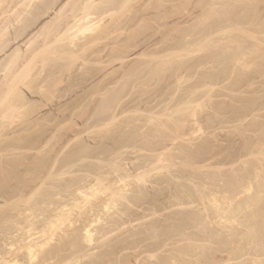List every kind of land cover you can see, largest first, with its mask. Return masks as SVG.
Wrapping results in <instances>:
<instances>
[{
    "label": "rangeland",
    "instance_id": "rangeland-1",
    "mask_svg": "<svg viewBox=\"0 0 264 264\" xmlns=\"http://www.w3.org/2000/svg\"><path fill=\"white\" fill-rule=\"evenodd\" d=\"M119 0H117V2H118ZM125 0H123V2H124ZM128 1V0H127ZM131 1H134L135 2V4L138 2V4L137 5H134V4H132L133 2H131ZM131 1H129V2H131L130 4H131V6L132 5H134V6H137V8H138V6H140L141 7V5H142V7L143 8H147L149 5H150V3H149V1H148V6L146 7L145 5L147 4L144 0V3H145V5H144V3H139L141 0H131ZM156 1V0H155ZM155 1H151L150 0V2L151 3H154ZM159 1H161V0H159ZM172 1V0H171ZM169 2L170 4L169 5H171L170 7H172V6H174L172 9L173 10H171V8H170V10H171V12H172V14L170 13V15H172L171 16V20L172 21H170V26H172L173 28H176V26H179L180 24V29L182 30H180V29H177L179 32H177V31H175L174 29H172L171 28V34H173V36L171 35V37L173 38V40H175V39H179L180 38V35L184 32V30L188 27L189 29H192V30H190V33L188 32V35H192V33H191V31L193 32L194 30H193V28L194 29H196V30H200V29H205V27L206 28H208L209 27V25H210V27L208 28V30H210V28H218V27H220L221 26V28H222V30L220 29V28H218V30H219V32L216 30V29H212L213 31H215V33H217L216 34V38H217V35H218V37L219 36H223L224 35V37H226L227 35H228V37H229V40H228V44H229V42H232L233 44H235V42L234 41H236V40H238L237 41V43L235 44V46L236 45H238V44H240V45H238L239 46V50L241 51V49L243 50V48L246 46L247 47V45L250 43L251 45V48H252V43H256V44H254L255 45V47L254 48H249L248 49V47H247V51H246V48H244V52H248V53H250V54H252V55H250V54H248L247 56H245V54H244V52L243 51H241L242 52V54H244L243 55V57H245V59L247 60V59H249V60H253L252 62H250L249 60H244L243 62H244V64H246V62H247V65L245 66L244 65V69L245 70H243V64L242 63H240L239 64V62H237L236 60H237V58L238 57H236V56H239L238 55V52L239 53H241L240 51H237L238 50V48H236L237 50H234L233 49V51H235V52H233L232 51V53L235 55V65H234V63H232L233 62V57L234 56H232V55H230L229 53H231V50H232V47H231V50H226V47L227 46H234L233 44L231 45V43L229 44V45H226L227 43V41H226V38H222V37H219L220 39L222 38V41L225 39V42H224V47H223V42H220L221 44H222V46H221V44H220V52H222V53H224L225 52V57L223 56V55H220V54H222V53H220L219 51H217V54L219 53V57L218 58H220V57H222V59L224 58H227V60H229V61H231V62H229V61H227V62H225L224 61V59L223 60H221L222 62L224 61L226 64L228 63V64H230L229 66H230V68L231 69H229V70H226L224 67L225 66H220L219 64H218V62L216 63V65H215V63H212L213 61L215 62V60L216 61H219V62H221L218 58H214V60L211 58V57H209V58H211V60L208 58V56L209 55H215V54H210L211 53V51H213V50H215V49H217L218 50V46H219V41H221V40H219V38L217 39V40H219L218 42H216V43H218V45L213 41V43H212V40H215V41H217L216 40V38L214 39L213 38V34H211L213 31H211L210 32V34L211 35H213V36H209L210 34H208L207 32H205V30H203L204 31V34H203V36H205V37H208L207 39L208 40H204V38H202L204 41H205V43H204V46H203V48H202V50L200 51V50H197L198 51V53H200V54H202V58L205 60V58H204V56L206 57V54H207V52L209 53V49H210V53L207 55V57H206V62L204 63L203 62V60H201L200 59V61L198 62V59L199 58H197L196 60H195V57L197 56V55H199L198 53H197V51H196V49L198 48H196V49H194L195 48V43L197 42V40H196V38H199L200 39V37L202 36V35H200L199 33V37H196L197 35L196 34H193V37H195L194 39L196 40H194L195 41V43L193 44V46L191 45V44H189L190 43V41H188V39L190 40H193L192 38V36H189V38H187L186 40L189 42L188 43V45H191L190 47H189V49H190V52H191V54L190 53H188L189 51H186V52H179L180 51V49L182 48V47H179L178 48V52L179 53H181V54H178L177 53V49L175 50V46H177L178 47V44L177 45H175L176 43H178L179 42V44H180V42L182 41V42H187V41H185V39H184V41L183 40H178V41H171V42H175L174 43V48H173V50L174 51H176V52H173V50L172 49H170V51H171V53L173 52V58H174V60L179 56V55H182V53H183V56L184 57H181V56H179V58L180 59H182L180 62L181 63H184V62H182L183 61V58H185L186 59V61H187V63L188 64H194V65H192L193 66V69H195L196 70V74H197V72H198V69L197 68H199L200 70V72H198L199 74H195V75H193V73H191V75L189 74L190 72H194L193 70H191L190 72H188L187 74H184V75H182V76H180V74H183L184 72H186L187 71V69H191L192 67L191 66H188L187 68H186V66H185V64L186 65H188L186 62L183 64V66H182V64L181 63H177V65H179L178 67L180 68V66H181V69H183V68H185V70L183 69L182 71H183V73H182V71H181V69H178V67H177V65H175L174 66V64H175V62L177 61V59L175 60V62L174 63H172L173 65H171L173 68L175 67V69H178V70H180V71H178V70H176V71H174L175 69H173V71H172V69H171V71H169V68H170V66L167 64V65H164L166 62V60H167V63H169L168 61H169V58H170V56H171V54L169 53V52H167L166 50H163V48H165L162 44V46L160 47V43L165 39V35L163 34V30H164V28H166V24L163 22V25H165V26H163L162 27V29H161V27L160 26H162L161 24H162V21L164 20V21H166L164 18H162V14H160L161 12L163 13V15H165V12L164 11H161V10H163V7L160 9V6H156V4H159L158 3V0L155 2L156 4H151L150 6L154 9V11L156 10V9H158L157 11H155V14H154V16H156V13L158 12V14L157 15H159L160 14V18H161V22H159L158 20L159 19H157V22H159V23H161V24H159L158 23V27H156L155 29L157 30V31H155V32H157V33H155L154 31H153V28H149V26L147 25V23H143V22H146V20H145V18L142 16L141 17V20L142 19H144L145 21H143L142 20V25L144 24V25H146L147 26V28H145V26L143 25L142 26V28L141 29H143V30H145V33L143 32V30L140 32L139 31V33L142 35V37L140 36L139 37V33H138V36H136L135 37V40L137 41L138 40V42L140 43V44H143V41L145 42V41H147V40H149L150 38H154V40H158L159 41V43H157V44H159V47H158V45H157V49H156V52L157 51H159L160 50V48L164 51V53L166 52V53H169L170 54V56H169V58H164V60L162 61V59L159 61V60H157V62L159 61V65L162 63V62H165V63H163V64H161L160 66L158 65V67H161L162 65L165 67V66H167L166 68H163V69H165V75L167 74V73H169V74H167L166 76L163 74V76H164V78H163V76H161V71L160 70H162L161 68H158L157 67V64H155L156 65V69H160V70H156V72L157 71H160V73H158L157 72V74H158V77H156L154 74V76L156 77H154V78H152V76H150L151 75V73L150 72H153V73H155L156 74V72L155 71H150V70H148V69H152V68H150V66L147 64L148 62H150L151 61V59H149L148 60V62H146V60H145V65L147 64V66H145V67H147L146 69L148 70H143L144 69V65H143V63H141L140 65H141V67H142V65H143V69H141L140 68V71H144L142 74H144L143 76H145V77H143L142 76V74H141V77L139 76H135V79H134V83H136V79H138V78H140V80L141 81H139V83H138V81H137V85L136 84H133L132 86H131V83H133V79L132 78H134V77H132V76H134V75H132L131 73H130V71H132L133 70V68H135L134 70H136V68L138 69V72L137 71H134L135 73L137 72V75H139L138 73H140L139 72V66L140 65H138V62L139 61H136V63H134L135 61H133L134 59L136 60V57H137V60H139V58L138 57H140V55H141V53H144L146 50L148 51V49H149V47L148 46H145L146 45V43L147 42H149V43H151V39H150V41H147L146 43H144L143 44V46H141V45H139V46H137V48L135 47L136 45H133L134 43H135V41L133 40L132 41V39L130 38V43L134 46V47H132L131 46V44L129 43V40H127L126 39V41H128V42H126L125 41V38H126V36L127 35H129V36H133V34H131L130 35V33L129 32H131V30H132V32H133V29H134V27L130 30V29H128V28H126V26H129V25H127V24H125V25H123V26H125V27H122V28H117L116 27V29L118 30L119 29V32L121 31V30H123V28L124 29H126L127 31H128V33L129 34H127V31H125L124 30V32L126 33V35H123L124 33H123V31H122V35H123V37H125L124 39H123V41H125L124 42V44H130L129 46H127V48L129 47L130 48V46H131V48H130V50H128L127 48H122V46H121V48H122V50L124 49V50H126L127 51V54L125 53V55H128L127 57L129 58L130 56H133L131 59H128L127 60V58L125 57V55L123 54L122 56H123V58H126V60L124 59V60H122L123 61V63L125 62V69H124V71L126 72V68H131V67H133V68H131L132 70H127V74H129L128 76H127V74H125V73H123V70H121L120 69V67L119 66H122L121 65V63H122V61H120L119 60V63H120V65H119V63L118 62H116V63H118V64H111L112 62H114L113 60V58H111V59H113L112 61H111V63H110V58H109V63H110V65L112 66H110L109 65V67L112 69V70H114L117 66V69L119 68L120 70H117V69H115L116 71H120V72H122L121 74H120V72L118 73H116L115 75H116V77H117V74H119V77H118V79L116 80L114 77H115V75H114V71H112V70H110V71H112L113 72V74H110V73H112V72H108V71H106L107 70V68H108V66H107V68H106V74L103 72L102 74H103V76H104V78H106V81H107V78H108V83H107V86H108V88H109V86H111L110 88H114L115 86H117L118 85V87L120 88V89H122L123 88V90L121 91V94H120V92H119V94H118V92H117V95L119 96L120 95V98L122 99V101H121V99L119 98V100L117 99V98H112L114 95H116V93H114V95L112 94L113 92H115V88L112 90H110V88L107 90V91H109L110 90V94H112V95H110L109 93H107V97L109 98L110 96V98L111 99H114V100H116L117 99V101L115 102V101H113L112 103H110V105H115V107L113 106H111L112 107V109L113 108H116V107H118V108H116V109H120L119 111H121V113L117 110V112L118 113H116V109L115 110H112L113 112L115 111V115H117V114H119V115H121V119H120V116H116V117H118V118H116L115 117V115H114V113H112V111L110 110V105H109V112L107 111V113L109 114L110 113V111H111V113H112V115H113V117H115V119L114 118H112L111 117V114H109L110 115V117H108V118H106V119H113V121H112V123H111V120L109 121V120H106V119H103L102 117H100L101 116V112H102V110L100 109V106L98 107L97 105L98 104H95L94 106L93 105H91L90 103H93L92 101H91V99L92 98H94V101H95V98L97 97L98 98V102H99V98L102 96V94H101V87H99V85H98V82L100 81V85H101V80L103 79L102 78V74H101V77H99V78H101V79H99L98 80V77H97V75H96V77L94 78V77H92V79H94V81L92 80L91 81V79H90V82H92L91 84H89L90 86H92L93 88H91L92 89V98L90 99V102H89V105H91V107H88L89 109L91 108V111L89 112V113H87L88 114V116H87V114L84 112L85 110L83 109V107L84 106H80V105H76L77 107H75V108H78L79 109V111H77L78 109H76L75 110V108H69V109H67V113H69V112H74V110H75V112L76 113H74V115H73V117L75 116V118H70V120H64L63 122H66L67 123V125H66V123H65V125L63 124V122L62 123H60L61 125L63 124V126H62V128H59V129H56V128H58V127H61V125L59 126V124L55 127V125H53L52 123V126L50 127V125L48 124V122H49V120H47V121H43L44 123H39V124H37L35 127L37 128V129H39V132H42L43 134L45 133V135L44 136H47V139L45 138L44 139V143H42V145H40L39 147H34V149H32V145H30V144H27V145H25L24 146V143H23V145L21 146V147H23V148H19V147H17L16 145H13L12 147H10V150H7L6 152H8V151H10V152H8L9 153V156H8V153H4L3 155H2V153L0 152V154L2 155L1 157H3V156H5V158L4 159H6V155L5 154H7V157H11V159H12V161H16V163L18 164V162H19V164H18V174H20V175H25V177L27 178V181L29 182L28 184L30 185L31 184V186H29V192H24V194H20V193H18V195H16V196H14V197H11L10 199H8L7 200V198H2L1 196H0V212L2 211L1 210V208H6L7 210H8V208H10L8 211H12L14 214H16V213H20V216H18L19 218L20 217H22V213L24 212V211H26L27 209H28V207L27 206H29V204L27 205L26 203H25V201H23V198L25 197H27V198H31L32 196H33V194H34V198H32L31 199V201H35L36 199H37V197L39 196V194L40 193H38L39 191L38 190H40V192L42 191L43 192V190L44 191H46L47 192V200L45 201V203L43 202L42 204H40L42 207H40V208H43V209H45V211H43V209L41 210V211H43V212H45V215H44V213H42V214H40L41 212H39L40 210L38 209L39 208V204H37V206L38 207H36V209L37 210H39L38 211V213L37 212H35L36 211V209H34L33 210V212L35 213V216H36V218H34V213H33V215L31 214L32 213V211L29 209L28 211H30L29 213L31 214V217H29V218H27V216L25 215V214H27L28 215V213H27V211L25 212V214L23 213V216L25 215L26 216V220L27 219H29V220H27L28 221V223H29V225L27 224V222H26V220H24L23 221V218H22V222L24 223H22L23 224V226L26 224V225H28L29 227H27L26 226V228H25V226H24V228H22V226H20V225H22V224H19V223H17L15 220V224H16V229L14 230V228H12L11 227V224L10 223H12L13 222V220H12V222H8V221H11V220H6V222L4 221V223H8V225H6L5 227L3 226V224H2V220H1V226H3V228H5V229H3L2 227H0V230L1 229H3V231L1 230V232H2V234H1V232H0V237L3 239V241H2V239H0V245L1 244H3V245H1V250H2V252H0V255H1V257H0V259H5V256H6V254H4V252L7 250V252H8V254H7V256H6V258H8V259H6V261L5 260H3V261H5V263L6 264H8L9 262H11V261H9V259L10 258H12L13 256L15 257L16 255H13V254H17L18 253V255H19V257H18V255L16 256V259L15 258H12V259H14V260H12V262L11 263H9V264H15V261H17V263L16 264H20V262H25L24 264H40L42 261V263L41 264H158V263H160V264H197V263H201V264H263V258H264V256H262L263 254H264V249H263V247H264V188H262V187H264V184H263V181H264V167H263V165H264V0H219L220 1V3L218 2V0H216V3H214L215 2V0H213V4L211 3V1L210 0H186V1H184V0H181V2H184V3H182L181 4V2L179 1V0H173L172 2ZM228 1V2H227ZM244 1V2H243ZM245 1H246V3H245ZM251 1V2H250ZM116 2V1H115ZM112 3L113 5L112 6H114V5H118V4H116V3ZM121 2V1H120ZM120 2H118V3H120ZM128 2V3H129ZM174 2H176V4L174 3ZM178 2H180L179 4H178ZM205 2H207V4H208V6H207V4L205 3ZM209 2V3H208ZM217 2L219 3V4H217ZM225 2H226V4L228 5H230L229 7L225 4ZM234 2H235V4H234ZM248 2V3H247ZM250 2V3H249ZM161 3H162V1H161ZM189 3V4H188ZM211 3V4H210ZM223 3V4H222ZM232 3L234 4V5H232ZM239 3V4H238ZM245 3V4H244ZM127 4V3H126ZM130 4H128L129 6H130ZM140 4V5H139ZM216 4V5H215ZM241 4H243V6L241 5ZM156 6V8H154L155 6ZM181 5V6H180ZM190 5V6H189ZM220 5H222L221 7H220ZM223 5H225V6H223ZM239 5V6H238ZM258 5H259V7H258ZM128 6V7H129ZM130 6V7H131ZM145 6V7H144ZM176 6H179L178 8L176 7ZM205 6H207V7H205ZM232 6L234 7V8H232ZM241 6V7H240ZM251 7V10L253 11V13H252V11L250 10V9H248L247 7ZM253 6V7H252ZM115 7V6H114ZM118 7H119V5H118ZM118 7L116 6V8H114L115 10H116V12H113L114 11V9H112L111 11L113 12V13H116L115 15L119 18L120 16H118V15H120V14H123V13H126V14H128V15H126V14H124V15H122V16H124V19L125 20H123V18H119V20L121 21V20H123V21H125L124 23H126V16H130L131 15V13H130V11L131 10H133V9H131L130 11H129V8H125V7H127V6H123L124 8H125V10L127 9V12H118L119 10H117L118 9ZM121 7L122 6H120L119 8L121 9ZM122 7V8H123ZM139 7V8H140ZM141 7V8H142ZM176 7V8H175ZM185 7V8H184ZM187 7V8H186ZM213 7V8H212ZM245 7V8H244ZM254 7H255V9H254ZM124 8H123V10H124ZM132 8V7H131ZM174 8H175V10H174ZM221 9V10H219V9ZM229 8V9H228ZM241 8V9H240ZM258 8V9H257ZM134 9H136V7L134 8ZM159 9H160V11H159ZM178 9H179V11H178ZM184 9H185V11H184ZM215 9H217V10H215ZM255 11H254V10ZM209 10V11H208ZM234 10V11H233ZM128 11H129V13H128ZM133 11H135V10H133ZM133 11H131L132 13H133ZM175 11H176V13H175ZM179 13H178V12ZM111 12V13H112ZM160 12V13H159ZM202 12H204V13H206L205 15H203V16H201L202 14H204V13H202ZM221 12H222V14H221ZM236 12V13H235ZM239 12H241V13H239ZM255 12V13H254ZM257 12V13H256ZM112 13V14H113ZM117 13H120V14H118L117 15ZM188 13V14H187ZM200 13V14H199ZM213 13H215V14H213ZM230 13V14H229ZM239 13V14H238ZM8 14V13H7ZM174 14V15H173ZM181 14V15H180ZM182 14H183V16H182ZM211 14V15H210ZM235 14V15H234ZM253 14V15H252ZM213 15H215V16H213ZM219 15H220V19L218 18L219 17ZM223 15H225L224 16V18L225 19H223L222 18V16ZM240 15V16H239ZM261 15V16H260ZM121 16V17H122ZM145 16V15H144ZM231 16H233V17H235V18H237V19H230V17ZM146 17H147V15H146ZM157 18H159L158 16H156ZM164 17V16H163ZM166 17V16H165ZM184 17V18H183ZM202 17V18H201ZM215 17V18H214ZM233 17H231V18H233ZM248 19H247V18ZM249 17H251L250 19H249ZM253 17V18H252ZM259 17V18H258ZM198 18V19H197ZM201 18V19H200ZM243 18H244V20H243ZM257 18V19H256ZM262 19V21H261V19ZM107 19H109V21H110V18H107ZM146 19H148V18H146ZM163 19V20H162ZM175 19V20H174ZM182 19H183V21H182ZM225 20L224 22H223V24H221V23H219V22H221V20ZM227 19V20H226ZM229 19V20H228ZM246 19V20H245ZM253 19H254V21H253ZM141 20H140V22H141ZM184 20H185V22H184ZM195 20V21H194ZM215 22H214V21ZM233 20V21H232ZM235 20H238L237 22H235ZM249 20V22H251V21H253V22H251V23H249V22H246V21H248ZM148 21V20H147ZM182 22V23H179V22ZM213 21V22H212ZM227 21H230L229 23H231L230 25H229V23H227ZM240 21H242L241 23H240ZM244 21V22H243ZM255 21H256V23H255ZM139 22V24H141ZM179 24H177V23ZM184 22V23H183ZM194 22L195 23H198L197 25H198V27L197 28H195L197 25H195L194 27H193V25H194ZM206 22H208V24H206ZM228 24V25H225L226 23ZM259 22V23H258ZM113 22H111L110 24H112ZM123 23V24H124ZM166 23H167V21H166ZM173 23L176 25V26H174L173 25ZM190 23V24H189ZM200 23V24H199ZM204 23V24H203ZM225 23V24H224ZM234 23V24H233ZM240 23V24H239ZM247 23H248V25H247ZM139 24H136V25H139ZM212 24V25H211ZM221 24V25H220ZM250 24V25H249ZM257 25L258 27H255V26H253V27H251L252 25ZM182 25H183V27H184V25H187V26H185L184 27V29L183 28H181L182 27ZM205 25H208V26H205ZM216 25H218V26H216ZM231 25H233L232 26V28L230 27ZM241 25V26H240ZM263 25V26H262ZM113 26V31L114 32H117V30L114 28V26L115 25H112ZM112 26H111V28H112ZM133 26V25H132ZM156 26V25H155ZM224 26H228L229 28H230V31L228 30V27H226V29L224 30ZM240 26V27H239ZM245 26V27H244ZM262 26V27H261ZM131 26H129V28H130ZM179 27H177V28H179ZM193 27V28H192ZM199 27H201V28H199ZM260 27V28H259ZM187 28V29H188ZM245 28H247V30H248V28L250 29V28H252V30L250 29V30H248V31H243V30H245ZM261 28H263V29H261ZM149 29H152V30H149ZM154 29V30H155ZM186 29V30H187ZM188 29V30H189ZM241 31H240V30ZM258 29V30H257ZM261 31H260V30ZM111 30V29H110ZM116 30V31H115ZM130 30V31H129ZM159 30V31H158ZM172 30H174V31H172ZM185 30V31H186ZM187 30V31H188ZM195 30V32H193V33H196V32H200V31H196ZM207 30V31H208ZM112 31V30H111ZM186 31V32H187ZM217 31V32H216ZM225 31V32H224ZM250 31L252 32V33H250ZM257 31V32H256ZM258 31H259V33H258ZM114 32H111L112 33V35L114 34ZM134 32L135 33H137L135 30H134ZM143 32V33H142ZM149 32V33H148ZM159 32V33H158ZM176 32V33H175ZM181 32V33H180ZM209 32V31H208ZM230 32V33H229ZM253 32H254V34H253ZM89 33H91V32H88L87 34H89ZM118 33V32H117ZM116 33V34H117ZM153 33V34H152ZM156 35H155V34ZM161 33H162V35H164V36H162L161 35ZM205 33H207V35L205 34ZM214 33V34H215ZM224 33V34H223ZM226 33V34H225ZM246 33V34H245ZM257 35H256V34ZM151 34V37H149V35ZM157 34H160V35H157ZM184 34L186 35V33L184 32ZM220 34V35H219ZM232 35L231 37H233V38H230V35ZM237 34V35H236ZM238 34H240V35H238ZM244 34V35H243ZM259 34H260V37H259ZM152 35H153V37H152ZM175 35V36H174ZM195 35V36H194ZM226 35V36H225ZM255 35V36H254ZM128 36V37H129ZM147 36L149 37V39H147ZM159 36L160 37H164V39L163 40H161L160 38H159ZM177 36H179V37H177ZM183 34L181 35V37L182 38H180V39H183ZM187 36V35H186ZM202 36V37H203ZM234 36H235V40H234ZM238 36V37H237ZM245 36V37H244ZM127 37V38H128ZM156 37H158V39L156 38ZM177 37V38H176ZM188 37V36H187ZM249 37V38H248ZM252 37V38H251ZM258 37V38H257ZM133 38V37H132ZM138 38H140V39H138ZM175 38V39H174ZM185 38V37H184ZM236 38H238V39H236ZM241 38H244V39H241ZM261 40H263V41H261ZM143 39H146V40H143ZM202 39H200L199 41L201 42L202 41ZM228 39V38H227ZM247 39V40H246ZM257 39V40H256ZM258 39H259V41H258ZM154 40H152V41H154ZM211 40V41H210ZM232 40V41H231ZM241 40H242V42H241ZM114 41V40H113ZM142 43H141V42ZM197 42V43H200V42ZM245 41V42H244ZM248 43H247V42ZM257 41V42H256ZM137 42V43H138ZM207 42V43H206ZM112 42V40H111V44H109L110 45V48H112V49H117V47L119 48V46H115V48L114 47H112V46H114L115 45V43H113ZM185 43H181V46H183V44H185ZM211 44L212 43V45L214 44H216L217 46H216V48L214 47V49L213 50H211L212 48H213V46L212 47H210V48H208L210 45L209 44ZM247 43V44H246ZM260 45H259V44ZM136 44V43H135ZM164 44V43H163ZM257 44H258V46H257ZM108 45V46H109ZM112 45V46H111ZM138 45V44H137ZM147 45H149L148 43H147ZM225 45H226V47H225ZM243 47H242V46ZM124 47H126L125 45H123ZM140 46H141V48H140ZM144 46H145V49H142V48H144ZM154 46H156V45H154ZM173 46V45H172ZM180 46V45H179ZM197 46H198V44H197ZM230 46L228 47V48H230ZM237 46V47H238ZM249 46V45H248ZM257 46V47H256ZM262 46V47H261ZM138 47H139V49H138ZM185 47H186V45H185ZM185 47L183 46V48L185 49ZM205 47V48H204ZM221 47H223L224 48V51L222 50L223 48H221ZM262 48V50H261V48ZM109 48V47H108ZM108 48H107V50H108ZM132 48H134V51H135V49H137L134 53H132L133 51H132ZM170 48H172V47H170ZM234 48V47H233ZM255 48H258L257 50L255 49ZM112 49H110L111 51H112ZM188 48H186V50H189ZM206 49V50H205ZM55 50V49H54ZM53 50V51H54ZM117 50H119V49H117ZM124 50H123V52H124ZM138 50H139V52L142 50V52H140L139 54H138ZM145 50V51H144ZM194 50V51H193ZM208 50V51H207ZM222 50V51H221ZM226 50V51H225ZM250 50V51H249ZM256 50V51H255ZM12 51V50H11ZM10 50L8 51H6V52H8V53H10L11 52ZM115 51V50H114ZM114 51H112V52H114ZM129 51H131V53L133 54H129L128 52ZM168 51H169V49H168ZM181 51H183V49L181 50ZM185 51V50H184ZM203 51V52H202ZM204 51L206 52V54L204 53ZM230 51V52H229ZM237 51V52H236ZM260 51V52H259ZM119 52V51H118ZM122 52V53H123ZM155 52V53H156ZM216 51H213L212 53H215ZM261 53L262 52V54H259V53ZM158 53V52H157ZM157 53H156V55H157ZM162 54L163 52L160 50L159 51V53L158 54ZM166 53H165V55H166ZM174 53H175V55H174ZM184 53H185V55L187 54V56L185 57V55H184ZM231 53V54H232ZM258 55H257V54ZM44 54H47V53H44ZM115 54H118L117 53V51H116V53ZM114 54V55H115ZM136 54H138V56H136ZM189 54V55H188ZM203 54H204V56H203ZM230 55V57L231 58H229L228 59V57H226V56H228V55ZM1 55H3V54H1ZM0 55V56H1ZM48 55V54H47ZM47 55H45V56H47ZM113 54L111 55V56H114ZM130 55V56H129ZM134 55L136 56L135 58H134ZM155 55V56H156ZM163 55V54H162ZM178 55V56H177ZM191 55V56H190ZM253 55H254V57H253ZM256 55V56H255ZM155 56H154V59H157V57L158 56H160V55H158L156 58H155ZM174 56H176V58L174 57ZM188 56H190V58L188 57ZM192 56H193V58H192ZM195 56V57H194ZM218 56V55H217ZM216 55L214 56V57H217ZM252 56V57H251ZM262 56V57H261ZM41 57L43 58V55H41ZM161 57V56H160ZM162 57H164V56H162ZM166 57V56H165ZM171 57V58H172ZM187 57H188V59L189 60H187ZM250 57V58H249ZM256 57V58H255ZM41 58V59H42ZM45 58V57H44ZM115 58V57H114ZM116 58H117V56H116ZM115 58V59H116ZM134 58V59H133ZM170 58V59H171ZM172 58V59H173ZM201 58V57H200ZM207 58L210 60V64H212L211 66H213V67H215V68H212V67H210L209 66V63L207 62ZM252 58V59H251ZM144 59V58H143ZM147 59V58H146ZM159 59V58H158ZM184 59V60H185ZM192 59V60H191ZM195 60V62L194 63H191V61H194ZM218 59V60H217ZM221 59V58H220ZM254 59H257V60H254ZM80 61H81V59H79ZM98 60V59H97ZM131 60V61H130ZM174 60H170V62L171 61H174ZM179 60V59H178ZM260 60V61H259ZM79 61V62H80ZM103 61V60H102ZM102 61H97L98 63H101ZM107 61H108V59H107ZM117 61H118V59H117ZM130 61V62H129ZM140 61H141V57H140ZM189 61V62H188ZM198 62V64L200 63V65H202V64H204V69L203 70H205L206 69V71L208 70V67H210L209 69L211 70L210 72L211 73H213V74H211L210 72V74H208V72L207 73H203V74H201L200 75V73H202V72H204V71H202L201 72V68H200V65H196L195 63H197ZM257 61V62H256ZM104 62H106V60L104 61ZM103 62V64H106V63H104ZM142 62V61H141ZM143 62H144V60H143ZM153 62V60L150 62V63H152ZM154 62V63H155ZM161 62V63H160ZM178 62V61H177ZM203 62V63H202ZM221 62V63H222ZM250 64H249V63ZM262 62V63H261ZM97 63V64H98ZM108 63V62H107ZM108 63V64H109ZM133 63L134 64H136V65H138V66H134L133 65ZM140 63V62H139ZM154 63H152L153 65H154ZM202 63V64H201ZM225 63H222V64H224V65H226ZM236 63H238V65L236 64ZM252 63H257L256 64V66H255V64H252ZM96 64V65H97ZM102 64V65H103ZM107 64V65H108ZM169 64H171V63H169ZM206 64H208V65H206ZM217 64L219 65V67H217ZM228 64H227V66H228ZM231 64H233V65H231ZM242 64V65H241ZM260 64H262V65H260ZM98 65H100V64H98ZM97 65V66H98ZM124 65H123V67H124ZM128 65V66H127ZM152 65V66H153ZM215 65V66H214ZM250 65H252L251 66V68H249L250 67ZM260 65V66H259ZM106 66V65H105ZM115 68H114V67ZM149 66V67H148ZM168 66H169V68H168ZM206 66H208V67H206ZM239 66V67H238ZM261 66H263L262 68H261ZM177 67V68H176ZM183 67V68H182ZM191 67V68H190ZM195 67H197V68H195ZM206 67V68H205ZM223 67V68H222ZM240 67H242L241 69L243 70V72H242V70L240 69ZM248 67V69H246ZM255 68V69H253V68ZM66 69H67V67H65ZM76 68V67H75ZM75 68H73V69H75ZM122 68V67H121ZM154 66H153V70H154ZM217 68V69H216ZM227 69L229 68V67H226ZM235 68V69H234ZM215 69V71H213ZM221 69V70H220ZM239 71H237V70ZM251 69L253 70V71H251ZM167 70H168V72H167ZM216 70H218V72H216ZM240 70H241V72H240ZM247 70V71H246ZM256 70V71H255ZM261 70V71H260ZM67 71V70H66ZM147 71V72H146ZM177 71H178V74L179 75H176V73H177ZM189 71V70H188ZM205 71V72H206ZM213 71V72H212ZM224 71V72H223ZM225 71H227V73L225 72ZM232 71V72H231ZM247 73H246V72ZM249 71V72H248ZM250 71L252 72V73H250ZM59 72H64V71H59ZM172 72H176V73H172ZM236 72V73H235ZM262 72V73H261ZM110 75H109V74ZM149 75H148V74ZM229 73H231L232 74V76H231V74H229ZM240 75H239V74ZM241 73H242V75H241ZM57 74V73H56ZM65 74H66V72H65ZM99 74V75H100ZM108 74V75H107ZM123 74H125L126 76V78H127V80L125 81V85H126V82H128L127 84V87L125 88V90H124V85H120L122 82H124V80L126 79L125 77H124V75ZM134 74V73H133ZM188 74L190 75V76H188ZM208 75L207 77H206V81H204V78L203 77H205V76H203V75ZM234 74V75H233ZM252 74V76H250ZM106 75V76H105ZM114 77H113V76ZM123 75V76H122ZM132 75V76H131ZM136 75V74H135ZM148 75V76H147ZM174 75V76H173ZM187 75V77H185ZM192 75L194 76V78L196 77V79H197V77H200L201 76V78L200 79H198L197 80V83H198V85H199V82L203 79V81H201L203 84V86H201V88L203 87V89H199V90H196L197 92H193L194 91V89H196L197 87V85L195 86L196 88H194L193 87V84L194 83H196V80L192 77ZM220 75V76H219ZM110 76V77H109ZM111 76H112V79L113 80H111L110 78H111ZM120 76H122V77H124V78H122L123 79V81L121 80V78H120ZM173 76V77H172ZM178 76V77H177ZM180 76V77H179ZM184 76V77H183ZM203 76V77H202ZM210 76V79H208V77ZM229 76V77H228ZM238 79V81H236L237 79L235 78V77ZM163 79H162V78ZM167 77V78H166ZM191 77V79H194V82L191 80V79H188V78H190ZM212 77H213V79H212ZM215 77L217 78V79H215ZM224 77V78H223ZM120 78V79H119ZM128 78H130L129 80L131 81L130 83H129V80H128ZM148 78V79H147ZM149 78H151L150 80H149ZM180 80H182V81H180ZM222 78H223V81H222ZM232 78V79H231ZM241 78H243V80L241 79ZM95 79H97V81L95 80ZM147 79V80H146ZM161 79V80H160ZM168 79V80H167ZM172 79V80H171ZM178 79V80H177ZM183 79H187V80H183ZM214 79L215 80H217V82L216 81H214ZM236 79V80H235ZM111 82H110V81ZM166 80V81H165ZM175 80V81H174ZM200 80V81H199ZM209 80H213V81H209ZM239 80H240V82H239ZM253 80V81H252ZM53 81V80H52ZM69 81H72V80H69ZM117 81V82H116ZM118 81L120 82L119 84H118ZM122 81V82H121ZM145 81L147 82L146 83V88H145ZM162 81V82H161ZM186 81V82H185ZM199 81V82H198ZM250 81V82H249ZM93 82H95V84L93 83ZM117 83V85H115L116 83ZM143 82V83H142ZM151 82H152V84H151ZM156 82H158V83H156ZM178 82H180L181 84L183 83H186V84H180V83H178ZM188 82V83H187ZM191 82V83H190ZM201 82H200V84H201ZM212 82V83H211ZM214 82H216V83H214ZM222 82V83H221ZM226 82V83H225ZM236 82H238V83H236ZM66 82H63V85L65 84ZM73 83H74V80H73ZM80 86V88H79V86L77 85V84ZM89 83V82H88ZM111 83V84H110ZM160 83V84H159ZM163 83V84H162ZM236 85H235V84ZM252 83V84H251ZM35 84V83H34ZM37 84V83H36ZM96 85L97 84V86H95L94 87V85ZM114 86H113V85ZM122 84H124V83H122ZM159 86H157V85ZM178 84H179V87L180 88H182L183 90H180L179 91V89H178ZM192 85V88H193V91H192V93H191V91L190 90H192V89H190V90H187L186 88H191V85ZM208 84V85H207ZM210 84V85H209ZM217 86H215V85ZM234 84V85H233ZM249 86H248V85ZM33 83L31 84V87H25L24 86V88L26 89H28L29 88V93H28V91L26 90L25 91V93H26V96L29 94V96H27V98H29V97H31V98H29V100L31 101V103H33V104H35L36 105V108H34V107H32L31 109V111H33V112H29L31 115H30V118H29V113L26 115V116H28V117H26V119H32L33 120V117L36 115V117L37 118H41V117H45V116H48L47 114L50 112V115L51 116H53V114L54 115H59L60 113L62 114V110H60V109H64L65 107H63V106H66V103L69 101V100H67L66 101V99H67V97H61L60 99L59 98H57V99H54V101L55 100H57V103L56 102H53L52 100H51V102L52 103H54L55 105H52V103L50 102V101H48V97H46L45 95L47 94L48 95V93L47 92H45L46 90H42V88H44V87H42L41 88V90H40V87H39V92L38 91H36L37 89H38V85H42V83L40 84V83H38L37 84V89H36V87L34 88V90H33ZM62 85V84H61ZM121 87H120V86ZM150 85V86H149ZM154 85V86H153ZM167 85V86H166ZM176 85H177V87H176ZM190 87H189V86ZM251 85V86H250ZM27 86V85H26ZM34 86H36V85H34ZM43 86V85H42ZM77 86V87H76ZM81 86L83 87V85L81 84V83H78V81L76 82V80H75V84H74V87H76V89L78 88V89H80V91H82L81 89H83V88H81ZM90 86H88V87H90ZM123 86V87H122ZM139 86V87H138ZM184 86H185V88H184ZM230 86V87H229ZM237 86V87H236ZM118 87H117V89H118ZM134 87H136V88H134ZM163 87V88H162ZM206 87V88H205ZM209 87V88H208ZM211 87H212V89H211ZM215 87V88H214ZM219 87V88H218ZM232 87V88H231ZM32 88V90L34 91H31L30 89ZM46 88V87H45ZM44 88V89H45ZM98 88H100V90L98 89ZM131 88V89H130ZM145 88V89H144ZM156 88H158V89H156ZM199 88V87H198ZM197 88V89H198ZM214 88V89H213ZM260 88V89H259ZM77 89V91H79ZM116 89V90H117ZM120 89H118L117 91H119ZM133 89V90H132ZM149 89V90H148ZM162 89V90H161ZM164 89V90H163ZM176 89H177V91L178 92H175L176 91ZM187 90L186 91V94H185V92H184V90ZM230 89V90H229ZM232 89V90H231ZM246 89H248V90H246ZM97 90H99V91H97ZM138 90H139V92H138ZM148 90V91H147ZM151 90H153L152 92H151ZM155 90V91H154ZM161 90V91H160ZM201 90V91H200ZM205 90V91H204ZM210 90H211V93H210V95H208L207 93H209L210 92ZM214 90V91H213ZM218 90V91H217ZM257 90V91H256ZM261 90H262V92H261ZM31 91V92H30ZM43 93H42V92ZM80 91H79V93H80ZM128 91V92H127ZM131 91V92H130ZM159 91V92H158ZM166 91V92H165ZM169 91V92H168ZM181 91H183V92H181ZM189 91V92H188ZM206 91H207V93H206ZM213 91V92H212ZM250 91V92H249ZM96 92H98V93H96ZM99 92H100V94H99ZM172 94H171V93ZM174 92V93H173ZM181 92V93H180ZM201 92H202V94H201ZM203 92H204V94H203ZM258 92H259V94H258ZM33 95H32V94ZM42 93V94H41ZM45 93V94H44ZM142 93V94H141ZM161 93H162V95H161ZM168 93V94H167ZM170 93V94H169ZM175 93H177V94H175ZM180 93V94H179ZM40 94V95H39ZM96 94V96H94V95ZM182 94L184 95V96H186V97H184V96H182ZM199 94V95H198ZM203 95V96H201V95ZM214 94V95H213ZM38 95V96H37ZM166 95V96H165ZM169 97H168V96ZM170 95H172V98H171V96ZM173 95H175L174 97L175 98H173ZM192 96V97H190V96ZM262 95V96H261ZM94 96V97H93ZM100 96V97H99ZM128 96V97H127ZM131 96H132V98H131ZM133 96H135V97H133ZM163 96V97H162ZM182 96V97H181ZM188 96V97H187ZM202 97L201 98V100H200V97ZM244 96H245V98H244ZM35 98V100L36 101H34V98ZM37 97V98H36ZM42 97V98H41ZM115 97V96H114ZM127 97V98H126ZM164 99H162V98ZM166 97V98H165ZM186 98L185 99V101L184 100H182L183 101V103H181V104H179V101L181 102V98L182 99H184V98ZM39 98V100L37 101V99ZM41 98V99H40ZM44 98V99H43ZM97 98H96V101H97ZM108 99V102H109V100H111V99ZM137 98V99H136ZM243 98V99H242ZM64 99H65V101H64ZM136 99V100H135ZM166 99V100H165ZM167 99L168 100H170V101H167ZM173 99V100H172ZM175 99V100H174ZM180 99V100H179ZM194 99V100H193ZM44 100V102H42ZM58 100H59V102H58ZM60 100H62V101H64V102H62V101H60ZM142 100V101H141ZM165 101L164 103L163 102H161V101ZM46 101V102H45ZM47 101L48 102H50V103H48L49 105L51 104L52 106H53V108H52V106L50 105H47ZM118 101H120L119 103H118ZM140 101V102H139ZM203 101V102H202ZM255 101H256V103H255ZM41 102V103H40ZM62 102V103H61ZM97 102V103H98ZM186 102V103H185ZM197 102V103H196ZM199 102H201V105L200 106H198L200 103ZM251 102V103H250ZM44 103H46V105L47 106H49V109L51 108V110L47 113V106H45V104ZM94 103H96V102H94ZM115 103V104H114ZM117 103V104H116ZM167 103H169L168 105H167ZM175 103H176V105H175ZM178 103V104H177ZM250 103V104H249ZM41 104V105H40ZM64 104V105H63ZM119 104V105H118ZM122 104V105H121ZM136 104V105H135ZM215 104V105H214ZM217 104V105H216ZM228 104V105H227ZM251 104H253V106H250ZM34 105V106H35ZM38 105H40V107H38V112H36L37 110V106ZM61 107H60V106ZM173 105H175L176 106V108L178 109V107H177V105H181V107H179V109L181 110V112L180 111H176V109H175V106H173ZM204 105V106H203ZM231 105V106H230ZM246 105V106H245ZM56 106H58V107H56ZM92 106H93V108H92ZM159 106V107H158ZM161 106V107H160ZM162 106H163V108H162ZM169 106V108H167ZM191 106V107H190ZM197 106H198V108H197ZM43 107H45V109L43 108ZM63 107V108H62ZM79 107H82V109L84 110H82L81 109V111H80V108ZM96 107V108H95ZM165 107H166V109H165ZM214 107V108H213ZM241 107V108H240ZM254 107V108H253ZM33 108H34V110H36V111H34L33 110ZM42 108H43V110H42ZM56 109L57 110V108H59L58 109V113L59 114H56L57 113V111L55 112V110H53V109ZM95 108V109H94ZM139 108V109H138ZM151 108V109H150ZM156 108V109H155ZM158 108V109H157ZM182 108V109H181ZM237 109L236 111L234 110V109ZM243 108V109H242ZM40 109L43 111V113H45V115L40 111ZM48 109V110H49ZM71 109V110H70ZM89 109H88V111H89ZM138 109V110H137ZM163 109V112L161 111ZM167 109H168V111H167ZM171 109V110H170ZM172 109H174V111L172 110ZM239 109H240V111H239ZM93 110V111H92ZM95 110H96V112H95ZM137 110V111H136ZM153 111V115H152V111ZM156 110V111H155ZM159 110V111H158ZM164 110H166V111H164ZM172 111V112H170V111ZM183 110V111H182ZM247 110V111H246ZM86 111H87V109H86ZM98 111V112H97ZM122 111H124V112H122ZM135 111V112H134ZM142 111V112H141ZM144 111V112H143ZM148 113H147V112ZM161 111V112H160ZM188 111V112H187ZM218 111V112H217ZM235 111V112H234ZM39 112H41L42 114H40ZM84 112V113H83ZM100 112V113H99ZM126 112V113H125ZM139 112V113H138ZM149 112H150V117H152V118H150L149 117ZM160 112V113H159ZM167 113V114H165V113ZM175 112H177V113H175ZM180 112V114H178ZM233 112V113H232ZM19 114V112H16V114ZM21 113V112H20ZM39 113V114H38ZM95 113H97V114H95ZM124 115H123V114ZM137 113V114H136ZM156 113H158V114H156ZM163 113H164V115L165 116H167V117H163ZM75 114H77V115H75ZM82 114H83V116H82ZM84 114H86V117L84 116ZM92 114V115H91ZM94 114V115H93ZM103 114V113H102ZM104 114H105V112H104ZM139 114V115H138ZM155 114V115H154ZM161 114V115H160ZM172 116L173 114L175 115H173L172 117L170 116V115ZM176 114H178V115H176ZM197 114V115H196ZM10 115H12V114H10ZM34 115V116H33ZM39 115L41 116V117H39ZM89 115H90V117H89ZM108 115V116H109ZM148 115V116H147ZM159 115V116H158ZM4 116H6L7 117V119H8V116L7 115H4ZM3 116V117H4ZM77 116H78V118H77ZM82 116V118H79V117H81ZM92 116V117H91ZM95 118H94V117ZM134 116H136V117H134ZM138 116H139V118H138ZM142 116V118H140ZM163 117V119H162V117ZM169 116V117H168ZM179 116V117H178ZM235 116H237V117H235ZM241 116V117H240ZM5 117V118H6ZM11 117V116H10ZM32 117V118H31ZM36 117H34V119L36 118ZM83 117H85L86 119L85 120H87V121H85V122H89L91 119V121H93V122H89V124H87L86 123V125H85V122L84 123H82L84 120H82V119H84ZM91 118L90 120L88 119V118ZM100 117V118H99ZM129 117V118H128ZM153 117H155L154 119H153ZM158 117V118H157ZM199 117V118H198ZM12 118H14L13 116L10 118V119H5V121L7 122H9V121H14V120H19V118L21 119L22 117H19L18 119H12ZM17 118V117H16ZM23 118H25V117H23ZM36 118V119H37ZM51 118V117H50ZM125 118V119H124ZM131 118V119H130ZM146 118V119H145ZM148 118H149V120H148ZM160 118V119H159ZM180 120H178V119ZM0 119H2V118H0ZM12 119V120H11ZM75 119H77V120H75ZM80 119V120H79ZM98 119H101V120H99V121H96V120H98ZM140 119V120H139ZM153 119V120H152ZM163 121H162V120ZM166 119V120H165ZM171 119V120H170ZM173 119V120H172ZM3 120V121H2ZM1 121L2 122H4V119H2ZM72 120V121H71ZM73 120H75V121H73ZM89 120V121H88ZM120 120H121V122H120ZM131 120V121H130ZM139 120V121H138ZM148 120V121H147ZM150 120H152V123L151 122H149ZM160 120V121H159ZM168 120V121H167ZM205 120V121H204ZM0 121V123L2 124V122ZM16 121V122H17ZM19 121H21V120H19ZM68 121H70L69 123H71V122H75L74 124L73 123H71V124H68ZM79 122V124H78V122ZM110 122V123H108V122ZM125 121V122H124ZM129 121V122H128ZM135 123H134V122ZM136 121H138V123L136 122ZM142 121V122H141ZM175 121V122H174ZM5 122V123H6ZM15 121L14 122H12L13 124V126L12 125H10L9 123H8V126H11L12 127V129H13V131H14V129L15 128H17V126L15 127L14 126V123H16ZM107 122V124H105ZM115 122V123H114ZM154 122H156L157 124L156 125H154L155 123ZM165 122H167V123H165ZM173 122V124H171ZM210 122V123H209ZM11 123V122H10ZM76 123H77V125H76ZM91 123H92V125H91ZM98 123V124H97ZM121 125H120V124ZM149 123V124H148ZM258 123V124H257ZM18 126L19 125H21L20 123H16ZM44 124H46V125H44ZM84 124V125H83ZM100 124V125H99ZM101 124H103V125H101ZM130 124H132V125H129ZM136 126H135V125ZM142 124V125H141ZM148 124V125H147ZM159 124H162L161 125V127H160V125ZM166 124V125H165ZM171 124V125H170ZM198 124V125H197ZM201 124V125H200ZM204 124V125H203ZM3 125V124H2ZM5 125H7V123L5 124ZM73 125H75V126H72ZM80 127H79V126ZM90 125V126H89ZM93 125H95V126H93ZM119 125V126H118ZM126 125H128V126H126ZM137 125H138V127L140 128V130H139V132H138V128H137ZM197 125V126H196ZM261 125H263V126H261ZM7 126V127H8ZM39 126V127H38ZM42 126H43V128L45 129H43L42 128ZM55 128H54V127ZM65 126V127H64ZM70 126V127H69ZM76 126H78V128L76 127ZM99 126V127H98ZM116 126V127H115ZM134 126V127H133ZM152 127V129H149V128H151ZM156 126V127H155ZM169 126V127H168ZM170 126L172 127V128H170ZM7 127H5V129L7 128ZM11 127H9L10 129H11ZM13 127H15V128H13ZM35 127H33V128H35ZM50 127V128H49ZM69 127V128H68ZM72 127V128H71ZM94 127V128H93ZM97 127V128H96ZM129 127V128H128ZM131 127V128H130ZM136 127V128H135ZM149 127V128H148ZM154 127L156 128V129H154ZM159 127V128H158ZM199 127V128H198ZM263 127V128H262ZM19 128V127H18ZM67 128V129H66ZM72 130H71V129ZM123 128V129H122ZM124 128H125V130H124ZM127 128V129H126ZM173 128H176V130L175 129H173ZM8 129V128H7ZM9 129V130H10ZM12 129L10 130V131H12ZM74 129V130H73ZM82 129V130H81ZM90 131H89V130ZM113 129V130H112ZM118 129V130H117ZM130 129V130H129ZM136 129H137V131H136ZM161 129V130H160ZM17 130V129H16ZM44 130V131H43ZM57 130V131H56ZM62 132H61V131ZM70 130V131H69ZM80 130V131H79ZM86 130V131H85ZM88 130V131H87ZM127 130L129 131V133H127V135H128V137H127V135L125 134L126 132H127ZM132 130V131H131ZM143 130H144V132H143ZM147 130V131H146ZM160 130V131H159ZM169 130V131H168ZM50 131V132H49ZM53 131V133H55L56 134V132H57V134H56V136H59V137H57V139L54 137L53 138V133H51ZM64 131V132H63ZM74 131V132H73ZM82 131V132H81ZM113 131V132H112ZM115 131H117V132H115ZM124 131V132H123ZM135 131V132H134ZM142 131V132H141ZM149 131V132H148ZM151 131V132H150ZM68 133V134H64V133ZM71 132V133H70ZM93 132V133H92ZM112 132V133H111ZM124 134H123V133ZM154 132H155V134H154ZM161 132H163V134L161 133ZM49 133V134H48ZM70 133V134H69ZM83 133V134H82ZM90 133V134H89ZM119 133H121V134H119ZM134 133H136V134H134ZM146 133H148V134H146ZM169 133V135H167ZM194 133V134H193ZM53 134V135H52ZM63 134V135H62ZM75 134H79V136L81 137H79L78 138V136L77 135H75ZM81 134V135H80ZM92 134V135H91ZM110 134H111V136H110ZM115 134V135H114ZM125 135L126 137H127V140H128V138H129V140L127 141L126 140V138H125V136H124V138H123V135ZM137 134H139V138L137 137ZM141 134V135H140ZM144 136H143V135ZM146 134V135H145ZM151 134V135H150ZM152 134H153V137H152ZM159 134V135H158ZM263 134V135H262ZM64 135H65V137H66V139L64 138ZM119 135V136H118ZM131 137H130V136ZM132 135H134V136H132ZM148 135H150V136H148ZM156 135H157V137H156ZM162 135V136H161ZM168 137H167V136ZM96 136H98V137H96ZM104 136V138H102ZM146 136V137H145ZM84 137V138H83ZM94 137H96V138H94ZM109 137V138H108ZM120 137H121V139H120ZM143 137H144V139H143ZM162 137V138H161ZM48 138H49V141H47L48 140ZM53 138V139H52ZM60 138H62V140L60 139ZM67 138L69 139V143H68V140H67ZM71 138H74V139H71ZM130 138H132V139H130ZM137 138V139H136ZM142 138V139H141ZM147 138H149V139H147ZM156 138H158V139H156ZM63 139H65V140H63ZM100 139V140H99ZM102 139H104V140H102ZM118 139H120V140H118ZM123 139V141H121ZM148 140V142H147V140ZM53 140V141H52ZM72 140V141H71ZM81 140V141H80ZM83 140V141H82ZM107 140V141H106ZM126 140V141H125ZM142 140V141H141ZM150 140V141H149ZM160 140H163V141H160ZM166 140V141H165ZM46 141V142H45ZM67 141V143L68 144H63L64 142H66ZM100 141H104L103 143L102 142H100ZM109 141V142H108ZM117 141H119V143H117ZM136 141V142H135ZM137 141H138V143H137ZM140 141V142H139ZM143 141L144 142H146V143H144V144H146L145 146H144V144H143ZM158 141V142H157ZM21 142V141H20ZM20 142H18V143H16V144H22V143H20ZM49 144H48V143ZM61 142H62V144H61ZM101 143V146H98V144L100 145V143ZM121 142H123L124 144H125V146H123L124 144H122ZM128 142V143H127ZM151 142H153L152 144L154 145H152L151 144ZM251 142V143H250ZM263 142V143H262ZM46 143V144H45ZM59 143V144H58ZM82 143H84L85 145H83ZM86 143H89V145L88 144H86ZM113 143H117L116 145H115V147H113ZM108 144V145H107ZM122 144V146H120ZM127 144V145H126ZM134 144V145H133ZM137 144V145H136ZM148 144V145H147ZM250 144V145H249ZM28 145H30V147H28ZM45 145V146H44ZM48 145H49V147H48ZM103 145V146H102ZM106 145V147H104ZM110 145V146H109ZM129 145V146H128ZM132 145V146H131ZM141 147H140V146ZM262 145V146H261ZM68 146V147H67ZM83 146H85V147H83ZM90 146V147H89ZM120 146V147H119ZM147 146V148H145ZM151 146V147H150ZM14 147V148H13ZM17 148V150H16V148ZM28 147V149H26ZM44 147V148H43ZM72 147V148H71ZM80 147V148H79ZM89 147V148H88ZM92 147V148H91ZM99 147H101L100 149H101V151H98V148ZM109 147V148H108ZM112 147V149H110ZM121 147H123V148H121ZM135 147V148H134ZM137 147V148H136ZM155 147V148H154ZM19 148V149H18ZM78 148V149H77ZM106 148V150H104ZM118 150V152L119 153H117V151L115 150ZM120 148L122 149L121 150V152H120ZM23 149V150H22ZM41 149V150H40ZM49 149V150H48ZM80 149V150H79ZM85 149V152L83 151V150ZM88 149V150H87ZM91 149V150H90ZM97 149V150H96ZM99 149V150H100ZM123 149H124V151H123ZM199 149V150H198ZM76 150H78V151H76ZM93 150V151H92ZM103 150L106 152H103ZM109 150H111V151H109ZM113 150H115V152L113 151ZM154 150V151H153ZM188 153H186L185 151ZM192 150V151H191ZM202 150V151H201ZM12 151V152H11ZM27 152V153H23V152ZM29 151V152H28ZM74 151H75V153H74ZM79 151H83L82 153H83V155H82V153L81 152H79ZM97 151V152H96ZM113 151V152H112ZM152 151V152H151ZM156 151V152H155ZM182 151H184L183 153H182ZM199 151V152H198ZM257 152V154H256V152ZM14 152V153H13ZM42 152H44V153H42ZM59 152V153H58ZM68 152V153H67ZM72 152V154H70ZM88 152V153H87ZM95 152V153H94ZM99 152V153H98ZM103 152V153H102ZM108 152V153H107ZM164 152V153H163ZM192 152V153H191ZM203 152H205V153H203ZM251 152V153H250ZM40 153V154H39ZM48 153V154H47ZM61 153V154H60ZM64 155H63V154ZM81 153V154H80ZM86 153V154H85ZM90 153V154H89ZM105 153V155H103ZM117 153V154H116ZM122 153H125V157H124V155H122L121 156V154ZM180 153V155H178ZM185 153H186V156H183V155H185ZM189 153H191L190 155H189ZM195 153H197V154H195ZM202 153V154H201ZM15 154V155H14ZM18 154V155H17ZM21 154L23 155V156H21ZM59 154V156H57ZM69 154V155H68ZM73 154H75V155H73ZM80 154V155H79ZM107 154V155H106ZM113 154V156L112 157H110V155H112ZM115 154V155H114ZM119 154V161H117V159H118V155ZM145 154H147L148 155V157L145 155ZM151 154V155H150ZM174 155V157H172V155ZM177 154V155H176ZM199 154V155H198ZM259 154V155H258ZM13 155V156H12ZM40 155H44V160L42 159V161H40V163H38V164H40L41 165V168L42 167H44L45 166V168H43V172H42V177L39 179V180H37V181H35V182H33V177L35 178V177H38L39 175H37V174H41L40 172H37L38 170L37 169H39L38 167H36L37 165H36V163H37V158L39 157ZM54 155V156H53ZM61 155V156H60ZM68 155V156H67ZM74 157H73V156ZM76 155H77V157H76ZM86 155V156H85ZM88 155V156H87ZM94 155V156H93ZM99 155V157H97V156ZM102 155V156H101ZM170 155V156H169ZM197 155V156H196ZM201 155V156H200ZM205 155V156H204ZM261 155V156H260ZM57 156V157H56ZM66 156V157H65ZM69 156H71V157H69ZM82 156V159H83V163L81 162V160L82 159H80L79 157H81ZM83 156H84V158H83ZM107 156H109V158H111V159H109V160H111V161H108L107 159ZM115 156H117V159H115ZM121 156V157H120ZM144 156V157H143ZM149 156H150V158H152V159H150L149 158ZM163 156V157H162ZM176 156V157H175ZM180 158H179V157ZM187 156H189V157H187ZM29 157V158H28ZM41 157V156H40ZM51 157V158H50ZM58 157H60V158H58ZM89 158V161H87V159L86 158ZM90 157H92L91 159H90ZM93 157H95V158H93ZM103 157V158H102ZM107 159H106V158ZM113 157H114V159H113ZM124 159H123V158ZM141 157V158H140ZM155 157V158H154ZM170 157V158H169ZM181 157L182 158H184V159H181ZM186 157V158H185ZM192 159H191V158ZM198 157V158H197ZM259 157V158H258ZM27 160H26V159ZM35 158H36V160H35ZM66 158H67V160H66ZM76 158H78V160L76 159ZM102 158V159H101ZM149 158V159H148ZM162 158V159H161ZM166 158H167V160H166ZM171 158L173 159V160H171ZM189 158V159H188ZM197 158V159H196ZM1 159H3V158H1ZM1 159H0V161H1ZM3 159V160H4ZM14 159V160H13ZM17 159V160H16ZM20 161H19V160ZM69 159H71V160H69ZM75 159V160H74ZM79 159H80V161H79ZM121 159L124 161H121ZM136 159H138V160H136ZM199 159V160H198ZM201 159V160H200ZM261 159H263L262 161H261ZM52 160V161H51ZM55 160H57V161H55ZM91 160H93V161H95V162H93V161H91ZM96 160H98L101 164H99V166H98V161H96ZM102 160H104V162L102 161ZM158 160H159V162H158ZM165 160V161H164ZM187 160H189V161H187ZM194 160V161H193ZM31 161V162H30ZM46 163V165H44L45 163ZM50 162V163H48V162ZM73 161V162H72ZM78 161V162H77ZM85 161V162H84ZM90 161H91V164H92V162L95 164H97V166L98 167H96V165H94V164H92L93 166H91V164H90ZM105 161H108V164H110V165H112L111 167H110V165H107L106 164V162ZM175 161V162H174ZM177 161V162H176ZM248 161V162H247ZM26 164V166L27 167H25L24 165V163ZM33 162V163H32ZM36 162V163H35ZM74 162H75V164H74ZM80 165V164H82V165H77V163ZM79 162H81V163H79ZM86 162H89V163H86ZM117 164H116V163ZM121 162H123V163H121ZM141 162V163H140ZM153 162H155V163H153ZM171 162V163H170ZM193 164H192V163ZM252 162V163H251ZM1 163H3V162H1ZM27 163H28V165H27ZM30 163V164H29ZM42 163H43V165H42ZM50 164V165H48V164ZM73 163V164H72ZM85 163V164H84ZM104 163V165L102 166V164ZM112 163V164H111ZM139 163V164H138ZM22 164H23V166L25 167H23L22 166ZM35 164V165H34ZM58 164V165H57ZM63 164V165H62ZM87 164L88 165H90V166H87ZM116 164V165H115ZM52 165H54V167L52 166ZM79 166V167H77V166ZM84 165V167L83 168H85L84 170H82V166ZM115 165V166H114ZM150 165V166H149ZM153 165V166H152ZM206 165V166H205ZM247 165V166H246ZM20 166H22V167H20ZM30 166V167H29ZM61 166H63V167H61ZM69 166H71V167H69ZM119 166V167H118ZM129 166V167H128ZM142 166V167H141ZM150 168H149V167ZM170 168H169V167ZM190 166H192V167H190ZM203 166V167H202ZM262 166V167H261ZM12 167V166H11ZM29 167V168H28ZM36 167V168H35ZM73 167H77L78 169V171L76 170V169H74ZM88 167L90 168V170H91V173H90V171H88L89 169H88ZM91 167H92V169H91ZM104 167H106V168H104ZM140 167V168H139ZM156 167V168H155ZM255 167V168H254ZM48 168V169H47ZM61 168H63V169H61ZM64 168H65V170H64ZM98 168V170H96ZM104 168V169H103ZM144 168V169H143ZM146 168V169H145ZM153 168H155L154 170H152ZM5 169V168H4ZM13 168H11V170L10 171H15V173H16V171H17V169H15V170H12ZM23 169V170H22ZM28 169H29V171H28ZM30 169H31V171H30ZM53 169V170H52ZM93 169L94 170H96L97 172H99L100 170L99 169H101V173H97L96 171L94 172L93 171ZM107 169V170H106ZM112 169H114V170H112ZM145 170V171H143V170ZM148 169H150V170H148ZM236 169V170H235ZM6 171H2L1 170V168H0V177L2 176V174L4 175V173H9L8 171H7V169H5ZM22 170V171H21ZM37 170V171H36ZM44 170H47V171H45L44 172ZM64 171V173H63V171ZM80 170H82V171H80ZM85 170H87V173H86V175L87 174H90V175H85L84 173V171ZM109 170V171H108ZM125 170H126V172H125ZM134 170V171H133ZM147 170L148 171H150L151 173H150V175H148L147 173ZM178 172L179 171V175H181L182 173L181 172H183L184 174H182L181 175V177L178 175V173L176 172V171ZM260 170V171H259ZM262 170V171H261ZM2 171V172H1ZM19 171L21 172V173H19ZM24 171V172H23ZM56 171V172H55ZM67 171H69V172H67ZM73 171H74V173H73ZM118 171V172H117ZM122 171V172H121ZM128 171V172H127ZM172 171H174V172H172ZM185 171V172H184ZM190 171H192V174H191V172ZM195 171V172H194ZM236 171H237V173H236ZM251 171V172H250ZM31 172H32V174H31ZM36 172V173H35ZM48 172H50V173H48L49 174V176H48V174L47 173ZM60 172V173H59ZM66 172V173H65ZM77 172V173H76ZM84 172V173H83ZM89 172V173H88ZM92 172H93V174H92ZM142 172V173H141ZM188 174H187V173ZM198 172V173H197ZM203 172V173H202ZM208 172V173H207ZM215 174H213V173ZM240 172H241V174H240ZM256 172L257 173H259V174H256ZM14 173V172H13ZM14 173V174H15ZM16 173V174H17ZM35 173V174H34ZM44 173H46V174H44ZM71 173H73V174H71ZM125 173H126V175H125ZM140 173V177H141V174H144V173H146L147 174V176L146 175H143V177L144 178H142L143 179V181H142V184L143 185H145V188L147 189V187L148 186H150V189H149V191H148V189L146 190L145 188H144V190L143 191H141L142 189H143V187L141 188V187H136V186H141L142 184H140V183H137L138 182V180H136L137 178L139 179L140 177H138L137 176V178L135 177L136 176V174H139ZM176 173V174H175ZM190 173V174H189ZM206 173V174H205ZM211 173V174H210ZM217 173V174H216ZM12 174V176L11 175H9V177H8V179H9V182H7L5 185L7 186H9L10 187V189H14L15 187H16V181L18 180V178H17V175L15 174ZM53 174V175H52ZM80 174H82V176H80ZM85 175V177H84V175ZM108 174V175H107ZM117 174V175H116ZM134 174V175H133ZM175 174V175H174ZM209 174V175H208ZM213 174V175H212ZM219 174V175H218ZM231 174H233V175H231ZM238 176H236V175ZM19 175V176H20ZM92 175H96L97 177H98V179H97V177L96 176H92ZM105 177H104V176ZM125 177H127V176H129V175H132V176H134V177H132V176H129V178L130 179H128V178H126V179H128V180H130V181H124V180H126V179H123V177L124 176ZM178 175V177L180 178V180H179V178L178 177H176ZM187 175H190V176H187ZM202 175V176H201ZM207 175V176H206ZM229 175V176H228ZM242 175V176H241ZM250 175H252L253 176V178H252V176L251 177H249ZM257 175H258V177H257ZM263 175V176H262ZM11 176V177H10ZM53 176H55V180H54V178H53ZM89 176V177H88ZM100 176V177H99ZM122 176V177H121ZM150 178H149V177ZM175 176V177H174ZM182 176H184V178L182 177ZM208 176H209V179L210 180H208L207 178H208ZM211 176V177H210ZM213 176H215V177H213ZM234 176V177H233ZM260 176V177H259ZM51 177V178H50ZM74 177H75V180H74ZM78 177V178H77ZM93 177V178H92ZM101 177H104V178H101ZM132 177V178H131ZM146 177V178H145ZM153 177V178H152ZM159 177V178H158ZM161 177V178H160ZM165 177H167L166 179H167V181H166V179H165ZM188 177V178H187ZM196 177V178H195ZM197 177H199V178H197ZM203 177V178H202ZM205 177V178H204ZM228 177V178H227ZM258 179H257V178ZM10 178H11V180H10ZM46 178V179H45ZM56 178H57V180H56ZM67 178H68V180H73L72 182L74 183V185H73V183L71 182V181H68L67 180ZM82 178H84V180H86L87 181V183H86V181L84 182V180L82 179ZM90 178V179H89ZM106 178V179H105ZM120 180H123L124 181V184L125 183H127V185H128V187H127V185H126V187L125 188H127V189H130V191L132 190L133 191V189H134V191L132 192H130L131 194H133V196H135V195H137L138 193H137V191L135 190V189H138V188H140L139 189V193L140 194H138L137 196H136V198H138L140 201H142V203H137V202H139L138 201V199H134L135 197H133L131 194H126V196L128 195V196H132V199L130 198L129 199V201H133V200H136V203H135V201H133L134 203H127V204H124V203H126V202H128V201H126L127 200V197L125 198L126 200L124 201H122V196L121 195H117L119 198L121 197V199H119L118 200V198H116L115 197V195H116V193L115 192H119V191H122V193L123 194H125L126 192H123V189H124V187H122V188H117L118 186H119V184H121L120 182H122L121 180H120V182H118V179ZM134 178V179H133ZM149 179V180H146V179ZM163 178V179H162ZM182 178V179H181ZM190 178V179H189ZM193 178V179H192ZM218 178V179H217ZM249 178V179H248ZM17 179V180H16ZM48 179V180H47ZM77 179V180H76ZM79 179H81V180H79ZM103 179V180H102ZM141 179V178H140ZM140 179H139V181H140ZM144 179H145V182H144ZM189 179V180H188ZM194 179H196L195 181H194ZM200 179H201V181H203L204 180V182H202L201 183V181H200ZM214 179V180H213ZM222 179V180H221ZM230 179V180H229ZM15 181V182H13V186H11L12 185V182H10V181ZM44 180H46V181H44ZM79 180V181H78ZM92 180V181H91ZM99 180V181H98ZM101 180V181H100ZM112 180H114V181H112ZM179 180V181H178ZM207 180V181H206ZM217 180V181H216ZM219 180V181H218ZM229 180V181H228ZM250 180V181H249ZM253 180V181H252ZM19 181V180H18ZM30 181H32V182H30ZM42 181L44 182V183H42ZM56 183H55V182ZM60 181H62V182H60ZM78 181V182H77ZM96 181V182H95ZM98 181V182H97ZM104 181V182H103ZM116 181V182H115ZM152 181V182H151ZM159 181V182H158ZM165 182V184H163V182ZM172 181V182H171ZM176 181V182H175ZM187 181V182H186ZM190 181H191V183H190ZM240 181H242V182H240ZM252 181V182H251ZM52 182H53V184H52ZM72 184H71V183ZM76 182V183H75ZM81 182V183H80ZM84 182V183H83ZM106 182V183H105ZM141 182V181H140ZM148 182V183H147ZM150 182V183H149ZM167 182V183H166ZM171 182V183H170ZM182 182V183H181ZM192 182L194 183V184H192ZM197 182V183H196ZM212 184V186H210L211 184ZM214 182V183H213ZM218 182V183H217ZM230 182V183H229ZM232 182V183H231ZM240 182V183H239ZM248 182V183H247ZM11 185H10V184ZM41 183V184H40ZM58 183V184H57ZM92 183H95V184H92ZM104 183V184H103ZM114 183V184H113ZM119 183V184H118ZM123 183V182H122ZM156 183V184H155ZM169 183V184H168ZM184 183V184H183ZM186 183V184H185ZM198 183H200L199 184V186L201 185V187H198ZM203 183H206V184H210V185H206V184H203ZM215 183H217L218 185L216 186L215 185ZM250 183V184H249ZM254 185H253V184ZM259 183V184H258ZM19 184H20V182H19ZM38 184V185H37ZM40 184V185H39ZM48 184V185H47ZM56 184V185H55ZM65 184H66V186H65ZM67 184L69 185H72V186H67ZM88 184V185H87ZM92 184V185H91ZM112 186H111V185ZM115 184H117V185H115ZM124 184H121L120 186H122V185H124ZM131 184V185H130ZM149 184V185H148ZM179 184V185H178ZM231 184V185H230ZM242 186H241V185ZM244 184V185H243ZM247 184H249V185H247ZM251 184H252V186H254V187H252L251 188ZM260 184H261V186H260ZM21 185V184H20ZM33 185H35L34 186V188H33ZM42 185V186H41ZM46 187H45V186ZM106 185V186H105ZM110 185V186H109ZM165 185V186H164ZM176 185H178L179 187H176ZM181 185V186H180ZM183 185V186H182ZM187 185V186H186ZM189 185V186H188ZM195 185L197 186V189H196V187H195ZM205 185L207 186V188H208V190H206V187H205ZM220 185V186H219ZM228 185H230V186H228ZM233 185V186H232ZM40 187V189H38L39 187ZM55 186V187H54ZM57 186V187H56ZM64 186V187H63ZM83 186V187H82ZM93 187V188H90V187ZM109 186V187H108ZM154 186V187H153ZM167 186V187H166ZM171 186V187H170ZM175 186V187H174ZM203 186V187H202ZM214 186V187H213ZM219 186V187H218ZM227 187V188H225V187ZM240 186H241V188H240ZM245 186H247L250 190H248V188L246 189V188H244ZM12 187V188H11ZM14 187V188H13ZM35 187H38L37 188V194L35 193ZM42 187V188H41ZM66 187H68V188H66ZM89 187V188H88ZM136 187V188H135ZM162 187V188H161ZM181 187V188H180ZM190 187V188H189ZM211 187H213V188H211ZM216 187V188H215ZM232 189V191H231V189ZM237 187H238V189H237ZM44 188H46V189H44ZM53 188H55V189H53ZM63 188V189H62ZM75 188V189H74ZM116 188V189H115ZM132 188V189H131ZM171 188V189H170ZM174 188V189H173ZM178 188H180V189H178ZM182 188H184V189H182ZM191 188L193 189V190H191ZM205 188V189H204ZM219 188V189H218ZM256 188V189H255ZM41 189H43V190H41ZM51 189V190H50ZM73 189V190H72ZM118 189V190H117ZM120 189H122V190H120ZM162 189V190H161ZM165 189H166V192H165ZM169 189V190H168ZM177 189V190H176ZM182 189V192L184 193V194H187L188 192V196H190V197H188L187 198V196L186 195H184V197L186 196V198H184L183 197V201L181 202V199H182V196H183V193L182 194H180V193H177V192H181L180 190ZM188 189V190H187ZM194 189H195V191H198V190H200V191H198L199 193H203L202 195H203V197H207V195L209 194V192H210V194L209 195H213V197L212 196H208V197H212V198H215L214 196L216 195V198L215 199H218V200H221V204H220V201L218 202L220 205H221V207H219L220 205L217 203V201H216V203L219 205L218 206V209L219 210H217V214H216V210L215 209H217V204H215V202L214 201H212V202H214V204L216 205V206H213V204L211 205V201H209L208 202V200L209 199H212V198H206V200L205 199H203V200H205V201H202V200H199V199H202L203 197H201L202 195L201 194H197V192L195 193V191H194ZM211 189V190H210ZM216 189H218L217 191H216ZM243 191H242V190ZM261 189V190H260ZM32 190V191H31ZM67 190V191H66ZM81 190V191H80ZM115 190V195H112L113 194V191ZM125 190V189H124ZM154 190H155V192H154ZM223 190H227V191H223ZM236 190V191H235ZM253 190V191H252ZM263 190V191H262ZM79 191V192H78ZM151 191V192H150ZM154 193H156V194H154V195H158L157 197H160V199L158 198L157 199V197L156 196H154L153 195V192ZM158 191V192H157ZM164 191V192H163ZM171 191V192H170ZM185 191L187 192V193H185ZM194 191V192H193ZM202 191V192H201ZM205 191H208V192H206V194L204 193ZM212 191V192H211ZM219 191V192H218ZM242 191V192H241ZM249 191V192H248ZM260 191V192H259ZM32 192H33V194H32ZM49 192V193H48ZM74 192V193H73ZM81 192V193H80ZM85 192V193H84ZM117 192V193H118ZM147 192H149L148 194L150 195V198H148V194H147ZM162 192V193H161ZM175 192V193H174ZM214 192V193H213ZM228 192V193H227ZM246 192V193H245ZM52 193H53V195H52ZM127 193H129V191L127 192ZM137 193V194H136ZM146 195H145V194ZM194 193H195V195H194ZM213 193V194H212ZM231 193H233V195L231 194ZM253 193H254V196H253ZM262 193V194H261ZM30 194H31V196H30ZM37 196H36V195ZM144 196H143V195ZM177 194H179V195H177ZM190 194V195H189ZM215 194V195H214ZM220 194V195H219ZM224 194V195H223ZM229 195V196H227V195ZM241 194V195H240ZM250 194V195H249ZM258 194V195H257ZM261 194V195H260ZM23 195V196H22ZM48 195H50V196H48ZM140 195L143 197V199H141L142 197H140ZM155 197V199L152 197ZM165 195L166 196H168L167 198L165 197ZM172 195H174V196H172ZM180 196L179 198L177 197V196ZM193 195V196H192ZM240 195V196H239ZM260 195V196H259ZM29 196V197H28ZM52 196V197H51ZM73 196V197H72ZM125 196V195H124ZM130 196V197H131ZM177 198H176V197ZM195 196H197V197H195ZM217 196H220V197H218L217 198ZM235 196V197H234ZM252 196V197H251ZM257 196V197H256ZM16 197V198H15ZM22 198V200H21V198ZM62 197H63V199H62ZM76 197V198H75ZM140 197V198H139ZM144 197H146V198H144ZM153 198V200H155V201H150L152 198ZM170 197V198H169ZM172 197H175L174 199H171ZM201 197V198H200ZM247 197V198H246ZM250 197V198H249ZM36 198V199H35ZM75 198V199H74ZM118 200H116V199ZM163 198V199H162ZM164 198H165V200H164ZM194 198H196V200H194V202L192 201ZM223 198V199H222ZM233 198V199H232ZM12 199H13V201H12ZM104 199H106V202H105V208H104ZM150 199V200H149ZM157 199V200H156ZM177 201H176V200ZM179 199V200H178ZM191 199V200H190ZM235 199V200H234ZM249 200L250 201V203L252 204L253 202H255V203H253V205H249L250 206V208H248V204L247 203H249L248 201H245V200ZM258 199V201H256ZM259 199H260V201H259ZM263 199V200H262ZM19 200V201H18ZM64 200V201H63ZM104 200V201H103ZM107 200L110 202V200H111V202L109 203V202H107ZM143 200H145V201H143ZM159 200V201H158ZM161 200V201H160ZM186 200H188V202H190V203H188V204H190V205H187V204H185L187 201ZM224 200V201H223ZM229 201V203H228V201ZM233 200V201H232ZM12 203H15V204H12ZM21 201H22V203H21ZM48 201V202H47ZM131 201V202H132ZM148 201H150L151 203H148ZM158 201V202H157ZM170 201H172V202H170ZM174 201V202H173ZM232 201V202H231ZM242 202V204H241V202ZM252 201V202H251ZM10 202V203H9ZM22 205V204H26L25 205V207L27 208V209H25V208H23V209H20V208H17V207H19V205H17V204H19V203ZM47 202V203H46ZM64 205V206H66V207H64V209H62L61 207H63V205L61 204V203ZM64 202V203H63ZM124 202V203H123ZM152 202H153V204H152ZM163 204V203H165V204H161V203ZM176 202H179V203H176ZM183 203L182 205H180L181 203ZM199 202H201V203H199ZM204 202V203H203ZM209 203L210 205H205L206 203ZM225 202H226V206H224V204H225ZM234 202V203H233ZM237 202V203H236ZM239 202V203H238ZM59 203H60V205H59ZM107 203L109 204V206L111 207V208H108V206H106L107 205ZM148 203V204H147ZM155 203V204H154ZM156 203H157V205H156ZM170 203L171 204V206H170V204H169V206H168V204ZM175 203V204H174ZM207 203V204H208ZM223 203V204H222ZM236 203V204H235ZM259 203V204H258ZM48 206H47V205ZM99 204V205H98ZM101 204V205H100ZM137 204V205H136ZM141 204H142V206H141ZM149 204H151V205H149ZM158 204H160V205H158ZM174 204V205H173ZM179 204V205H178ZM185 204V205H184ZM200 204V205H199ZM203 206H202V205ZM244 204V205H243ZM127 205V206H126ZM131 205V206H130ZM233 205V206H232ZM234 205H238V207H240V205H241V207H240V209L242 210V212H241V210L240 209H238V207L237 206H235L238 210H237V214H236V208L234 207ZM257 205V206H256ZM263 205V206H262ZM17 206V207H16ZM103 206V207H102ZM125 206H126V208H125ZM139 206V207H138ZM143 208H141V207ZM145 206V207H144ZM149 206V207H148ZM156 206V207H155ZM159 206H161V207H159ZM162 206H163V208H162ZM204 206H206V207H204ZM209 206H211V208L209 207ZM222 206H223V208H222ZM227 206H229V208H230V210H229V208L227 207ZM230 206H232L233 208H231ZM243 206V207H242ZM246 206V207H245ZM255 206L257 207V208H255ZM15 209H14V208ZM24 207V206H23ZM95 207V208H94ZM99 207V208H98ZM171 207V208H170ZM197 207V208H196ZM213 207H215V209H214V212L212 211L213 209ZM4 208V209H5ZM140 209V211H138L139 209ZM156 208V209H155ZM160 208V209H159ZM206 208H208V210L206 209ZM210 208V209H209ZM227 208V209H226ZM234 208H235V211L234 212H232L233 210H234ZM247 210H246V209ZM3 209V211H7V210H4ZM25 209V210H24ZM98 209H99V211L101 210L102 212H100L99 213V211H98ZM126 209V210H125ZM150 209V210H149ZM151 209L153 210V212H154V214H152L153 212L151 211ZM155 209V210H154ZM212 209V210H211ZM220 209H222V210H220ZM227 211H226V210ZM246 211H245V210ZM22 210H24L23 212H21ZM48 212H47V211ZM65 210V211H64ZM105 210V211H104ZM106 210H108V211H106ZM136 210V211H135ZM197 210V211H196ZM223 210H224V212L225 213H222L223 212ZM229 210V211H228ZM232 210V211H231ZM253 210V211H252ZM7 211V212H8ZM16 211V212H15ZM18 211V212H17ZM124 211V212H123ZM156 211V212H155ZM204 213H203V212ZM206 211H208V212H206ZM218 211H222L221 213L219 212L218 213ZM240 211V212H239ZM258 211V212H257ZM135 212V213H134ZM138 212H139V214H141V215H139L138 214ZM194 212H197V213H199V214H203V217L207 214H209L207 217L205 216L204 217V219H200L199 220V218H200V215H199V218L197 217L198 215H197V213H196V217H194V215H193V213ZM211 212V213H210ZM256 212V213H255ZM9 213H11V212H9ZM109 213V214H108ZM162 213V214H161ZM228 213V214H227ZM230 213L232 214H236V217H232V218H230L232 215H230ZM59 214V215H58ZM123 214V215H122ZM136 216H135V215ZM138 214V215H137ZM189 214V215H188ZM202 214H201V218H202ZM213 216H212V215ZM221 214V215H220ZM235 214L233 215V216H235ZM244 216H243V215ZM251 214V215H250ZM38 215H40V216H38ZM61 215V216H60ZM132 215V216H131ZM225 215V216H224ZM230 215V217H228ZM238 215H240V217L242 216L243 217V220H242V223H241V220L240 219H242V217L241 218H239V216ZM247 215V216H246ZM100 216V217H99ZM104 216V217H103ZM110 216V217H109ZM139 216V217H138ZM150 216V217H149ZM185 216V217H184ZM218 216V217H217ZM254 218H253V217ZM17 217V218H18ZM32 217L34 218V219H37L38 221H41L39 224L37 223V221L35 220V223H36V225L35 226H37V227H32V226H30L31 225V223L29 222L30 221V218L32 219ZM38 217H40L39 219H38ZM108 217H109V219H108ZM120 219H119V218ZM142 217V218H141ZM194 217V219L196 220L197 219V221H195L194 219H192ZM216 217V218H215ZM238 217V218H237ZM99 218V219H98ZM117 218V219H116ZM122 218V219H121ZM144 218V219H143ZM177 218V219H176ZM188 218V219H187ZM213 218V219H212ZM217 218H219V219H221V221L218 219L217 220ZM226 219V220H224V219ZM236 218V219H235ZM251 219V220H249V219ZM46 219V220H45ZM103 221H102V220ZM152 219V220H151ZM176 219V220H175ZM182 219H183V221H182ZM192 219V220H191ZM207 219V220H206ZM215 219V220H214ZM237 219H239V220H237ZM244 219H246L245 220V222H244ZM4 220V219H3ZM44 220V221H43ZM130 220V221H129ZM154 220H158V221H156L157 222V224L159 225H156L155 224V227L153 226L154 225V222H151V221H154ZM180 220H181V222H180ZM188 221V223H190V224H185L184 222H187ZM191 220V221H190ZM204 220H206L207 222H205ZM217 220V221H216ZM222 220H224V221H222ZM229 220V221H228ZM231 220V221H230ZM236 220V221H235ZM248 220V221H247ZM85 221V222H84ZM96 223H94V222ZM99 221H101L100 223H99ZM122 223H121V222ZM190 221V222H189ZM199 221V222H198ZM200 221H202V223L200 222ZM203 221L205 222V223H207V224H205V223H203ZM215 221V222H214ZM222 222V224L220 223V222ZM247 221V222H246ZM98 222V223H97ZM104 222V223H103ZM149 222H151L153 225H150L151 223H149ZM155 222V223H156ZM192 222H193V226L192 227H190L191 225H192ZM224 222L226 223V224H224ZM233 222V223H232ZM234 222H236V223H234ZM241 224H244V225H240V223ZM258 223V225H257V223ZM261 222V223H260ZM13 223V225H15ZM114 223V224H113ZM167 223V224H166ZM174 223H176V224H174ZM182 223H183V225H182ZM196 223H197V225H198V227H197V225H196ZM213 223V224H212ZM220 223V224H219ZM239 223V224H238ZM246 223H247V225H249V226H251V227H248L247 225H246ZM253 223H255V224H253ZM9 224H10V227L11 228H9V230L10 229H12V230H7L6 228H8L9 227ZM18 224V225H17ZM38 224V225H37ZM43 224H44V226H43ZM148 224V225H147ZM179 224H181L180 225V228H179ZM253 224V225H252ZM33 225V224H32ZM40 225V226H39ZM82 225H84V226H82ZM172 227H171V226ZM188 225V226H187ZM200 225V226H199ZM202 225V226H201ZM206 225V227H204ZM225 227H224V226ZM238 225H240V226H238ZM263 225V226H262ZM18 226H20V227H18ZM112 226V227H111ZM117 226H119V227H117ZM154 227L155 228V230H152V232L154 233V236H153V233L151 232V229H154V228H151V227ZM166 226V227H165ZM182 226V227H181ZM207 226H208V228H207ZM227 226V227H226ZM30 227H32V229L31 230H29L30 229ZM42 227H44L45 228V233L43 232V230L44 229H42ZM97 227V228H96ZM125 227V228H124ZM176 227H178L177 229H176ZM200 227H202V228H200ZM253 227H255V229L256 230H258V231H256ZM19 228V229H18ZM150 228V229H149ZM159 228V229H158ZM198 228V229H197ZM205 228V229H204ZM236 228H238L237 230H236ZM250 228V229H249ZM35 229V230H34ZM86 229H90V231L89 232H91L92 233V238H91V241H89L88 239H87V237H89V236H87V235H89V234H91V233H89V234H87L86 233ZM92 229V230H91ZM175 229V230H174ZM178 229H179V231L182 233V234H180V232L178 231ZM182 229V230H181ZM200 229V230H199ZM203 229V230H202ZM209 230V231H207V230ZM252 229L254 230V231H252ZM5 230V231H4ZM24 230V231H23ZM26 230H29V231H26ZM33 230V231H32ZM40 230H42V231H40ZM74 230V231H73ZM88 230H87V232H88ZM94 230V231H93ZM144 230H146L145 232H144ZM158 230V231H157ZM167 230V231H166ZM169 230L170 231H172V232H169ZM177 230V231H176ZM242 230V231H241ZM245 230V231H244ZM263 230V231H262ZM32 231V232H31ZM37 231V232H36ZM47 231V232H46ZM104 231V232H103ZM152 233V235H151V233ZM155 231V232H154ZM156 231H157V233L158 234H156ZM175 231V232H174ZM193 231V232H192ZM200 231V232H199ZM29 232V233H28ZM31 232V233H30ZM99 232V233H98ZM109 232V233H108ZM127 232V233H126ZM129 232V233H128ZM139 232H141L140 234H139ZM198 232V233H197ZM253 232V233H252ZM256 232H258V234L256 233ZM263 232V233H262ZM4 233H7V234H4ZM10 233V234H9ZM84 233V234H83ZM98 233V234H97ZM132 233V234H131ZM135 233H136V235H135ZM138 233V234H137ZM160 233V234H159ZM197 233V234H196ZM201 233V234H200ZM205 233H207V234H205ZM215 233V234H214ZM242 233V234H241ZM250 233V234H249ZM259 233H262L260 236H259ZM15 234V235H14ZM19 234V235H18ZM25 234V235H24ZM35 236H34V235ZM134 234V235H133ZM167 235V237H166V235ZM180 234V235H179ZM200 234V235H199ZM245 234V235H244ZM28 235V236H27ZM37 235V236H36ZM41 235V236H40ZM77 235V237H74V236H76ZM81 237H80V236ZM110 235V236H109ZM132 235V236H131ZM149 235H151V236H149ZM182 235V236H181ZM188 235V236H187ZM211 235V237H209ZM249 235H251V237L248 236ZM252 235L255 237H253L252 238ZM259 236L258 238H257V236ZM4 236H5V238H4ZM7 236V237H6ZM33 236V237H32ZM68 236H70V237H68ZM83 236H85V238L83 237ZM87 236V237H86ZM106 236H108V237H106ZM136 236H137V238H136ZM139 236V237H138ZM153 236V237H152ZM157 236V237H156ZM162 236V237H161ZM190 236V237H189ZM10 239H9V238ZM13 237H15V238H13ZM24 237V238H23ZM27 237V238H26ZM102 237H104V238H102ZM122 237V238H121ZM132 237V238H131ZM141 237H143V238H141ZM153 239H152V238ZM206 237V238H205ZM209 237V238H208ZM215 237V238H214ZM217 237H219V238H217ZM244 237V238H243ZM7 238H8V240L10 241V242H8L7 241ZM76 238H78L79 240H81V245L79 244V242L77 243V241H78V239H77V241H75V243L72 241L71 242V240H73V239H75L76 240ZM139 238H141V240L139 239ZM156 238V239H155ZM158 238V239H157ZM159 238H160V240H159ZM172 238V239H171ZM195 238V239H194ZM200 238H201V240H200ZM211 238V239H210ZM214 238V239H213ZM260 238H261V240H260ZM14 239H17V240H14ZM20 239H21V241H20ZM23 239V240H22ZM33 239V240H32ZM40 239V240H39ZM83 239V240H82ZM97 239V240H96ZM165 239V240H164ZM208 239V240H207ZM240 239V240H239ZM245 239H248V241H246ZM5 240V241H4ZM28 242H27V241ZM30 240V241H29ZM96 240V241H95ZM140 240V241H139ZM142 240L144 241V242H142ZM147 240H149V241H147ZM156 241V246H154L153 244H155V241ZM175 240V241H174ZM184 240V241H183ZM189 240V241H188ZM196 240V241H195ZM254 241V242H252V241ZM257 240V241H256ZM259 240V241H258ZM1 241H2V243H1ZM14 241H15V243H14ZM41 241V242H40ZM44 241V242H43ZM152 241H154L153 242V244H151V242ZM159 241V242H158ZM204 241V242H203ZM250 241V242H249ZM261 241V242H260ZM3 242H5V244L3 243ZM21 242V243H20ZM29 243L30 244V242H31V244H33V246H34V248H33V251H34V254H36L35 256H38L37 257V259L35 258V256H31L30 257V255H31V252H30V254H29V248H26L27 246H25V245H28L27 243ZM33 242V243H32ZM39 242V243H38ZM49 242V243H48ZM63 242V243H62ZM146 242V243H145ZM158 242V243H157ZM162 242H164V243H162ZM168 242V243H167ZM201 242V243H200ZM237 242H238V244H237ZM256 242V243H255ZM17 243V244H16ZM35 243H36V245H35ZM42 243H44L45 245L43 246V247H41V246H39V245H41ZM67 243V244H66ZM124 243V244H123ZM159 243L161 244H164V245H159ZM192 243V244H191ZM209 243V244H208ZM246 243H248V244H246ZM253 243V244H252ZM9 244V245H8ZM11 244H13V245H11ZM18 247H16L15 245ZM21 244V245H20ZM37 244H38V246H37ZM48 244V245H47ZM79 244V245H78ZM99 244V245H98ZM107 244V245H106ZM110 244V245H109ZM148 244L150 245L149 247H148ZM157 244L159 245V246H157ZM199 244H200V246L203 248V246H204V251H205V253H204V251H203V254L205 255V258H204V256H203V254L201 253L202 252V250H200V249H202L200 246H199ZM204 244V245H203ZM250 244H251V246H250ZM258 244V245H257ZM261 244V245H260ZM43 245V244H42ZM73 245H75V246H73ZM89 245V246H88ZM188 245V246H187ZM191 245H193V246H191ZM205 245H207V247L205 246ZM210 245V246H209ZM249 245V246H248ZM253 245H255V247L256 248H254V249H252L253 248ZM4 248H3V247ZM7 246H10V247H7ZM11 246H13V247H11ZM23 246V247H22ZM24 246H25V248H24ZM35 246H37V247H35ZM70 246H71V248L73 247V249H71L70 248ZM137 246V247H136ZM147 246V247H146ZM151 246H153L152 248H150ZM165 246V247H164ZM238 246V247H237ZM6 247V248H5ZM20 247V248H19ZM40 247V248H39ZM117 247V248H116ZM145 247V248H144ZM156 247V248H155ZM192 247V248H191ZM211 247H212V249H211ZM250 247H252V248H250ZM261 248V250H260V248ZM17 249V250H15V249ZM21 248H22V252H21ZM40 250H38V249ZM154 248V249H153ZM190 248V249H189ZM194 248V249H193ZM200 248V249H199ZM246 248V249H245ZM5 251H4V250ZM9 249H12L11 251L9 250ZM84 249H85V251H84ZM149 249V250H148ZM191 249H193V250H195V251H192ZM199 249V250H198ZM262 249H263V251H262ZM0 250V251H1ZM24 250V251H23ZM40 252H38V251ZM44 250V251H43ZM75 250V251H74ZM154 250V251H153ZM157 250V251H156ZM188 250V251H187ZM190 250V251H189ZM212 250V251H211ZM254 250V251H253ZM259 250H260V252L262 251L263 252V254H262V252L260 253L259 252ZM69 251V252H68ZM109 251V252H108ZM193 252V253H190V252ZM197 251H199L198 253H197ZM201 251V252H200ZM217 251V252H216ZM240 251V252H239ZM253 251V252H252ZM256 251V252H255ZM12 254H11V253ZM27 254H26V253ZM36 252H38V253H36ZM51 252V253H50ZM251 252V253H250ZM9 253H10V255H9ZM88 253V254H87ZM185 253V254H184ZM187 253H189V254H187ZM195 253V254H194ZM196 253L197 254H200L201 256H203V257H201V258H203L204 260H200L199 262H196V261H198L197 259H201L200 258V255H197V256H199V258H197V256L195 257V255H196ZM244 253V254H243ZM257 254V256L255 255V254ZM260 254V256H259V254ZM25 254V255H24ZM37 254H39V255H37ZM101 254V255H100ZM248 254V255H247ZM262 254V255H261ZM9 255V256H8ZM24 255V256H23ZM89 255V256H88ZM93 255V256H92ZM150 255V256H149ZM151 255H154V256H151ZM191 255V256H190ZM247 255V256H246ZM78 256H80V257H78ZM91 256V257H90ZM172 256V257H171ZM181 256V257H180ZM35 259H34V258ZM62 257V258H61ZM117 258V259H116ZM119 258V259H118ZM33 259V260H32ZM50 260V262H49V260ZM52 259V260H51ZM156 259H157V261H156ZM11 260V259H10ZM31 262H30V261ZM39 260H40V262H39ZM46 260V261H45ZM149 260V261H148ZM172 260V261H171ZM241 260V261H240ZM243 260V261H242ZM251 260V261H250ZM1 261V260H0ZM67 261H69V262H67ZM117 261V262H116ZM160 261V262H159ZM203 261V262H202ZM204 261H206V262H204ZM47 262V263H46ZM171 262V263H170ZM195 262V263H194ZM254 262V263H253ZM5 263H2V261L0 262V264H5ZM199 263V264H200ZM23 264V263H22Z\"/></svg>",
    "mask_w": 264,
    "mask_h": 264
},
{
    "label": "bare ground",
    "instance_id": "bare-ground-1",
    "mask_svg": "<svg viewBox=\"0 0 264 264\" xmlns=\"http://www.w3.org/2000/svg\"><path fill=\"white\" fill-rule=\"evenodd\" d=\"M117 2V0H0V55L1 54H3V55H1L0 56V118H2V119H4V122H2L3 120L2 119H0V121L2 122V124L0 123V152L2 153V155L4 154V153H8V152H10V151H8V152H6L7 150H10V147H12L13 145H16L17 147H21L22 145H23V143H24V146L25 145H27V144H30V145H32V149H34V147H39L40 145H42V143H44V139L46 138L47 139V136H44L45 135V133L43 134L42 132H39V129H37L35 126L37 125V124H39L42 120L43 121H47V120H49V122H48V124L50 125L51 123L53 124V125H55V127L59 124V126L61 125L60 123H62L64 120H70V118H75V116L73 117V115H74V113H76L75 112V110L76 109H78V108H75V107H77L76 105L78 104V105H82V106H84L83 107V109L85 110H83L82 109V107H79L80 108V111H81V109L86 113H89L90 111H91V108L89 109L88 107H91V105H95V104H98L97 106L99 107L100 106V109L102 110V112L100 113L101 114V116L100 117H102L103 119H106V118H108V117H110V115L109 114H111V117L112 118H114L115 119V117L118 115V116H120V119H121V115H119V114H117V115H115L116 113H118L117 112V110L119 111L120 109H116V108H118V107H116V108H113L112 109V107L114 106L115 107V105H110V103H112L113 101H117V99L119 100V98H120V95L118 96L117 95V92H118V94H119V92H120V94H121V91L123 90V88L122 89H120L119 87H118V85H117V81L115 82L116 84L115 85H117V86H115L113 89L115 90V92H113L112 94L114 95V93H116V95H112V94H110L111 92H110V90L112 89V88H110L111 86H109V88H110V90L109 91H107L109 88H108V86H107V83H108V78H107V81H106V78H104V76H103V72L106 74L107 72L106 71H108V72H112V71H114V75L118 72H120L121 70H123V73H125V74H127L128 72H127V70H132L131 68H133V67H131V68H126V72L124 71V69H125V62L123 63V61L122 60H126V58H127V60L128 59H131L133 56H130L132 53H134L137 49H135V51H134V48H132V53H131V51H129L128 53L130 54L129 56V58L127 57L128 55H125V53L127 54V49L128 50H130V48H131V46L132 47H134L133 45H136L135 47L137 48V46H139V45H141V46H143V44L144 43H146L147 41H150V39H151V43H149V42H147L149 45H147V43H146V45L145 46H148L149 47V49H148V51L145 49V46H144V48H142V49H145L144 51V53H141V55H140V57H141V61H140V57H138L139 58V60H137V57L136 56H138V54L140 53V52H142V50L139 52V47H138V54H136V56L134 55V58L136 57V60L134 59L133 61H135L134 63H136V61H139L138 62V65H140L141 63H143V65H144V69L142 68L143 67V65H142V67H141V65L139 66V72L140 73H138L139 75H137V72H138V69L136 68V70H134L135 68H133V70L132 71H130V73L132 74V75H134V76H132V77H134V78H132L133 79V83H131V86L133 85V84H136L137 85V81L139 80V81H141L140 80V78H138V79H136L137 81H136V83H134V79H135V76L137 77H141V74L145 71V70H147L146 68L147 67H145V66H147V64L150 66V68H152V69H148V70H152V71H155L156 72V70H160V69H156V65L155 64H157V67H158V65H159V61L162 59V61L164 60V58H169V56H170V54H171V56H170V58L173 56V52H176V51H174L173 50V48H174V43L176 42V41H178V40H183L184 41V39H185V41H187L186 39L187 38H189V36H192L193 37V34H196L197 36L196 37H199L200 35H202L203 36V34H204V31L203 30H205V32H207L208 34H210V32L211 31H213L212 29H216L215 27L214 28H210V30H208V28L210 27V25H209V27L208 28H206L205 27V29H200V30H196V29H194L193 27L195 26V25H197L198 23H195L194 22V25H193V32H195V30L196 31H200V32H196V33H193L192 31H191V33H192V35H188V32L190 33V30H192V29H189L188 27V29L185 27V26H187V25H184V27L188 30H184V32L186 33V35L188 36H186L185 34H184V32L182 33L184 36H183V39H180V38H182L181 37V35H180V38L178 39L177 37H179V36H177L176 38L177 39H175V40H173V38L171 37V35L173 36V34H171V28L172 29H176L175 31H177V32H179L181 29H180V25L179 26H176L174 23H173V25L174 26H176V28H173L172 26H170L171 24H170V21H172L170 18H171V16L172 15H170V13L172 14V12H171V10H173L172 8L174 7V6H172V7H170L171 5H169L170 3V1L171 0H161L162 1V3H161V1H159L158 0V3L159 4H156L155 2L157 1H155V0H151V1H155L154 3H151L150 2V0H144L147 4L145 5V3H144V1L143 0H141L139 3L141 4V3H144V5L147 7L148 6V4L150 3V5L152 4H156V6L158 5V6H162L163 7V10H161V11H164L165 12V15H163V13L160 11V9L162 8L161 6H160V9H159V11L161 12H159L160 14H162V18H166L165 20L167 21V23H166V21H164L163 19V21H162V24L161 23H159V22H161V18L159 17L160 16V14L159 15H157L158 14V12L156 13V16H158L159 18H157L156 16H154V14H155V11H157L158 9H156L155 11H154V9L149 5L147 8H143L142 7V5H141V7L140 6H138V8H137V6H134V5H137L138 4V2L135 4V2L134 1H131V0H125L124 2H123V0H119L118 2H120V3H116ZM129 1H131V2H133L132 4H134V5H132L131 6V2H129ZM138 1V0H137ZM148 1H149V3H148ZM173 1V0H172ZM171 1V2H172ZM175 1V0H174ZM180 2H181V0H179ZM184 1H186V0H184ZM207 1V0H206ZM211 1V0H210ZM225 1V0H224ZM233 1V0H232ZM235 1V0H234ZM237 1V0H236ZM116 3V4H118L119 5V7L120 6H127V7H125V8H129L130 6L132 7H130L129 8V11L131 10V9H133V10H135V11H133V10H131V11H133V13L130 11V13H131V15L130 16H126L127 18H126V23H124L125 21H123V20H125L124 19V14H126V13H123V12H127V9L125 10V8H124V10H123V8L121 7V9L118 7V5H114V6H112L113 4L112 3ZM129 2V3H128ZM180 2H178V4L180 3ZM218 2L220 3V1L218 0ZM217 2V4H219ZM228 2V1H227ZM238 2V1H237ZM244 2V1H243ZM251 2V1H250ZM249 2V3H250ZM127 3V4H126ZM175 4H176V2H174ZM182 3H184V2H181V4ZM206 4H207V2H205ZM209 3V2H208ZM211 3L213 4V0L211 1ZM210 3V4H211ZM214 3H216V0H215V2ZM245 3H246V1H245ZM244 3V4H245ZM248 3V2H247ZM128 4H130V6L128 5ZM139 4V5H140ZM185 4V3H184ZM189 4V3H188ZM223 4V3H222ZM225 4H226V2H225ZM234 4H235V2H234ZM233 3H232V5H234ZM239 4V3H238ZM216 5V4H215ZM227 5V4H226ZM236 5V4H235ZM242 6H243V4H241ZM116 6L118 7V9L117 10H119L118 12H122L123 14H120V13H117V15L118 14H120V15H118V16H120L119 18L121 19V18H123V20H119V18L115 15L116 13H113V12H116V10L114 9V8H116ZM129 6V7H128ZM144 6V7H145ZM155 6V5H154ZM156 6L154 7V8H156ZM157 6V7H158ZM181 6V5H180ZM190 6V5H189ZM207 6H208V4H207ZM207 6H205V7H207ZM222 5H220V7H221ZM223 6H225V5H223ZM228 7L230 6L229 4L227 5ZM239 6V5H238ZM136 7V9H134ZM140 7V8H139ZM177 8L179 7V6H176ZM175 7V8H176ZM235 7V6H234ZM233 6H232V8H234ZM241 7V6H240ZM247 7V6H246ZM253 7V6H252ZM258 7H259V5H258ZM159 8V7H158ZM170 8H171V10H170ZM175 8H174V10H175ZM185 8V7H184ZM187 8V7H186ZM213 8V7H212ZM230 8V7H229ZM228 8V9H229ZM245 8V7H244ZM248 9H250L251 10V7L249 8V7H247ZM112 9H114V11L112 12L111 10ZM219 9V8H218ZM241 9V8H240ZM254 9H255V7H254ZM253 9V10H254ZM258 9V8H257ZM215 10H217V9H215ZM219 10H221V9H219ZM256 10V9H255ZM254 10V11H255ZM129 11H128V13H129ZM178 11H179V9H178ZM177 11V12H178ZM184 11H185V9H184ZM209 11V10H208ZM234 11V10H233ZM252 11V10H251ZM113 14H112V13ZM8 13V14H7ZM175 13H176V11H175ZM179 13V12H178ZM202 13H204V12H202ZM236 13V12H235ZM239 13H241V12H239ZM238 13V14H239ZM252 13H253V11H252ZM255 13V12H254ZM257 13V12H256ZM188 14V13H187ZM200 14V13H199ZM206 13H204V14H202L201 16H203V15H205ZM213 14H215V13H213ZM221 14H222V12H221ZM230 14V13H229ZM122 15H124V16H122ZM126 15H128V14H126ZM145 15V16H144ZM146 15H147V17H146ZM174 15V14H173ZM181 15V14H180ZM211 15V14H210ZM216 15V14H215ZM215 15H213V16H215ZM235 15V14H234ZM253 15V14H252ZM122 16V17H121ZM144 17L145 18V20H146V22H143L144 24L145 23H147V25L149 26V28L151 27V28H153V31L155 32V31H157L155 28L156 27H158V23L159 24H161L162 26H160L161 27V29H162V27L163 26H165V25H163V22L166 24V28H164V32H163V34L165 35V39H164V37L162 38V37H160L159 36V38L161 39V40H163L161 43H160V47L163 45L165 48H163V50H166L167 52H169V53H166V55H165V53H164V51L160 48V50L163 52L162 54L160 53V54H158L159 53V51H157L156 52V49L159 47V44H157V43H159V39H158V37H156L158 40L156 41V40H154V38H150L149 39V37H151V34L149 35V37L147 36V39H149V40H147V41H143V44H140L139 42H138V40L136 41L135 40V37L136 36H138V33H139V31L141 30H143V29H141L142 28V26L144 25H142V20L143 21H145L144 19H142L141 20V17ZM164 16V17H163ZM166 16V17H165ZM182 16H183V14H182ZM224 16L225 15H223L222 16V18L223 19H225L224 18ZM240 16V15H239ZM261 16V15H260ZM226 17V16H225ZM231 17H233V16H231ZM230 17V19H237V18H235V17H233V18H231ZM107 18H110V21H109V19H107ZM146 18H148V19H146ZM184 18V17H183ZM202 18V17H201ZM200 18V19H201ZM215 18V17H214ZM219 19L221 18L220 17V15H219V17H218ZM227 18V17H226ZM247 18V17H246ZM251 17H249V19H250ZM253 18V17H252ZM259 18V17H258ZM157 19H159L158 21L159 22H157ZM198 19V18H197ZM221 20V22H219V23H221V24H223V22L225 21V20ZM248 19V18H247ZM257 19V18H256ZM261 19V18H260ZM140 20H141V22H140ZM148 20V21H147ZM175 20V19H174ZM227 20V19H226ZM229 20V19H228ZM243 20H244V18H243ZM246 20V19H245ZM182 21H183V19H182ZM195 21V20H194ZM214 21V20H213ZM212 21V22H213ZM223 21V22H222ZM233 21V20H232ZM238 20H235V22H237ZM253 21H254V19H253ZM253 21H251V22H253ZM261 21H262V19H261ZM111 22H113L112 24H110ZM139 22L141 23V24H139ZM184 22H185V20H184ZM183 22V23H184ZM215 22V21H214ZM230 21H227V23H229ZM239 22V21H238ZM242 21H240V23H241ZM244 22V21H243ZM246 22H249V20L248 21H246ZM251 22H249V23H251ZM124 23V24H123ZM179 23H182L181 21L179 22ZM226 23V22H225ZM224 23V24H225ZM225 24V25H228V24ZM239 23V24H240ZM255 23H256V21H255ZM259 23V22H258ZM264 23V22H263ZM125 24H127V25H129V26H131L130 28H129V26H126ZM136 24H139V25H136ZM170 24V25H169ZM190 24V23H189ZM200 24V23H199ZM204 24V23H203ZM206 24H208V22H206ZM220 24V25H221ZM231 23H229V25H230ZM234 24V23H233ZM242 24V23H241ZM112 25H115L114 26V28L116 29V27L117 28H122V27H125L126 26V28H128V29H132L134 26V29H133V32H132V30H131V32H129L130 33V35L131 34H133V36H129V35H127L126 36V38L125 37H123V35H126V33L124 32V30L125 31H127L126 29H124L123 28V30H121L120 32H119V29L117 30V32H114L113 31V26ZM123 25H125V26H123ZM133 25V26H132ZM156 25V26H155ZM212 25V24H211ZM247 25H248V23H247ZM250 25V24H249ZM252 25V24H251ZM111 26H112V28H111ZM145 26V28H147V26L146 25H144ZM205 26H208V25H205ZM216 26H218V25H216ZM232 26L233 25H231L230 27L232 28ZM241 26V25H240ZM239 26V27H240ZM253 26H255V25H252L251 27H253ZM263 26V25H262ZM261 26V27H262ZM177 27H179V28H177ZM184 27H183V25H182V27L181 28H183L184 29ZM198 27V25L195 27V28H197ZM225 28H224V30L226 29V27H228V26H224ZM245 27V26H244ZM255 27H258L257 25L255 26ZM199 28H201V27H199ZM218 28H220L221 30H222V28H221V26L220 27H218ZM218 28L216 29L218 32H219V30H218ZM254 28V27H253ZM260 28V27H259ZM112 31H111V30ZM155 29V30H154ZM177 29H180L179 31L177 30ZM251 30H252V28H250ZM249 28H248V30H250ZM261 29H263V28H261ZM115 30V31H116ZM129 30V31H130ZM134 30L137 32V33H135L134 32ZM149 30H152V29H149ZM174 30H172V31H174ZM209 32H208V31ZM228 30L230 31V28L228 27ZM240 30V29H239ZM247 30V28H245V30H243V31H248ZM254 30V29H253ZM252 30V31H253ZM258 30V29H257ZM260 30V29H259ZM264 30V29H263ZM122 31H123V33H122ZM140 31V32H141ZM159 31V30H158ZM182 31V30H181ZM216 31V32H217ZM241 31V30H240ZM261 31V30H260ZM88 32H91V33H89V34H87ZM111 32H114V34L112 35V33ZM143 32L145 33V30H143ZM142 32V33H143ZM221 32V31H220ZM219 32V33H220ZM225 32V31H224ZM257 32V31H256ZM117 33V34H116ZM128 33V31H127V34H129ZM149 33V32H148ZM155 33H157V32H155ZM154 33V34H155ZM159 33V32H158ZM176 33V32H175ZM181 33V32H180ZM200 35H199V34ZM207 33H205L206 35H207ZM215 31H213L211 34H213V35H209L210 37L211 36H213V38L215 37L216 38V34L217 33H215ZM222 33V32H221ZM230 33V32H229ZM250 33H252L251 31H250ZM258 33H259V31H258ZM264 33V32H263ZM123 34V35H122ZM153 34V33H152ZM224 34V33H223ZM226 34V33H225ZM246 34V33H245ZM253 34H254V32H253ZM256 34V33H255ZM143 35V34H142ZM142 35L139 33V37L141 36L142 37ZM156 35V34H155ZM157 35H160V34H157ZM161 35H162V33H161ZM164 35H162V36H164ZM199 35V36H198ZM220 35V34H219ZM230 35V34H229ZM237 35V34H236ZM238 35H240V34H238ZM244 35V34H243ZM257 35V34H256ZM129 36V37H128ZM175 36V35H174ZM195 36V35H194ZM200 37V39H202V38H204V40L206 41V40H208L207 38L208 37H205V36H203V37ZM208 36V35H207ZM226 36V35H225ZM232 35H230V38H233V37H231ZM255 36V35H254ZM128 37V38H127ZM133 37V38H132ZM152 37H153V35H152ZM185 37V38H184ZM219 37H224V35L223 36H219ZM218 37V35H217V38H216V40L219 38ZM238 37V36H237ZM245 37V36H244ZM259 37H260V34H259ZM125 38V41H126V39L127 40H129V43H130V38L132 39V41L134 40L135 41V43L132 45L131 43V46H130V48L128 47L127 48V46H129L128 44H124V42L125 41H123V39ZM143 38V37H142ZM195 37H193L192 39L193 40H189L188 39V41H190V43L187 41L186 43L185 42H180V44H179V42L178 43H176L175 45H177L178 44V47L177 46H175L176 48H175V50L177 49V53L178 54H181V53H179V52H186V51H189L188 53H190L191 54V52H190V49H189V47L192 45L193 46V44L195 43V41L197 40V42L200 40L199 38H196V40L194 39ZM214 38V39H215ZM222 38L220 39L219 38V40H221V41H219V40H217V41H215V40H212V43H213V41L216 43V42H218L219 43V46L217 47L218 48V50L217 49H215V50H213L214 49V47L216 48V46L218 45V43H216L215 45L213 44L212 45V43L211 44H209L210 46L208 47V48H210V47H212L213 46V48L211 49V50H213V51H216L215 53H212L213 51H211V53H210V49H209V53L210 54H215L217 57H214L215 55H209L208 56V58L209 57H211L213 60H214V58H218L220 55H223L224 57H225V52L224 53H222V52H220V42H225V39L222 41ZM224 38H226V45H229L230 43H231V45L233 44L232 42H229V44H228V40H229V37H228V35L226 36V37H224ZM228 38V39H227ZM249 38V37H248ZM252 38V37H251ZM258 38V37H257ZM138 39H140V38H138ZM236 39H238V38H236ZM241 39H244V38H241ZM260 39V38H259ZM259 39H258V41H259ZM111 40H112V42L113 43H115V45L114 46H112V47H114L115 48V46L117 45V46H119V48L117 47V49H119V50H117L116 48L115 49H112V48H110V45L109 44H111ZM114 40V41H113ZM143 40H146V39H143ZM152 40H154V41H152ZM175 41L174 43L173 42H171V41ZM195 40V41H194ZM203 39H202V41L200 42V43H195L194 45H195V48L194 49H196L197 47V49H196V51L197 50H202V48H203V46H204V43H205V41H204ZM234 40H235V36H234ZM245 40V39H244ZM247 40V39H246ZM257 40V39H256ZM261 40V39H260ZM194 41V42H193ZM211 41V40H210ZM232 41V40H231ZM237 41L238 40H236V41H234L235 42V44L237 43ZM261 41H263V40H261ZM126 42H128V41H126ZM125 42V43H126ZM138 42V43H137ZM141 42V41H140ZM157 42V43H156ZM193 42V43H192ZM224 42L222 43L223 44V47H224ZM241 42H242V40H241ZM245 42V41H244ZM247 42V41H246ZM257 42V41H256ZM264 42V41H263ZM112 43V44H113ZM142 43V42H141ZM164 43V44H163ZM181 43H185V44H183V46L185 47V45H186V47H185V49L183 48V46H181ZM188 43L189 44H191V45H188ZM207 43V42H206ZM248 43V42H247ZM246 43V44H247ZM138 44V45H137ZM162 44V45H161ZM197 44H198V46H197ZM222 44H221V46H222ZM235 44H233L234 46H230V48H228L229 46H227L226 47V45H225V47H226V50L228 51V50H231V47H232V50H231V53H232V51H233V49L234 50H237L236 48H238V50L237 51H240L239 49V46L238 45H240V44H238V45H236L235 46ZM253 45H252V48H254L255 47V45L254 44H256V43H252ZM259 44V43H258ZM258 44H257V46H258ZM109 45V46H108ZM123 45H125L126 47H124ZM154 45H156V46H154ZM157 45H158V47H157ZM173 45V46H172ZM180 45V46H179ZM189 47H188V46ZM249 45V46H248ZM247 45V47H248V49L249 48H251V44L249 43ZM260 45V44H259ZM121 46H122V48H127L126 50H124V52H123V50H122V48H121ZM141 46H140V48H141ZM191 46V47H192ZM238 46V47H237ZM242 46V45H241ZM256 46V47H257ZM109 47V48H108ZM170 47H172V48H170ZM179 47H182L181 49H180V51L178 52V48ZM194 47V46H193ZM223 47H221V48H223ZM234 47V48H233ZM243 47V46H242ZM247 47L245 46L244 48H246V51H247ZM262 47V46H261ZM260 47V48H261ZM107 48H108V50H107ZM186 48H188L189 50H186ZM205 48V47H204ZM244 48H243V50H244ZM251 48V49H252ZM55 49V50H54ZM110 49H112V51H114V52H112ZM168 49H169V51H168ZM170 49H172L173 50V52L171 53V51H170ZM183 49V51H181ZM256 50L258 49V48H255ZM11 51L10 53H8V52H6V51ZM54 50V51H53ZM158 50V49H157ZM185 50V51H184ZM206 50V49H205ZM223 51H224V48L222 49ZM221 50V51H222ZM225 50V51H226ZM242 49H241V51H243ZM253 50V49H252ZM255 50V51H256ZM261 50H262V48H261ZM264 50V49H263ZM116 51H117V53L118 54H115L116 53ZM119 51V52H118ZM194 51V50H193ZM208 51V50H207ZM217 51H219L220 53H222V54H220L219 55V53L217 54ZM236 51V52H237ZM240 51V52H241ZM245 51V50H244ZM243 51V52H244ZM250 51V50H249ZM254 51V50H253ZM123 52V53H122ZM157 53V55H156V53ZM203 52V51H202ZM230 52V51H229ZM233 52H235V51H233ZM260 52V51H259ZM258 52V53H259ZM264 52V51H263ZM44 53H47V54H44ZM197 53H198V51H197ZM204 53L206 54V52L204 51ZM208 52H207V54H206V57H207V55L209 54ZM229 53L230 55H232V56H234L232 59H233V62L232 63H234V65H235V62L237 61V62H239V64L240 63H242L243 64V70H245L244 69V65L246 66L247 65V62H246V64H244V60H246L245 59V57H243V55L246 53V52H244V54H242V52L241 53H239L238 52V55L239 56H236V57H238L237 58V60L235 61V55L232 53ZM248 53V52H247ZM245 54V56H247L248 54H250V53H248V54ZM114 55V56H111V55ZM125 55V57L126 58H123V56L122 55ZM169 56H168V55ZM199 55H197L196 57H195V60L197 59V58H199L198 59V62L200 61V59L201 60H203V62L205 63L206 61V57L204 56V54H203V56H204V58H205V60L202 58V54H200V53H198ZM257 54V53H256ZM259 54H262V52L261 53H259ZM41 55H43V58L41 57ZM45 55H47V56H45ZM133 55V54H132ZM156 55V56H155ZM158 55H160V56H158ZM174 55H175V53H174ZM184 55H185V53H184ZM189 55V54H188ZM228 55V54H227ZM230 55H228V56H226V57H228V59L229 58H231L230 57ZM250 55H252V54H250ZM258 55V54H257ZM116 56H117V58H116ZM154 56H155V58L157 57V59H154ZM162 56H164V57H162ZM166 56V57H165ZM178 56V55H177ZM179 56H181V57H184L183 56V53H182V55H179ZM179 56L176 58V56H174L176 59H177V61L175 62V60H174V58L172 59H170L169 58V63H171V64H169V63H167V60L165 61V62H160L161 64H163V63H165L164 65H169L170 66V68H169V66H168V68H169V71H171V69L173 68L171 65H173L172 63H174L175 62V64H174V66L175 65H177V63L179 64V63H181L180 61L182 60V59H180L179 58ZM187 56V54L185 55V57ZM191 56V55H190ZM190 56H188L189 58H190ZM249 56V55H248ZM247 56V57H248ZM256 56V55H255ZM264 56V55H263ZM45 57V58H44ZM111 57V58H113V59H111L110 60V63H111V61L113 60L114 62H112L111 64H115L116 62H118L119 63V60L120 61H122V63H121V65L123 64H125L124 65V67H123V65L122 66H119L120 67V69L118 68L117 69V67L115 68L114 66V68L115 69H117V70H120V71H116L115 69L114 70H112L110 67H109V65H110V63H109V58ZM116 59H115V58ZM188 57H187V60H189L188 59ZM201 57V58H200ZM252 57V56H251ZM253 57H254V55H253ZM262 57V56H261ZM42 58V59H41ZM144 58V59H143ZM147 58V59H146ZM159 58V59H158ZM192 58H193V56H192ZM207 58V62L209 61L210 62V60H211V58H209L208 59ZM221 58V59H220ZM220 58H218L220 61L221 60H223L222 59V57H220ZM250 58V57H249ZM256 58V57H255ZM79 59H81V61L79 60ZM98 59V60H97ZM107 59H108V61H107ZM117 59H118V61H117ZM149 59H151V61L153 60V62L152 63H154L155 61L157 62V60H159L157 63L155 62L154 63V65L152 64V63H150L151 61L149 60ZM179 59V60H178ZM185 58H183V61L182 62H186L187 63V61H186V59L184 60ZM217 59V60H218ZM252 59V58H251ZM103 60V61H102ZM106 60V62H104ZM143 60H144V62H143ZM145 60H146V62H148V60L150 61V62H148L146 65L144 64L145 63ZM170 60H174V61H171L170 62ZM192 60V59H191ZM194 60V59H193ZM195 60L194 61H191V63H194L195 62ZM212 60V61H213ZM226 60V61H225ZM247 60H249V59H247ZM246 60V61H247ZM254 60H257V59H254ZM80 61V62H79ZM99 61H102L101 63H98ZM131 61V60H130ZM129 61V62H130ZM211 61V62H212ZM224 61L225 62H227V61H229V60H227V58H225L224 59ZM222 62V63H225V62ZM232 61V60H231ZM231 61H229V62H231ZM235 61V62H234ZM250 62H252L251 60H249ZM260 61V60H259ZM103 62L104 63H106V64H103ZM109 64H108V63ZM189 62V61H188ZM197 62V61H196ZM198 62L197 63H195L196 65L198 64ZM202 62V63H203ZM208 62V63H209ZM210 62V63H211ZM218 62V64L220 65V66H225L224 68L226 69V70H229V69H231L230 68V64H228V66H227V64L226 65H224V64H222L221 62H219V61H216L215 60V62L213 61L212 63H215V65H216V63ZM257 62V61H256ZM100 64V65H98V64ZM118 63H116V64H118ZM133 63V65L135 66L136 64H134ZM184 63H181L182 64V66H183V64ZM201 63V64H202ZM209 63V66L210 67H212V68H215V67H213V66H211L212 64H210ZM249 63V62H248ZM262 63V62H261ZM98 66H97V65ZM103 64V65H102ZM108 64V65H107ZM113 64V65H114ZM160 64V65H161ZM188 64V63H187ZM217 64V67H219V65ZM237 65H238V63H236ZM241 64V65H242ZM250 64V63H249ZM252 64H255V63H252ZM257 64V63H256ZM256 64H255V66H256ZM106 65V66H105ZM119 65H120V63H119ZM138 65H136V66H138ZM155 67L154 68V70H153V66ZM159 65V66H160ZM180 65V64H179ZM179 65H177V67L179 66ZM192 65H194V64H192ZM191 64H188V65H186L185 64V66H186V68L188 67V66H191L190 68L191 69H187V71L186 72H184L183 73V69L185 70V68H183V69H181V66H180V68L178 67V69H181V71H182V73L183 74H180V76H182V75H184V74H187L188 72H190L191 70H195V69H193V66H192ZM198 65H200V63L198 64ZM197 65V66H198ZM206 65H208V64H206ZM214 65V66H215ZM231 65H233V64H231ZM260 65H262V64H260ZM259 65V66H260ZM107 66H108V68H107ZM111 66V65H110ZM128 66V65H127ZM135 66V67H136ZM148 66V67H149ZM204 64H202V65H200V68L202 69L201 70V72L202 71H204V72H202V73H200V75L201 74H203V73H207L208 72V74H210L211 72V70L209 69L210 67H208V66H206V67H208V70L206 71V69L205 70H203L204 68ZM248 66V65H247ZM251 66L252 65H250V67L249 68H251ZM65 67H67V69L65 68ZM76 67V68H75ZM112 67V66H111ZM122 67V68H121ZM166 68L167 66H161V67H158V68H161L162 70H160L161 71V73H160V71H157L158 73H160L161 74V76H163V74L165 75V69H163V68ZM176 67V68H177ZM199 67V66H198ZM205 67V68H206ZM226 67H229L228 69L226 68ZM239 67V66H238ZM263 66H261V68H262ZM73 68H75V69H73ZM106 68H107V70H106ZM140 68L141 69H143L144 71L142 72V71H140ZM189 68V67H188ZM195 68H197V67H195ZM223 68V67H222ZM242 67H240V69H241ZM253 68V67H252ZM112 70V71H110V70ZM156 69V70H155ZM173 69H175V67L173 68ZM173 69H172V71H173ZM178 69H175L174 71H176V70H178ZM198 69V72H200L199 70V68H197ZM217 69V68H216ZM235 69V68H234ZM246 69H248V67L246 68ZM253 69H255V68H253ZM67 70V71H66ZM106 70V71H105ZM147 70V71H148ZM189 70V71H188ZM221 70V69H220ZM237 70V69H236ZM242 70V69H241ZM241 70H240V72H241ZM243 70H242V72H243ZM59 71H64L63 73L62 72H59ZM134 71H137L136 73L134 72ZM146 71V72H147ZM178 71H180V70H178ZM178 71H177V73L176 72H172L173 74L174 73H176V75H179L178 74ZM180 71V72H181ZM206 71V72H205ZM213 71H215V69L213 70ZM212 71V72H213ZM238 71V70H237ZM247 71V70H246ZM245 71V72H246ZM251 71H253L252 69H251ZM250 71V73H252ZM256 71V70H255ZM261 71V70H260ZM65 72H66V74H65ZM157 72H156V74L155 73H153V72H150L151 73V75L150 76H152V78H154L156 75V77H158V74H157ZM167 72H168V70H167ZM196 70L194 71V72H190L189 74L191 75V73H193V75H195L196 73ZM197 72V74H199ZM210 72V73H209ZM216 72H218V70H216ZM224 72V71H223ZM226 73H227V71H225ZM232 72V71H231ZM239 72V71H238ZM249 72V71H248ZM57 73V74H56ZM102 74V82H101V85H100V81L98 82V85H99V87H101V90H100V88H98L100 91H101V94H102V96L99 98L100 100H99V102H98V98H97V101H96V98H95V101H94V98H92V89L91 88H93L92 86H90L89 84H91L92 82H90V79H91V81L93 80L94 81V79H92V77H96V75H97V77H98V80L99 79H101V78H99V77H101V74ZM122 72H120V74H121ZM129 73V74H130ZM134 73V74H133ZM149 73V74H150ZM163 73V74H162ZM214 73V72H213ZM213 73H211V74H213ZM236 73V72H235ZM247 73V72H246ZM262 73V72H261ZM100 74V75H99ZM109 74V73H108ZM107 74V75H108ZM110 74H113V72L112 73H110ZM109 74V75H110ZM125 74H123L124 75V77L126 76ZM129 74H127V76L129 75ZM136 74V75H135ZM148 74V73H147ZM148 74V75H149ZM155 76H154V75ZM167 74H169V73H167ZM166 74V75H167ZM188 74V76H190ZM196 74V75H197ZM229 74H231V73H229ZM239 74V73H238ZM122 75V76H123ZM144 74H142V76H143ZM147 75V76H148ZM165 75V76H166ZM175 75V74H174ZM173 75V76H174ZM192 75V77L194 78V76ZM195 75V76H196ZM234 75V74H233ZM240 75V74H239ZM241 75H242V73H241ZM106 76V75H105ZM113 76V75H112ZM112 76H111V80H113L114 78L117 80L118 79V77H119V74H117V77H116V75H115V77L112 79ZM122 76H120V78L122 77ZM126 76V77H127ZM130 76V75H129ZM172 76V77H173ZM179 76V77H180ZM203 76H205V77H203ZM202 77L204 78V81H206V77L208 76V75H203ZM220 76V75H219ZM231 76H232V74H231ZM250 76H252V74L250 75ZM264 76V75H263ZM94 77V78H95ZM110 77V76H109ZM124 77H122V78H124ZM125 77V78H126ZM143 77H145V76H143ZM155 77V78H156ZM178 77V76H177ZM184 77V76H183ZM185 77H187V75L185 76ZM229 77V76H228ZM235 77V76H234ZM237 77V76H236ZM235 77V78H236ZM253 77V76H252ZM119 78V79H120ZM121 78V80L123 81V79ZM124 78V79H125ZM146 78V77H145ZM154 78V79H155ZM162 78V77H161ZM163 78H164V76H163ZM162 78V79H163ZM167 78V77H166ZM201 78V76L200 77H197V79H196V77L194 78L195 80H196V83H194L193 84V87L194 88H196V89H194V91H193V88H192V85H191V88H186L187 90H190V89H192V90H190L191 91V93H192V91L193 92H197L196 90H199V89H203V87L201 88V86H203L202 84L204 83H202L201 81H203V79L200 81L201 82V84H200V82H199V85H198V83H197V80L198 79H200ZM224 78V77H223ZM223 78H222V81H223ZM130 78H128V80H129ZM148 79V78H147ZM146 79V80H147ZM151 78H149V80H150ZM179 79V78H178ZM177 79V80H178ZM188 79H191V77L190 78H188ZM194 79H191L193 82H194ZM208 79H210V76L208 77ZM212 79H213V77H212ZM215 79H217L216 77H215ZM214 79V81H216L217 82V80H215ZM232 79V78H231ZM237 79V78H236ZM235 79V80H236ZM242 80H243V78H241ZM53 80V81H52ZM69 80H72V81H69ZM73 80H74V83H73ZM75 80H76V82L78 81V83H81L82 85H83V87L81 86V88H83V89H81L82 91H80V89H78L79 91H80V93H79V91H77V89H76V87H74V84H75ZM96 81H97V79H95ZM127 80V78L124 80V82H122V83H124V84H120V85H124V90H125V88L127 87V83L128 82H126V85H125V81ZM131 80V79H130ZM129 80V83L131 82ZM161 80V79H160ZM168 80V79H167ZM172 80V79H171ZM180 80V79H179ZM183 80H187V79H183ZM110 81V80H109ZM139 81H138V83H139ZM166 81V80H165ZM175 81V80H174ZM180 81H182V80H180ZM209 81H213V80H209ZM236 81H238V79L236 80ZM244 81V80H243ZM253 81V80H252ZM63 82H66L64 85H63ZM89 82V83H88ZM111 82V81H110ZM162 82V81H161ZM186 82V81H185ZM216 82H214V83H216ZM239 82H240V80H239ZM250 82V81H249ZM33 83V90H34V88L36 87V89H37V84L38 83H42V85H38V89L36 90V91H38L39 90V87H40V90H41V88L42 87H46L45 89L44 88H42V90L44 91V90H46L45 92H47L48 93V95L46 94L45 96L46 97H48V101H50L51 102V100L53 101V102H56L57 103V100H55L54 101V99H57V98H63V97H67V99H66V101L67 100H69L67 103H66V106H63V107H65L64 109H60V110H62L63 112H62V114L60 113H58V109L59 108H57V110L54 108L53 110H55V112L57 111V113L56 114H59V115H54L53 114V116H51L50 115V110H51V108L49 109V106L51 105H49L48 103H50V102H48L47 101V105H49V106H47L46 105V103H44L45 104V106H47L46 108V110H47V115L48 116H45V117H41L40 115H39V117H41V118H37L36 117V115L34 116V117H36L35 119H34V117H33V120L32 119H26V117H28V116H26L32 109V107H34V108H36V103L35 104H33V103H31V99L29 100V98H31V97H29V98H27V96H29V94L26 96V93H25V91L27 90H29V88L27 89H25L24 88V86L25 87H31V84ZM35 83V84H34ZM37 83V84H36ZM94 84H95V82H93ZM120 82L118 81V84H119ZM143 83V82H142ZM146 81H145V88H146ZM156 83H158V82H156ZM178 83H180V82H178ZM188 83V82H187ZM191 83V82H190ZM212 83V82H211ZM222 83V82H221ZM226 83V82H225ZM236 83H238V82H236ZM62 84V85H61ZM77 84V83H76ZM93 84V85H94ZM111 84V83H110ZM151 84H152V82H151ZM160 84V83H159ZM163 84V83H162ZM181 84V83H180ZM183 84V83H182ZM181 84V85H182ZM184 84H186V83H184ZM183 84V85H184ZM235 84V83H234ZM233 84V85H234ZM252 84V83H251ZM27 85V86H26ZM34 85H36V86H34ZM78 85V84H77ZM113 85V84H112ZM119 85V86H120ZM157 85V84H156ZM182 85V86H183ZM197 85V86H196ZM208 85V84H207ZM210 85V84H209ZM215 85V84H214ZM217 85V84H216ZM215 85V86H216ZM236 85V84H235ZM248 85V84H247ZM79 86V85H78ZM88 86H90V87H88ZM95 86H97V84L96 85H94V87ZM114 86V85H113ZM134 86V85H133ZM150 86V85H149ZM154 86V85H153ZM158 86V85H157ZM167 86V85H166ZM189 86V85H188ZM196 86V87H195ZM249 86V85H248ZM251 86V85H250ZM117 87H118V89H120L119 91H117L118 89H117ZM121 87V86H120ZM123 87V86H122ZM139 87V86H138ZM159 87V86H158ZM176 87H177V85H176ZM190 87V86H189ZM217 87V86H216ZM230 87V86H229ZM237 87V86H236ZM32 88L30 89L31 91H33L32 90ZM79 88H80V86H79ZM108 88V89H107ZM134 88H136V87H134ZM144 88V89H145ZM163 88V87H162ZM184 88H185V86H184ZM206 88V87H205ZM209 88V87H208ZM215 88V87H214ZM213 88V89H214ZM219 88V87H218ZM232 88V87H231ZM112 89V90H113ZM117 89V90H116ZM131 89V88H130ZM156 89H158V88H156ZM178 89H179V91L180 90H183L182 88H180L179 87V84H178ZM184 90V92H185V94H186V91L187 90ZM211 89H212V87H211ZM260 89V88H259ZM99 90H97V91H99ZM113 90V91H114ZM133 90V89H132ZM149 90V89H148ZM147 90V91H148ZM162 90V89H161ZM160 90V91H161ZM164 90V89H163ZM230 90V89H229ZM232 90V89H231ZM246 90H248V89H246ZM30 91V92H31ZM153 90H151V92H152ZM155 91V90H154ZM201 91V90H200ZM205 91V90H204ZM214 91V90H213ZM212 91V92H213ZM218 91V90H217ZM257 91V90H256ZM34 92V91H33ZM39 92V91H38ZM42 92V91H41ZM110 92V93H109ZM128 92V91H127ZM131 92V91H130ZM138 92H139V90H138ZM159 92V91H158ZM166 92V91H165ZM169 92V91H168ZM175 92H178L177 91V89H176V91ZM181 92H183V91H181ZM180 92V93H181ZM183 92V93H184ZM189 92V91H188ZM199 92V91H198ZM197 92V93H198ZM250 92V91H249ZM261 92H262V90H261ZM28 93H29V91H28ZM43 93V92H42ZM41 93V94H42ZM96 93H98V92H96ZM107 93H109L110 95H112L113 97L112 98H117L116 100H114V99H111L110 97V99L111 100H109V102H108V95H107ZM140 93V92H139ZM171 93V92H170ZM169 93V94H170ZM174 93V92H173ZM179 93V94H180ZM206 93H207V91H206ZM210 93H211V90H210V92L209 93H207L208 95H210ZM32 94V93H31ZM45 94V93H44ZM99 94H100V92H99ZM142 94V93H141ZM168 94V93H167ZM172 94V93H171ZM175 94H177V93H175ZM201 94H202V92H201ZM200 94V95H201ZM203 94H204V92H203ZM258 94H259V92H258ZM33 95V94H32ZM40 95V94H39ZM94 95V94H93ZM122 95V94H121ZM161 95H162V93H161ZM199 95V94H198ZM214 95V94H213ZM38 96V95H37ZM94 96H96V94L94 95ZM93 96V97H94ZM166 96V95H165ZM168 96V95H167ZM171 96V98H172V95H170ZM175 95H173V98H175L174 97ZM182 96H184L183 94H182ZM181 96V97H182ZM190 96V95H189ZM193 96V95H192ZM192 96H190V97H192ZM201 96H203V95H201ZM262 96V95H261ZM119 97V98H118ZM128 97V96H127ZM126 97V98H127ZM133 97H135V96H133ZM163 97V96H162ZM161 97V98H162ZM169 97V96H168ZM184 97H186V96H184ZM183 97V98H184ZM188 97V96H187ZM200 97V96H199ZM34 98V97H33ZM37 98V97H36ZM42 98V97H41ZM40 98V99H41ZM61 98V99H62ZM92 98V99H91ZM122 98V97H121ZM120 98V99H121ZM131 98H132V96H131ZM166 98V97H165ZM201 98L202 97H200V100H201ZM244 98H245V96H244ZM44 99V98H43ZM90 99H91V101L93 102V103H90L91 105H89V102H90ZM137 99V98H136ZM135 99V100H136ZM163 99V98H162ZM185 99L186 98H184V99H182L181 98V102L179 101V104H181V103H183V101L182 100H184L185 101ZM243 99V98H242ZM39 100V98L37 99V101ZM113 100V101H112ZM164 100V99H163ZM166 100V99H165ZM171 100V99H170ZM170 100H168L167 99V101H170ZM173 100V99H172ZM175 100V99H174ZM180 100V99H179ZM187 100V99H186ZM194 100V99H193ZM34 101H36L35 100V98H34ZM40 101V100H39ZM60 101H62V100H60ZM64 101H65V99H64ZM64 101H62V102H64ZM121 101H122V99H121ZM142 101V100H141ZM161 101V100H160ZM42 102H44V100L42 101ZM46 102V101H45ZM58 102H59V100H58ZM61 102V103H62ZM94 102H96V103H94ZM98 102V103H97ZM120 101H118V103H119ZM140 102V101H139ZM161 102H163V101H161ZM165 102V101H164ZM163 102V103H164ZM203 102V101H202ZM41 103V102H40ZM52 103V102H51ZM186 103V102H185ZM197 103V102H196ZM200 104L198 105V106H200L201 105V102H199ZM251 103V102H250ZM249 103V104H250ZM255 103H256V101H255ZM115 104V103H114ZM117 104V103H116ZM169 103H167V105H168ZM178 104V103H177ZM35 105V106H34ZM41 105V104H40ZM40 105H38L37 106V111L36 110H34V108H33V110L34 111H36V112H38V107H40ZM52 105H55L54 103H52ZM51 105V106H52ZM64 105V104H63ZM109 105H110V107H109ZM119 105V104H118ZM122 105V104H121ZM136 105V104H135ZM170 105V104H169ZM175 105H176V103H175ZM175 105H173V106H175ZM182 105V104H181ZM181 105L179 106V105H177V107H178V109L176 108V106H175V109H176V111L178 110V111H180L181 112V110L179 109V107H181ZM215 105V104H214ZM217 105V104H216ZM228 105V104H227ZM60 106V105H59ZM93 106H92V108H93ZM96 106V105H95ZM112 106V107H111ZM198 106H197V108H198ZM204 106V105H203ZM231 106V105H230ZM246 106V105H245ZM250 106H253V104H251ZM56 107H58V106H56ZM61 107V106H60ZM62 107V108H63ZM75 108V110H74V112H69V113H67L66 111H67V109H69V108ZM110 108V110L112 109V110H115L116 109V113H115V111L113 112L112 110V113H114V115H115V117H113V115H112V113H111V111H110V113L108 114L107 113V111L109 112V108ZM159 107V106H158ZM161 107V106H160ZM191 107V106H190ZM44 109H45V107H43ZM43 108H42V110H43ZM52 108H53V106H52ZM96 108V107H95ZM94 108V109H95ZM162 108H163V106H162ZM167 108H169V106L167 107ZM214 108V107H213ZM241 108V107H240ZM254 108V107H253ZM49 109V110H48ZM86 109H87V111H86ZM88 109H89V111H88ZM139 109V108H138ZM137 109V110H138ZM151 109V108H150ZM156 109V108H155ZM158 109V108H157ZM165 109H166V107H165ZM182 109V108H181ZM238 109V108H237ZM236 108L234 109L235 111L237 110ZM243 109V108H242ZM41 109H40V111L43 113V111H42ZM71 110V109H70ZM136 110V111H137ZM171 110V109H170ZM169 110V111H170ZM173 111H174V109H172ZM77 111H79V109L77 110ZM93 111V110H92ZM152 111V110H151ZM156 111V110H155ZM159 111V110H158ZM162 112H163V109L161 110ZM160 111V112H161ZM164 111H166V110H164ZM167 111H168V109H167ZM166 111V112H167ZM177 111V112H178ZM183 111V110H182ZM234 111V112H235ZM239 111H240V109H239ZM247 111V110H246ZM16 112H19V114L17 113L16 114ZM21 112V113H20ZM31 112H33V111H31ZM30 112V113H31ZM41 112H39L40 114H42ZM83 112V113H84ZM95 112H96V110H95ZM98 112V111H97ZM104 112H105V114H104ZM120 113H121V111H119ZM122 112H124V111H122ZM135 112V111H134ZM142 112V111H141ZM144 112V111H143ZM147 112V111H146ZM159 112V113H160ZM170 112H172V111H170ZM177 112H175V113H177ZM180 112L178 113V114H180ZM188 112V111H187ZM218 112V111H217ZM241 112V111H240ZM28 114L29 115V118H30V115L31 114ZM34 113V112H33ZM38 113V114H39ZM46 113V112H45ZM45 113H43L44 115H45ZM86 113V114H87ZM103 113V114H102ZM126 113V112H125ZM139 113V112H138ZM148 113V112H147ZM165 113V112H164ZM164 113H163V117L165 116L164 115ZM233 113V112H232ZM10 114H12V115H10ZM86 114H84V116L86 117ZM90 114V113H89ZM95 114H97V113H95ZM123 114V113H122ZM137 114V113H136ZM156 114H158V113H156ZM165 114H167V113H165ZM178 114H176V115H178ZM4 115H7L8 116V119H10L12 116L15 118V119H18L19 117H22L21 119L19 118V120H21V121H17V120H14L16 123H20L21 125H17L16 123H14V126L16 127L17 126V128H15V127H13V128H15L14 129V131H13V129H12V127L11 126H8V123L10 124V125H12L13 123L12 122H14L12 119H14V118H12L11 120L12 121H5V119H7V117L6 116H4ZM75 115H77V114H75ZM92 115V114H91ZM94 115V114H93ZM109 115V116H108ZM124 115V114H123ZM139 115V114H138ZM152 115H153V111H152ZM155 115V114H154ZM161 115V114H160ZM170 115V114H169ZM174 115V114H173ZM172 115V116H173ZM197 115V114H196ZM4 116V117H3ZM11 116V117H10ZM32 116V115H31ZM82 116H83V114H82ZM82 116L81 117H79V118H82ZM87 116H88V114H87ZM148 116V115H147ZM159 116V115H158ZM171 116V115H170ZM171 116V117H172ZM175 116V115H174ZM6 117V118H5ZM17 117V118H16ZM23 117H25V118H23ZM51 117V118H50ZM85 117H83L84 119H82V120H84L82 123H84L85 121H87V120H85L86 118ZM89 117H90V115H89ZM92 117V116H91ZM94 117V116H93ZM99 117V118H100ZM134 117H136V116H134ZM149 117H150V112H149ZM162 117V116H161ZM163 117H162V119H163ZM165 117H167V116H165ZM164 117V118H165ZM169 117V116H168ZM179 117V116H178ZM235 117H237V116H235ZM241 117V116H240ZM32 118V117H31ZM77 118H78V116H77ZM88 118V117H87ZM95 118V117H94ZM116 118H118V117H116ZM129 118V117H128ZM138 118H139V116H138ZM140 118H142V116L140 117ZM150 118H152V117H150ZM155 117H153V119H154ZM158 118V117H157ZM173 118V117H172ZM199 118V117H198ZM7 119V120H8ZM89 120L91 119V118H88ZM125 119V118H124ZM131 119V118H130ZM146 119V118H145ZM152 119V120H153ZM160 119V118H159ZM161 119V120H162ZM178 119V118H177ZM75 120H77V119H75ZM75 120H73V121H75ZM80 120V119H79ZM88 120V121H89ZM92 120V119H91ZM90 120V121H91ZM99 120H101V119H98V120H96V121H99ZM106 120H111V123H112V121H113V119H106ZM140 120V119H139ZM138 120V121H139ZM148 120H149V118H148ZM147 120V121H148ZM152 120H150L149 122H151L152 123ZM166 120V119H165ZM171 120V119H170ZM173 120V119H172ZM179 120V119H178ZM41 122V123H44V122ZM72 121V120H71ZM89 121V122H90ZM131 121V120H130ZM138 121H136L137 123H138ZM160 121V120H159ZM163 121V120H162ZM168 121V120H167ZM180 121V120H179ZM205 121V120H204ZM7 123V125H5L6 123ZM11 122V123H10ZM70 121H68V124H71V123H73V122H71V123H69ZM76 122V121H75ZM74 122V123H75ZM78 122V121H77ZM89 122L87 123V122H85V125H86V123L87 124H89ZM91 122H93V121H91ZM108 122V121H107ZM107 122L105 123V124H107ZM120 122H121V120H120ZM125 122V121H124ZM129 122V121H128ZM134 122V121H133ZM142 122V121H141ZM175 122V121H174ZM65 123L66 122H63V124L65 125ZM73 123V124H74ZM108 123H110V122H108ZM115 123V122H114ZM135 123V122H134ZM155 124L154 125H156L157 123L156 122H154ZM165 123H167V122H165ZM210 123V122H209ZM52 124L50 125V127L52 126ZM63 124L61 125V127H58V128H56V129H59V128H62V126H63ZM78 124H79V122H78ZM98 124V123H97ZM120 124V123H119ZM149 124V123H148ZM147 124V125H148ZM171 124H173V122L171 123ZM170 124V125H171ZM258 124V123H257ZM44 125H46V124H44ZM66 125H67V123H66ZM65 125V126H66ZM76 125H77V123H76ZM84 125V124H83ZM91 125H92V123H91ZM100 125V124H99ZM101 125H103V124H101ZM121 125V124H120ZM129 125V124H128ZM128 125H126V126H128ZM130 125H132V124H130ZM129 125V126H130ZM135 125V124H134ZM142 125V124H141ZM160 125V127H161V125L162 124H159ZM166 125V124H165ZM198 125V124H197ZM196 125V126H197ZM201 125V124H200ZM204 125V124H203ZM8 126V127H7ZM13 126V125H12ZM64 126V127H65ZM72 126V125H71ZM73 126H75V125H73ZM72 126V127H73ZM79 126V125H78ZM78 126H76L77 128H78ZM90 126V125H89ZM93 126H95V125H93ZM119 126V125H118ZM136 126V125H135ZM261 126H263V125H261ZM5 127H7L6 129H5ZM9 127H11V129H12V131H10L11 129L9 128ZM19 127V128H18ZM33 127H35V128H33ZM39 127V126H38ZM49 127V128H50ZM54 127V126H53ZM54 127V128H55ZM70 127V126H69ZM68 127V128H69ZM71 127V128H72ZM80 127V126H79ZM99 127V126H98ZM116 127V126H115ZM134 127V126H133ZM151 127V126H150ZM156 127V126H155ZM154 127V129H156ZM169 127V126H168ZM42 128H43V126H42ZM70 128V129H71ZM94 128V127H93ZM97 128V127H96ZM129 128V127H128ZM131 128V127H130ZM136 128V127H135ZM137 128H138V132H139V130H140V128L138 127V125H137ZM149 128V127H148ZM159 128V127H158ZM170 128H172L171 126H170ZM199 128V127H198ZM263 128V127H262ZM10 129V130H9ZM17 129V130H16ZM44 129V128H43ZM67 129V128H66ZM123 129V128H122ZM127 129V128H126ZM149 129H152V127L151 128H149ZM173 129H175L176 130V128H173ZM45 130V129H44ZM43 130V131H44ZM72 130V129H71ZM74 130V129H73ZM82 130V129H81ZM89 130V129H88ZM87 130V131H88ZM113 130V129H112ZM118 130V129H117ZM124 130H125V128H124ZM130 130V129H129ZM153 130V129H152ZM161 130V129H160ZM159 130V131H160ZM264 130V129H263ZM57 131V130H56ZM61 131V130H60ZM70 131V130H69ZM80 131V130H79ZM86 131V130H85ZM90 131V130H89ZM132 131V130H131ZM136 131H137V129H136ZM147 131V130H146ZM169 131V130H168ZM50 132V131H49ZM62 132V131H61ZM64 132V131H63ZM74 132V131H73ZM82 132V131H81ZM113 132V131H112ZM111 132V133H112ZM115 132H117V131H115ZM124 132V131H123ZM122 132V133H123ZM135 132V131H134ZM142 132V131H141ZM143 132H144V130H143ZM149 132V131H148ZM151 132V131H150ZM51 133H53V131L51 132ZM71 133V132H70ZM69 133V134H70ZM93 133V132H92ZM127 133H129V131L127 130V132L125 133L126 135H127ZM140 133V132H139ZM162 134H163V132H161ZM49 134V133H48ZM54 134V135H53ZM52 135H53V138L55 137L56 139H57V137H59V136H56V134H57V132H56V134L55 133H53ZM59 134V133H58ZM57 134V135H58ZM64 134H68V133H64ZM83 134V133H82ZM90 134V133H89ZM119 134H121V133H119ZM124 134V133H123ZM122 134V135H123ZM134 134H136V133H134ZM146 134H148V133H146ZM145 134V135H146ZM154 134H155V132H154ZM194 134V133H193ZM60 135V134H59ZM63 135V134H62ZM75 135H77L78 136V138L80 137L79 136V134H75ZM81 135V134H80ZM92 135V134H91ZM115 135V134H114ZM141 135V134H140ZM143 135V134H142ZM151 135V134H150ZM150 135H148V136H150ZM159 135V134H158ZM167 135H169V133L167 134ZM166 135V136H167ZM263 135V134H262ZM110 136H111V134H110ZM119 136V135H118ZM124 136L125 135H123V138H124ZM130 136V135H129ZM132 136H134V135H132ZM144 136V135H143ZM162 136V135H161ZM264 136V135H263ZM96 137H98V136H96ZM96 137H94V138H96ZM127 137H128V135H127ZM127 137L125 136V138H126V140H127ZM131 137V136H130ZM137 137L139 138L140 136H139V134H137ZM146 137V136H145ZM151 137V136H150ZM152 137H153V134H152ZM156 137H157V135H156ZM168 137V136H167ZM52 138V139H53ZM64 138L66 139V137H65V135H64ZM81 138V137H80ZM84 138V137H83ZM102 138H104V136L102 137ZM109 138V137H108ZM162 138V137H161ZM61 140H62V138H60ZM65 139H63V140H65ZM70 139V138H69ZM69 139L67 138V140H68V143H69ZM71 139H74V138H71ZM120 139H121V137H120ZM120 139H118V140H120ZM130 139H132V138H130ZM137 139V138H136ZM142 139V138H141ZM143 139H144V137H143ZM147 139H149V138H147ZM146 139V140H147ZM156 139H158V138H156ZM100 140V139H99ZM102 140H104V139H102ZM125 140V141H126ZM128 140H129V138H128ZM127 140V141H128ZM21 141V142H20ZM47 141H49V138H48V140ZM53 141V140H52ZM72 141V140H71ZM81 141V140H80ZM83 141V140H82ZM107 141V140H106ZM121 141H123V139L121 140ZM142 141V140H141ZM150 141V140H149ZM160 141H163V140H160ZM166 141V140H165ZM18 142H20V143H22V144H16V143H18ZM46 142V141H45ZM100 142H102V141H100ZM99 142V143H100ZM104 142V141H103ZM102 142V143H103ZM109 142V141H108ZM136 142V141H135ZM140 142V141H139ZM147 142H148V140H147ZM158 142V141H157ZM48 143V142H47ZM68 144L67 143V141L66 142H64L63 144ZM105 143V142H104ZM117 143H119V141H117ZM116 143V144H117ZM122 144H124L123 142H121ZM128 143V142H127ZM137 143H138V141H137ZM144 143H146V142H144L143 141V144ZM153 142H151V144H152ZM251 143V142H250ZM263 143V142H262ZM46 144V143H45ZM49 144V143H48ZM59 144V143H58ZM61 144H62V142H61ZM65 144V145H66ZM83 145H85L84 143H82ZM86 144H88L89 145V143H86ZM106 144V143H105ZM114 145H113V147H115V143H113ZM122 144L120 145V146H122ZM154 144V143H153ZM152 144V145H153ZM30 145H28V147H30ZM108 145V144H107ZM127 145V144H126ZM134 145V144H133ZM137 145V144H136ZM146 144H144V146H145ZM148 145V144H147ZM250 145V144H249ZM23 146V147H24ZM45 146V145H44ZM98 146H101V143H100V145L98 144ZM103 146V145H102ZM110 146V145H109ZM119 146V147H120ZM123 146H125V144L123 145ZM129 146V145H128ZM132 146V145H131ZM140 146V145H139ZM154 146V145H153ZM262 146V145H261ZM23 147H21V148H23ZM28 147L26 148V149H28ZM41 147V146H40ZM48 147H49V145H48ZM68 147V146H67ZM83 147H85V146H83ZM90 147V146H89ZM88 147V148H89ZM104 147H106V145L104 146ZM141 147V146H140ZM151 147V146H150ZM14 148V147H13ZM16 148V147H15ZM18 148V149H19ZM25 148V147H24ZM44 148V147H43ZM72 148V147H71ZM80 148V147H79ZM86 148V147H85ZM92 148V147H91ZM101 147H99L98 148V151H101V149H100ZM109 148V147H108ZM121 148H123V147H121ZM120 148V152H121V149ZM135 148V147H134ZM137 148V147H136ZM145 148H147V146L145 147ZM155 148V147H154ZM78 149V148H77ZM100 149V150H99ZM110 149H112V147L110 148ZM115 149V148H114ZM16 150H17V148H16ZM23 150V149H22ZM41 150V149H40ZM49 150V149H48ZM80 150V149H79ZM83 150V149H82ZM88 150V149H87ZM91 150V149H90ZM97 150V149H96ZM104 150H106V148L104 149ZM103 150V152H105ZM116 150V149H115ZM115 150H113L114 152H115ZM119 150V149H118ZM118 150H116L117 151V153H119L118 152ZM199 150V149H198ZM76 151H78V150H76ZM84 152H85V149L83 150ZM82 151V152H83ZM93 151V150H92ZM109 151H111V150H109ZM112 151V152H113ZM123 151H124V149H123ZM154 151V150H153ZM185 151V150H184ZM184 151H182V153L184 152ZM192 151V150H191ZM202 151V150H201ZM4 152V153H3ZM12 152V151H11ZM29 152V151H28ZM79 152H81V151H79ZM81 152V153H82ZM97 152V151H96ZM102 152V153H103ZM152 152V151H151ZM156 152V151H155ZM186 152V151H185ZM199 152V151H198ZM256 152V151H255ZM264 152V151H263ZM14 153V152H13ZM23 153H27V152H23ZM42 153H44V152H42ZM59 153V152H58ZM68 153V152H67ZM74 153H75V151H74ZM80 153V154H81ZM88 153V152H87ZM95 153V152H94ZM99 153V152H98ZM106 153V152H105ZM105 153L103 154V155H105ZM108 153V152H107ZM116 153V154H117ZM164 153V152H163ZM187 153V152H186ZM186 153H185V155H183V156H186ZM192 153V152H191ZM191 153H189V155L191 154ZM203 153H205V152H203ZM251 153V152H250ZM40 154V153H39ZM48 154V153H47ZM61 154V153H60ZM63 154V153H62ZM70 154H72V152L70 153ZM79 154V155H80ZM86 154V153H85ZM90 154V153H89ZM184 154V153H183ZM188 154V153H187ZM195 154H197V153H195ZM202 154V153H201ZM256 154H257V152H256ZM1 154H0V159L1 158H5V156H3V157H1L2 156ZM6 155V159H1V161H0V168H1V170L4 172V171H6L5 169H7V171L9 172V173H4V175L2 174V176L0 177V196L2 197V198H7V200L8 199H10L11 197H14V196H16V195H18V193H20V194H24V192L26 193V192H29V186H31V184L29 185L28 183V181H27V178L25 177V175H20V174H18L17 172H18V164H19V162H18V164L16 163V161H12V159H11V157H7V154H5ZM15 155V154H14ZM18 155V154H17ZM64 155V154H63ZM69 155V154H68ZM67 155V156H68ZM73 155H75V154H73ZM72 155V156H73ZM82 155H83V153H82ZM107 155V154H106ZM115 155V154H114ZM122 155H124V157H125V153H122L121 154V156ZM147 157H148V155L147 154H145ZM151 155V154H150ZM172 155V154H171ZM175 155V154H174ZM174 155H172V157H174ZM177 155V154H176ZM178 155H180V153L178 154ZM199 155V154H198ZM259 155V154H258ZM8 156H9V153H8ZM13 156V155H12ZM21 156H23L22 154H21ZM39 156V155H38ZM41 156V157H40ZM38 158H37V163H36V167H38L39 169H37L36 171L37 172H40L41 174H37V175H39L38 177H33V182H35V181H37V180H39L43 175H42V170H43V168H45V166L44 167H42L41 168V165L40 164H38V163H40V161H42V159L44 158V155L42 156V155H40ZM54 156V155H53ZM57 156H59V154L57 155ZM56 156V157H57ZM61 156V155H60ZM86 156V155H85ZM88 156V155H87ZM94 156V155H93ZM97 156V155H96ZM102 156V155H101ZM113 156V154L112 155H110V157H112ZM117 156H118V159H117ZM117 156H115V159H117V161H119L120 159H119V154L117 155ZM120 156V157H121ZM170 156V155H169ZM197 156V155H196ZM201 156V155H200ZM205 156V155H204ZM261 156V155H260ZM66 157V156H65ZM69 157H71V156H69ZM74 157V156H73ZM76 157H77V155H76ZM97 157H99V155L97 156ZM144 157V156H143ZM163 157V156H162ZM176 157V156H175ZM179 157V156H178ZM187 157H189V156H187ZM29 158V157H28ZM51 158V157H50ZM58 158H60V157H58ZM80 159H82V156L81 157H79ZM83 158H84V156H83ZM92 157H90V159H91ZM93 158H95V157H93ZM103 158V157H102ZM101 158V159H102ZM106 158V157H105ZM108 158V159H107ZM107 160L108 161H111V160H109V159H111V158H109V156H107ZM123 158V157H122ZM141 158V157H140ZM149 158H150V156H149ZM148 158V159H149ZM153 158V157H152ZM152 158H150V159H152ZM155 158V157H154ZM170 158V157H169ZM180 158V157H179ZM186 158V157H185ZM191 158V157H190ZM198 158V157H197ZM196 158V159H197ZM259 158V157H258ZM26 159V158H25ZM77 160H78V158H76ZM80 159H79V161H80ZM87 159V161H89V158L87 157L86 158ZM113 159H114V157H113ZM124 159V158H123ZM162 159V158H161ZM181 159H184V158H182L181 157ZM189 159V158H188ZM192 159V158H191ZM14 160V159H13ZM17 160V159H16ZM19 160V159H18ZM27 160V159H26ZM35 160H36V158H35ZM44 160V159H43ZM66 160H67V158H66ZM69 160H71V159H69ZM75 160V159H74ZM136 160H138V159H136ZM166 160H167V158H166ZM171 160H173L172 158H171ZM199 160V159H198ZM201 160V159H200ZM263 159H261V161H262ZM20 161V160H19ZM52 161V160H51ZM50 161V162H51ZM55 161H57V160H55ZM83 161V159L81 160V162ZM91 161H93V160H91ZM91 161H90V164H91ZM96 161H98V160H96ZM103 162H104V160H102ZM108 161H105L106 162V164L107 165H110V164H108ZM121 161H123L122 159H121ZM165 161V160H164ZM187 161H189V160H187ZM194 161V160H193ZM1 162H3V163H1ZM31 162V161H30ZM44 162V161H43ZM48 162V161H47ZM50 162H48V163H50ZM73 162V161H72ZM78 162V161H77ZM76 162V163H77ZM81 162H79V163H81ZM85 162V161H84ZM93 162H95V161H93ZM92 162V164H94ZM101 162V161H100ZM99 161L97 162L98 163V166H99V164H101ZM112 162V161H111ZM124 162V161H123ZM123 162H121V163H123ZM158 162H159V160H158ZM175 162V161H174ZM177 162V161H176ZM248 162V161H247ZM24 163V162H23ZM33 163V162H32ZM45 163V162H44ZM47 163V164H48ZM83 163V162H82ZM86 163H89V162H86ZM113 163V162H112ZM111 163V164H112ZM116 163V162H115ZM141 163V162H140ZM153 163H155V162H153ZM171 163V162H170ZM192 163V162H191ZM252 163V162H251ZM25 164V163H24ZM30 164V163H29ZM73 164V163H72ZM74 164H75V162H74ZM85 164V163H84ZM91 164V166H93ZM105 164V165H106ZM117 164V163H116ZM115 164V165H116ZM139 164V163H138ZM193 164V163H192ZM27 165H28V163H27ZM35 165V164H34ZM42 165H43V163H42ZM44 165H46V163L44 164ZM48 165H50V164H48ZM58 165V164H57ZM63 165V164H62ZM77 165H79L78 163H77ZM76 165V166H77ZM80 165H82V164H80ZM79 165V166H80ZM94 165H96V167H98L97 166V164L95 163ZM104 165V163L102 164V166ZM104 165V166H105ZM106 165V166H107ZM114 165V166H115ZM12 166V167H11ZM22 166H23V164H22ZM22 166H20V167H22ZM25 167H27L26 166V164L24 165ZM23 166V167H24ZM51 166V165H50ZM53 167H54V165H52ZM79 166H77V167H79ZM87 166H90V165H88L87 164ZM112 165H110V167H111ZM150 166V165H149ZM148 166V167H149ZM153 166V165H152ZM206 166V165H205ZM247 166V165H246ZM22 167V168H23ZM24 167V168H25ZM30 167V166H29ZM28 167V168H29ZM35 167V168H36ZM61 167H63V166H61ZM69 167H71V166H69ZM75 168V167H73L74 169H78V168ZM81 167V166H80ZM84 167V165L82 166V170H84L85 168H83ZM108 167V166H107ZM119 167V166H118ZM129 167V166H128ZM142 167V166H141ZM169 167V166H168ZM190 167H192V166H190ZM203 167V166H202ZM262 167V166H261ZM263 167H264V165H263ZM5 168V169H4ZM11 168H13L12 170H15V169H17V171H16V173H15V171H13L16 175H17V178H18V180L16 181V187L14 188V189H10V187L7 185H5L7 182H9V179H8V177H9V175H11L12 176V174H14L12 171H10L11 170ZM104 168H106V167H104ZM103 168V169H104ZM140 168V167H139ZM150 168V167H149ZM156 168V167H155ZM155 168H153L152 170H154ZM170 168V167H169ZM255 168V167H254ZM48 169V168H47ZM61 169H63V168H61ZM88 171H90V173H91V170H90V168L88 167ZM91 169H92V167H91ZM144 169V168H143ZM142 169V170H143ZM146 169V168H145ZM23 170V169H22ZM21 170V171H22ZM53 170V169H52ZM64 170H65V168H64ZM79 170V169H78ZM77 170V171H78ZM82 170H80V171H82ZM96 170H98V168L96 169ZM96 170H94L93 169V171L95 172ZM100 171H101V169H99ZM107 170V169H106ZM112 170H114V169H112ZM148 170H150V169H148ZM147 170V174L148 175H150V171H148ZM236 170V169H235ZM1 171V172H2ZM28 171H29V169H28ZM30 171H31V169H30ZM45 171H47V170H44V172ZM63 171V170H62ZM97 172V173H101V172ZM109 171V170H108ZM134 171V170H133ZM143 171H145V170H143ZM176 171V170H175ZM260 171V170H259ZM262 171V170H261ZM24 172V171H23ZM56 172V171H55ZM67 172H69V171H67ZM85 172V173H84ZM83 173L86 175V173H87V170H85ZM118 172V171H117ZM122 172V171H121ZM125 172H126V170H125ZM128 172V171H127ZM172 172H174V171H172ZM177 172V171H176ZM185 172V171H184ZM191 172V174H192V171H190ZM195 172V171H194ZM251 172V171H250ZM19 173H21L20 171H19ZM36 173V172H35ZM34 173V174H35ZM47 173V172H46ZM46 173H44V174H46ZM48 173H50V172H48ZM47 173V174H48ZM60 173V172H59ZM63 173H64V171H63ZM66 173V172H65ZM73 173H74V171H73ZM73 173H71V174H73ZM77 173V172H76ZM89 173V172H88ZM142 173V172H141ZM178 173V175H179V171L177 172ZM182 174H184L183 172H181ZM187 173V172H186ZM198 173V172H197ZM203 173V172H202ZM208 173V172H207ZM213 173V172H212ZM236 173H237V171H236ZM1 174V173H0ZM14 174V175H15ZM31 174H32V172H31ZM51 174V173H50ZM83 174V175H84ZM92 174H93V172H92ZM147 174L146 173H144V174H141V177H140V173L139 174H136V178H137V176L138 177H140L139 179H140V181H139V179L137 178L136 180H138V182L137 183H140V184H142V181H143V179L142 178H144L143 177V175H146L147 176ZM176 174V173H175ZM174 174V175H175ZM181 174V175H182ZM188 174V173H187ZM190 174V173H189ZM206 174V173H205ZM211 174V173H210ZM214 174V173H213ZM212 174V175H213ZM217 174V173H216ZM240 174H241V172H240ZM256 174H259V173H257L256 172ZM20 175V176H19ZM42 175V176H41ZM53 175V174H52ZM85 175H84V177H85ZM87 175H90V174H87ZM86 175V176H87ZM108 175V174H107ZM117 175V174H116ZM125 175H126V173H125ZM134 175V174H133ZM178 175L176 176V177H178ZM181 175H179L180 177H181ZM209 175V174H208ZM215 175V174H214ZM219 175V174H218ZM231 175H233V174H231ZM236 175V174H235ZM264 175V174H263ZM262 175V176H263ZM10 176V177H11ZM48 176H49V174H48ZM80 176H82V174H80ZM92 176H96V175H92ZM104 176V175H103ZM124 176V175H123ZM129 176H132V175H129ZM129 176H127V177H123V179H126V178H128V179H130L129 178ZM187 176H190V175H187ZM202 176V175H201ZM207 176V175H206ZM229 176V175H228ZM237 176V175H236ZM242 176V175H241ZM252 175H250L249 177H251ZM83 177V176H82ZM89 177V176H88ZM97 177V176H96ZM100 177V176H99ZM105 177V176H104ZM104 177H101V178H104ZM122 177V176H121ZM132 177H134V176H132ZM131 177V178H132ZM149 177V176H148ZM175 177V176H174ZM183 178H184V176H182ZM211 177V176H210ZM213 177H215V176H213ZM234 177V176H233ZM238 177V176H237ZM257 177H258V175H257ZM256 177V178H257ZM260 177V176H259ZM51 178V177H50ZM53 178H54V180H55V176H53ZM78 178V177H77ZM93 178V177H92ZM146 178V177H145ZM150 178V177H149ZM153 178V177H152ZM159 178V177H158ZM161 178V177H160ZM167 177H165V179H166ZM179 178V177H178ZM188 178V177H187ZM196 178V177H195ZM197 178H199V177H197ZM203 178V177H202ZM205 178V177H204ZM228 178V177H227ZM252 178H253V176H252ZM46 179V178H45ZM83 180H84V178H82ZM90 179V178H89ZM97 179H98V177H97ZM106 179V178H105ZM118 179V178H117ZM128 179H126V180H124V181H127ZM134 179V178H133ZM163 179V178H162ZM182 179V178H181ZM190 179V178H189ZM188 179V180H189ZM193 179V178H192ZM208 180H210L209 179V176H208V178H207ZM218 179V178H217ZM249 179V178H248ZM258 179V178H257ZM264 179V178H263ZM10 180H11V178H10ZM48 180V179H47ZM56 180H57V178H56ZM67 180H68V178H67ZM74 180H75V177H74ZM77 180V179H76ZM79 180H81V179H79ZM78 180V181H79ZM103 180V179H102ZM121 180V179H120ZM120 180L118 179V182H120ZM146 180H149L148 178L146 179ZM179 180H180V178H179ZM178 180V181H179ZM196 179H194V181H195ZM214 180V179H213ZM222 180V179H221ZM230 180V179H229ZM228 180V181H229ZM44 181H46V180H44ZM68 181H73V180H68ZM77 181V182H78ZM86 180H84V182H85ZM92 181V180H91ZM99 181V180H98ZM97 181V182H98ZM101 181V180H100ZM112 181H114V180H112ZM122 182H120L121 184H124V181L123 180H121ZM128 181H130V180H128ZM166 181H167V179H166ZM200 181H201V179H200ZM207 181V180H206ZM217 181V180H216ZM219 181V180H218ZM250 181V180H249ZM253 181V180H252ZM251 181V182H252ZM10 182H12V185L11 186H13V182H15L14 180L13 181H10ZM19 182H20V184H19ZM30 182H32V181H30ZM55 182V181H54ZM60 182H62V181H60ZM70 182V183H71ZM83 182V183H84ZM96 182V181H95ZM104 182V181H103ZM116 182V181H115ZM144 182H145V179H144ZM152 182V181H151ZM159 182V181H158ZM163 182V181H162ZM172 182V181H171ZM170 182V183H171ZM176 182V181H175ZM187 182V181H186ZM202 182H204V180L203 181H201V183ZM240 182H242V181H240ZM239 182V183H240ZM42 183H44L43 181H42ZM56 183V182H55ZM73 183V182H72ZM71 183V184H72ZM76 183V182H75ZM81 183V182H80ZM86 183H87V181H86ZM106 183V182H105ZM148 183V182H147ZM150 183V182H149ZM167 183V182H166ZM182 183V182H181ZM190 183H191V181H190ZM197 183V182H196ZM210 183V182H209ZM214 183V182H213ZM218 183V182H217ZM217 183H215V185L217 186L218 184ZM230 183V182H229ZM232 183V182H231ZM248 183V182H247ZM41 184V183H40ZM39 184V185H40ZM52 184H53V182H52ZM58 184V183H57ZM92 184H95V183H92ZM91 184V185H92ZM104 184V183H103ZM114 184V183H113ZM112 184V185H113ZM119 184V183H118ZM121 184H119V186L117 185V184H115V185H117L118 187V189L119 188H122V187H124V189H123V192H126L127 190L129 191V193H125V194H123L122 193V191H117V192H115V190L113 191V194L112 195H115V193H116V195H115V197L118 195H121L123 198H122V201L124 200H126L125 198L129 195V194H131L130 192L132 191H130V189H127V188H125L126 187V185H127V183H125L124 185H122V186H120ZM144 184V183H143ZM141 185V186H136V187H143V189L141 190L140 188H138V189H135L136 191H137V193L138 194H140L139 192V189L141 190V191H143L144 190V188H145V185ZM156 184V183H155ZM163 184H165V182H163ZM169 184V183H168ZM184 184V183H183ZM186 184V183H185ZM192 184H194L193 182H192ZM199 184L200 183H198L197 185H198V187H201V185L199 186ZM203 184H206V183H203ZM211 184V183H210ZM210 184H206V185H210ZM250 184V183H249ZM249 184H247V185H249ZM253 184V183H252ZM252 184H251V188L252 187H254V186H252ZM259 184V183H258ZM263 184H264V181H263ZM29 185V186H28ZM38 185V184H37ZM48 185V184H47ZM56 185V184H55ZM70 185V184H69ZM68 184H67V186H69ZM73 185H74V183H73ZM88 185V184H87ZM111 185V184H110ZM109 185V186H110ZM111 185V186H112ZM129 185V184H128ZM128 185H127V187H128ZM131 185V184H130ZM149 185V184H148ZM166 185V184H165ZM164 185V186H165ZM179 185V184H178ZM178 185H176V187H179ZM205 185V187H206V190H208V188H207V186ZM231 185V184H230ZM230 185H228V186H230ZM241 185V184H240ZM244 185V184H243ZM254 185V184H253ZM34 186L35 185H33V188H34ZM42 186V185H41ZM45 186V185H44ZM65 186H66V184H65ZM70 186H72V185H70ZM106 186V185H105ZM108 186V187H109ZM181 186V185H180ZM183 186V185H182ZM187 186V185H186ZM189 186V185H188ZM210 186H212V184L210 185ZM220 186V185H219ZM218 186V187H219ZM233 186V185H232ZM242 186V185H241ZM241 186H240V188H241ZM260 186H261V184H260ZM32 187V186H31ZM39 187V186H38ZM38 187H35L36 189V191H35V193L37 194V188ZM46 187V186H45ZM55 187V186H54ZM57 187V186H56ZM64 187V186H63ZM83 187V186H82ZM90 187V186H89ZM88 187V188H89ZM94 187V186H93ZM93 187H90V188H93ZM135 187V188H136ZM154 187V186H153ZM167 187V186H166ZM171 187V186H170ZM175 187V186H174ZM195 187H196V189H197V186L195 185ZM203 187V186H202ZM214 187V186H213ZM213 187H211V188H213ZM225 187V186H224ZM244 187V186H243ZM12 188V187H11ZM42 188V187H41ZM66 188H68V187H66ZM95 188V187H94ZM162 188V187H161ZM181 188V187H180ZM180 188H178V189H180ZM190 188V187H189ZM216 188V187H215ZM225 188H227V187H225ZM230 188V187H229ZM244 188H248L247 186H245ZM250 188V189H251ZM262 188H264V187H262ZM38 189H40V187L38 188ZM44 189H46V188H44ZM53 189H55V188H53ZM63 189V188H62ZM75 189V188H74ZM116 189V188H115ZM117 189V190H118ZM127 189V190H126ZM132 189V188H131ZM146 189V188H145ZM147 189H148V191H149V189H150V186H148L147 187ZM146 189V190H147ZM171 189V188H170ZM174 189V188H173ZM182 189H184V188H182ZM182 189L180 190L181 192H177V193H180V194H182L183 192H182ZM205 189V188H204ZM214 189V188H213ZM219 189V188H218ZM218 189H216V191L218 190ZM231 189V188H230ZM237 189H238V187H237ZM249 188H248V190H250ZM256 189V188H255ZM41 190H43V189H41ZM51 190V189H50ZM73 190V189H72ZM120 190H122V189H120ZM162 190V189H161ZM169 190V189H168ZM177 190V189H176ZM185 190V189H184ZM188 190V189H187ZM191 190H193L192 188H191ZM201 190V189H200ZM200 190H198V191H200ZM211 190V189H210ZM239 190V189H238ZM242 190V189H241ZM261 190V189H260ZM32 191V190H31ZM39 192L38 193H40L39 194V196L37 197V199L35 200V201H31V199L32 198H34L35 196H34V194H33V192H32V194H33V196L31 197V198H23V201H25V203L28 205L29 204V206H27L28 207V209L25 207V205L26 204H20L19 202V204H17V205H19V207H17V208H20V209H23V208H25V209H27L26 211H27V213H28V215L27 214H25V212L26 211H24V210H22L21 212H23L26 216H27V218H29V217H31V214L33 215V210L34 209H36V207H38L37 206V204H42L43 202L45 203V201L47 200V192L46 191H44L43 190V192L41 191L40 192V190H38ZM67 191V190H66ZM81 191V190H80ZM133 191H134V189H133ZM132 191V192H133ZM194 191H195V189H194ZM193 191V192H194ZM198 191H195V193L197 192V194L199 193ZM224 192L225 191H227V190H223ZM231 191H232V189H231ZM236 191V190H235ZM243 191V190H242ZM241 191V192H242ZM253 191V190H252ZM263 191V190H262ZM79 192V191H78ZM115 192V193H114ZM151 192V191H150ZM153 192V191H152ZM154 192H155V190H154ZM153 192V195L154 194H156V193H154ZM158 192V191H157ZM164 192V191H163ZM165 192H166V189H165ZM171 192V191H170ZM202 192V191H201ZM206 192H208V191H205L204 193L206 194ZM212 192V191H211ZM219 192V191H218ZM249 192V191H248ZM260 192V191H259ZM264 192V191H263ZM49 193V192H48ZM74 193V192H73ZM81 193V192H80ZM85 193V192H84ZM136 193V194H137ZM149 192H147V194H148ZM162 193V192H161ZM175 193V192H174ZM185 193H187L186 191H185ZM189 193V192H188ZM187 193V194H188ZM195 193H194V195H195ZM214 193V192H213ZM212 193V194H213ZM228 193V192H227ZM246 193V192H245ZM35 194V195H36ZM126 194H128L127 196H126ZM134 194V193H133ZM133 194H131L132 196H133ZM137 194V195H138ZM145 194V193H144ZM187 194H184L183 193V196H182V199H181V202L184 200L183 199V197H184V195H186L187 196V198L188 197H190V196H188ZM199 194H201V193H199ZM198 194V195H199ZM203 194V193H202ZM201 194V195H202ZM209 194H210V192H209ZM207 195V197L205 196V197H203V195L201 196V197H203L202 199H199L197 196H195V197H197L199 200H202V201H205L206 200V198L208 199V198H212L213 197V195ZM232 195H233V193H231ZM262 194V193H261ZM260 194V195H261ZM264 194V193H263ZM52 195H53V193H52ZM125 195V196H124ZM130 195V196H131ZM137 195H135V196H133V197H135L134 199H138V198H136V196ZM143 195V194H142ZM146 195V194H145ZM149 195V194H148ZM177 195H179V194H177ZM176 195V196H177ZM190 195V194H189ZM215 195V194H214ZM220 195V194H219ZM224 195V194H223ZM227 195V194H226ZM241 195V194H240ZM239 195V196H240ZM250 195V194H249ZM258 195V194H257ZM259 195V196H260ZM23 196V195H22ZM30 196H31V194H30ZM37 196V195H36ZM48 196H50V195H48ZM116 197V198H118V200L119 199H121V197L119 198V197ZM130 196H128L127 197V200L126 201H128V202H126V203H124V204H127V203H134L133 201H135V203H136V200H131V201H129V199L131 198L132 199V196L130 197ZM139 196V195H138ZM137 196V197H138ZM144 196V195H143ZM152 196V195H151ZM154 196H156V195H154ZM158 196V195H157ZM156 196V197H157ZM172 196H174V195H172ZM175 196V197H176ZM186 196L184 197V198H186ZM193 196V195H192ZM208 196H212V197H208ZM227 196H229V195H227ZM253 196H254V193H253ZM29 197V196H28ZM52 197V196H51ZM73 197V196H72ZM140 197H142L141 195H140ZM139 197V198H140ZM153 197V196H152ZM151 197V198H152ZM165 197L167 198L168 196H166L165 195ZM175 197H172L171 199H174ZM178 198L180 197V196H177ZM176 197V198H177ZM200 197V198H201ZM215 198H216V195L214 196ZM218 197H220V196H217V198ZM235 197V196H234ZM252 197V196H251ZM257 197V196H256ZM16 198V197H15ZM21 198V197H20ZM76 198V197H75ZM74 198V199H75ZM115 198V199H116ZM144 198H146V197H144ZM148 198H150V195L148 196ZM154 199H155V197H153ZM153 198L150 200V201H152L153 200ZM160 199V197H157V199ZM170 198V197H169ZM191 198V197H190ZM215 198H212V199H209L208 200V202L209 201H214L215 202V204H217L219 201H220V204H221V200H218V199H215ZM247 198V197H246ZM250 198V197H249ZM62 199H63V197H62ZM141 199H143V197L141 198ZM156 199V200H157ZM163 199V198H162ZM180 199V198H179ZM178 199V200H179ZM189 199V198H188ZM193 199V198H192ZM203 199H205V200H203ZM223 199V198H222ZM233 199V198H232ZM1 200V199H0ZM21 200H22V198H21ZM105 200V201H104ZM103 201H104V208H105V202H106V199H104ZM117 200V199H116ZM117 200V201H118ZM164 200H165V198H164ZM176 200V199H175ZM191 200V199H190ZM194 200H196V198H194L192 201L194 202ZM218 200V201H217ZM235 200V199H234ZM250 200V199H249ZM248 199L247 200H245V201H248L249 203H247L248 204V208H250V206L251 205H253V203H255V202H253L252 204L250 203V201H249ZM263 200V199H262ZM12 201H13V199H12ZM19 201V200H18ZM64 201V200H63ZM138 201L139 202H137L138 204L139 203H142V201H140L139 199H138ZM143 201H145V200H143ZM150 201H148V203H151ZM153 201H155V200H153ZM159 201V200H158ZM157 201V202H158ZM161 201V200H160ZM177 201V200H176ZM187 202L185 203V204H187V205H190V204H188V203H190V202H188V200H186ZM197 201V200H196ZM216 201H217V203H216ZM224 201V200H223ZM228 201V200H227ZM233 201V200H232ZM231 201V202H232ZM256 201H258V199L256 200ZM259 201H260V199H259ZM11 202V201H10ZM9 202V203H10ZM48 202V201H47ZM46 202V203H47ZM107 202H109L108 200H107ZM110 202H111V200H110ZM109 202V203H110ZM156 202V201H155ZM170 202H172V201H170ZM174 202V201H173ZM180 202V203H181ZM207 202V203H208ZM214 202H212L211 203V205L213 204V206H216L215 204H214ZM241 202V201H240ZM252 202V201H251ZM12 203V202H11ZM21 203H22V201H21ZM61 203V202H60ZM60 203H59V205H60ZM64 203V202H63ZM134 203V204H135ZM147 203V204H148ZM161 203V202H160ZM176 203H179V202H176ZM199 203H201V202H199ZM204 203V202H203ZM205 204L206 206L207 205H210L209 203L208 204ZM228 203H229V201H228ZM234 203V202H233ZM237 203V202H236ZM235 203V204H236ZM239 203V202H238ZM1 204V203H0ZM12 204H15V203H12ZM62 204V203H61ZM152 204H153V202H152ZM155 204V203H154ZM162 204V203H161ZM163 204H165V203H163ZM162 204V205H163ZM168 204V203H167ZM170 204V203H169ZM169 204H168V206H169ZM175 204V203H174ZM173 204V205H174ZM183 203H181L180 205H182ZM184 204V205H185ZM219 204V203H218ZM217 204V209H215V207H213L211 210L214 212V209L216 210V214H217V210H219L218 209V206L220 205H218ZM223 204V203H222ZM241 204H242V202H241ZM251 204V205H250ZM259 204V203H258ZM47 205V204H46ZM63 205V204H62ZM99 205V204H98ZM101 205V204H100ZM137 205V204H136ZM149 205H151V204H149ZM156 205H157V203H156ZM158 205H160V204H158ZM166 205V204H165ZM179 205V204H178ZM200 205V204H199ZM202 205V204H201ZM227 204H226V202H225V204H224V206H226ZM244 205V204H243ZM250 205V206H249ZM24 206V207H23ZM36 206V207H35ZM48 206V205H47ZM102 206V207H103ZM106 206H108V208H111L110 206H109V204L107 203V205ZM127 206V205H126ZM126 206H125V208H126ZM131 206V205H130ZM141 206H142V204H141ZM140 206V207H141ZM152 206V205H151ZM170 206H171V204H170ZM203 206V205H202ZM206 206H204V207H206ZM233 206V205H232ZM232 206H230L231 208H233ZM235 206H237L238 207V205H234V207ZM257 206V205H256ZM255 206V208H257ZM263 206V205H262ZM15 207V208H16ZM40 207H42L41 205L39 206V210H37L36 209V211L35 212H37L38 213V211L39 212H41L40 214H42V213H44V215H45V212H43V211H45V209H43V208H40ZM64 207H66V206H64L63 205V207H61L62 209H64ZM139 207V206H138ZM145 207V206H144ZM149 207V206H148ZM156 207V206H155ZM159 207H161V206H159ZM208 207V206H207ZM210 208H211V206H209ZM219 207H221V205L219 206ZM228 208H229V206H227ZM240 207H241V205H240ZM240 207H238V209H240ZM243 207V206H242ZM246 207V206H245ZM5 208V207H4ZM1 208V212H0V227H2L3 228V226L5 227L6 225H8V223L6 224V223H4V221L6 222V220L8 221V220H11V221H8V222H12V220H13V222L12 223H10L11 224V227L12 228H14L15 226H16V224L14 223L15 221L17 222V223H19V224H22L23 222L21 221L22 220V218H23V221L24 220H26V216L24 215L23 216V213H22V217H18V216H20V213L18 212V213H16V214H14L12 211H8L10 208H8V210L5 208ZM14 208V207H13ZM14 208V209H15ZM34 208V209H33ZM95 208V207H94ZM99 208V207H98ZM142 208V207H141ZM162 208H163V206H162ZM171 208V207H170ZM197 208V207H196ZM209 208V209H210ZM222 208H223V206H222ZM236 208V207H235ZM235 208H234V210L232 211V212H234L235 211ZM247 208V209H248ZM252 208V207H251ZM250 208V209H251ZM3 209L4 210H7V211H3ZM31 210L32 211V213L30 214L29 212L30 211H28V210ZM43 209V211H41ZM139 209V208H138ZM143 209V208H142ZM156 209V208H155ZM154 209V210H155ZM160 209V208H159ZM207 210H208V208H206ZM227 209V208H226ZM225 209V210H226ZM237 208H236V214H237V210H238ZM246 209V208H245ZM244 209V210H245ZM246 209V210H247ZM126 210V209H125ZM150 210V209H149ZM220 210H222V209H220ZM229 210H230V208H229ZM228 210V211H229ZM241 210V209H240ZM243 210V209H242ZM242 210H241V212H242ZM245 210V211H246ZM47 211V210H46ZM65 211V210H64ZM98 211H99V209H98ZM105 211V210H104ZM106 211H108V210H106ZM136 211V210H135ZM138 211H140V209L138 210ZM151 211L153 212V210L151 209ZM197 211V210H196ZM209 211V210H208ZM208 211H206V212H208ZM227 211V210H226ZM225 211V212H226ZM253 211V210H252ZM9 212H11V213H9ZM16 212V211H15ZM48 212V211H47ZM100 212H102L101 210L99 211V213ZM124 212V211H123ZM156 212V211H155ZM203 212V211H202ZM220 211H218V213H219ZM222 212V211H221ZM220 212V213H221ZM224 212V210H223V212L222 213H225ZM240 212V211H239ZM258 212V211H257ZM135 213V212H134ZM193 213V212H192ZM196 213L197 212H194L193 213V215H194V217H196ZM204 213V212H203ZM211 213V212H210ZM221 213V214H222ZM256 213V212H255ZM101 214V213H100ZM109 214V213H108ZM138 214H139V212H138ZM137 214V215H138ZM152 214H154V212L152 213ZM162 214V213H161ZM202 214V213H201ZM201 214H199V213H197V217L199 218V215H200V218H199V220L200 219H204V217L207 215H205L204 217H203V214H202V218H201ZM220 214V215H221ZM228 214V213H227ZM235 214V213H234ZM233 213L231 214L230 213V215H232L231 217H230V215L228 216V217H230V218H234V217H236V214H235V216H233L234 215ZM59 215V214H58ZM123 215V214H122ZM135 215V214H134ZM139 215H141V214H139ZM189 215V214H188ZM209 215V214H208ZM207 215V216H208ZM212 215V214H211ZM243 215V214H242ZM251 215V214H250ZM37 216V215H36ZM36 216H35V213H34V218H36ZM38 216H40V215H38ZM61 216V215H60ZM132 216V215H131ZM136 216V215H135ZM206 216V217H207ZM213 216V215H212ZM225 216V215H224ZM239 216V218H241L240 217V215H238ZM244 216V215H243ZM247 216V215H246ZM18 217V218H17ZM100 217V216H99ZM104 217V216H103ZM110 217V216H109ZM109 217H108V219H109ZM139 217V216H138ZM150 217V216H149ZM185 217V216H184ZM194 217L192 218V219H194ZM196 217V218H197ZM209 217V216H208ZM218 217V216H217ZM253 217V216H252ZM33 217H32V219L30 218V223H31V225L30 226H32V227H34L35 225H36V223H35V220L37 221V223L39 222H41V221H38L37 219H34ZM40 217H38V219H39ZM119 218V217H118ZM142 218V217H141ZM216 218V217H215ZM238 218V217H237ZM254 218V217H253ZM4 219V220H3ZM6 219V220H5ZM99 219V218H98ZM117 219V218H116ZM120 219V218H119ZM122 219V218H121ZM144 219V218H143ZM177 219V218H176ZM175 219V220H176ZM188 219V218H187ZM191 219V220H192ZM213 219V218H212ZM219 218H217V220H218ZM224 219V218H223ZM236 219V218H235ZM249 219V218H248ZM1 220H2V224H3V226H1L2 224H1ZM15 220V221H14ZM27 220H29V219H27ZM26 220V222H27V224L29 225V223H28V221ZM46 220V219H45ZM102 220V219H101ZM152 220V219H151ZM190 220V221H191ZM195 220V219H194ZM207 220V219H206ZM206 220H204L205 222H207ZM215 220V219H214ZM216 220V221H217ZM220 221H221V219H219ZM224 220H226V219H224ZM224 220H222V221H224ZM237 220H239V219H237ZM241 220V223H242V220H243V217H242V219H240ZM245 220L246 219H244V222H245ZM249 220H251V219H249ZM44 221V220H43ZM103 221V220H102ZM130 221V220H129ZM156 221H158V220H154V221H151V222H154V225L151 223V222H149V223H151L150 225H153L154 227H155V224L156 225H158L157 224V222ZM182 221H183V219H182ZM187 221V220H186ZM189 221V222H190ZM195 221H197V219L195 220ZM203 221V223H205ZM219 221V222H220ZM229 221V220H228ZM231 221V220H230ZM236 221V220H235ZM248 221V220H247ZM246 221V222H247ZM252 221V220H251ZM22 222V223H21ZM25 222V221H24ZM25 222V223H26ZM85 222V221H84ZM94 222V221H93ZM101 221H99V223H100ZM121 222V221H120ZM156 222V223H155ZM180 222H181V220H180ZM199 222V221H198ZM201 223H202V221H200ZM215 222V221H214ZM13 223L15 224V225H13ZM38 223V224H39ZM95 223V222H94ZM98 223V222H97ZM102 223V222H101ZM104 223V222H103ZM122 223V222H121ZM185 224L187 223V224H190V223H188V221L187 222H184ZM221 224H222V222H220ZM219 223V224H220ZM233 223V222H232ZM234 223H236V222H234ZM240 223V222H239ZM238 223V224H239ZM240 223V225H244V224H241ZM257 223V222H256ZM261 223V222H260ZM10 224H9V227L8 228H6L7 230H9V228H11L10 227ZM24 224V223H23ZM23 224L22 225H20V226H22V228H24V226H25V228H26V226L27 227H29L28 225H24L23 226ZM33 224V225H32ZM37 224V225H38ZM41 224V223H40ZM96 224V223H95ZM114 224V223H113ZM167 224V223H166ZM174 224H176V223H174ZM205 224H207V223H205ZM213 224V223H212ZM224 224H226L225 222H224ZM237 224V223H236ZM253 224H255V223H253ZM252 224V225H253ZM18 225V224H17ZM148 225V224H147ZM180 225L181 224H179V228H180ZM182 225H183V223H182ZM196 225H197V223H196ZM240 225H238V226H240ZM246 225H247V223H246ZM257 225H258V223H257ZM20 226H18V227H20ZM40 226V225H39ZM43 226H44V224H43ZM82 226H84V225H82ZM151 227V228H154V227ZM159 226V225H158ZM171 226V225H170ZM188 226V225H187ZM193 226V222H192V225L190 226V227H192ZM200 226V225H199ZM202 226V225H201ZM224 226V225H223ZM248 227H251V226H249V225H247ZM263 226V225H262ZM17 227V226H16ZM16 227L14 228V230L16 229ZM32 227H30V229L29 230H31L32 229ZM35 227H37V226H35ZM112 227V226H111ZM117 227H119V226H117ZM157 227V226H156ZM155 227V228H156ZM166 227V226H165ZM172 227V226H171ZM182 227V226H181ZM197 227H198V225H197ZM204 227H206V225L204 226ZM225 227V226H224ZM227 227V226H226ZM97 228V227H96ZM125 228V227H124ZM155 228L154 229H151V232H152V230H155ZM178 227H176V229H177ZM200 228H202V227H200ZM207 228H208V226H207ZM252 228V227H251ZM254 229H255V227H253ZM3 229H5V228H3ZM3 229H1L2 231H3ZM19 229V228H18ZM27 229V228H26ZM42 229H44L43 230V232L45 231V228L44 227H42ZM150 229V228H149ZM159 229V228H158ZM198 229V228H197ZM205 229V228H204ZM238 228H236V230H237ZM250 229V228H249ZM1 230H0V232H1ZM10 230H12V229H10ZM9 230V231H10ZM29 230H26V231H29ZM35 230V229H34ZM87 230L88 229H86V233L87 234H89V233H91V232H89L90 231V229L88 230V232H87ZM92 230V229H91ZM175 230V229H174ZM182 230V229H181ZM200 230V229H199ZM203 230V229H202ZM207 230V229H206ZM256 230V229H255ZM5 231V230H4ZM13 231V230H12ZM24 231V230H23ZM33 231V230H32ZM31 231V232H32ZM40 231H42V230H40ZM74 231V230H73ZM94 231V230H93ZM146 230H144V232H145ZM158 231V230H157ZM157 231H156V234H158L157 233ZM167 231V230H166ZM173 231V230H172ZM172 231H170L169 230V232H172ZM177 231V230H176ZM178 231H179V229H178ZM207 231H209V230H207ZM238 231V230H237ZM242 231V230H241ZM245 231V230H244ZM252 231H254L253 229H252ZM256 231H258V230H256ZM263 231V230H262ZM30 232V233H31ZM37 232V231H36ZM47 232V231H46ZM104 232V231H103ZM150 232V231H149ZM150 232V233H151ZM155 232V231H154ZM175 232V231H174ZM180 232V231H179ZM182 232V231H181ZM180 232V234H182ZM193 232V231H192ZM200 232V231H199ZM29 233V232H28ZM45 233V232H44ZM99 233V232H98ZM97 233V234H98ZM109 233V232H108ZM127 233V232H126ZM129 233V232H128ZM141 232H139V234H140ZM146 233V232H145ZM153 233V232H152ZM152 233H151V235H152ZM198 233V232H197ZM196 233V234H197ZM253 233V232H252ZM257 234H258V232H256ZM263 233V232H262ZM262 233H259V236L262 234ZM1 234H2V232H1ZM4 234H7V233H4ZM10 234V233H9ZM84 234V233H83ZM132 234V233H131ZM138 234V233H137ZM160 234V233H159ZM179 234V235H180ZM201 234V233H200ZM199 234V235H200ZM205 234H207V233H205ZM215 234V233H214ZM242 234V233H241ZM250 234V233H249ZM15 235V234H14ZM19 235V234H18ZM25 235V234H24ZM34 235V234H33ZM134 235V234H133ZM135 235H136V233H135ZM141 235V234H140ZM151 235H149V236H151ZM166 235V234H165ZM245 235V234H244ZM28 236V235H27ZM35 236V235H34ZM37 236V235H36ZM41 236V235H40ZM80 236V235H79ZM87 236H89V237H87ZM86 237H87V239L89 240V241H91V238L93 237L92 236V233L91 234H89V235H87ZM110 236V235H109ZM132 236V235H131ZM153 236H154V233H153ZM152 236V237H153ZM182 236V235H181ZM188 236V235H187ZM248 236V235H247ZM250 237H251V235H249ZM248 236V237H249ZM257 236V235H256ZM259 236H257V238L259 237ZM7 237V236H6ZM33 237V236H32ZM68 237H70V236H68ZM74 237H77V235L76 236H74ZM81 237V236H80ZM84 238H85V236H83ZM106 237H108V236H106ZM139 237V236H138ZM151 237V238H152ZM157 237V236H156ZM162 237V236H161ZM166 237H167V235H166ZM190 237V236H189ZM209 237H211V235L209 236ZM208 237V238H209ZM254 236L252 235V238H253ZM4 238H5V236H4ZM9 238V237H8ZM8 238H7V241L8 242H10L9 240H8ZM11 238V237H10ZM9 238V239H10ZM13 238H15V237H13ZM24 238V237H23ZM27 238V237H26ZM102 238H104V237H102ZM122 238V237H121ZM132 238V237H131ZM136 238H137V236H136ZM141 238H143V237H141ZM141 238H139L140 240H141ZM206 238V237H205ZM215 238V237H214ZM213 238V239H214ZM217 238H219V237H217ZM244 238V237H243ZM255 238V237H254ZM0 239H2L1 237H0ZM77 239L78 238H76V240L75 239H73V240H71V242L73 241L74 243H75V241H77ZM153 239V238H152ZM156 239V238H155ZM158 239V238H157ZM172 239V238H171ZM195 239V238H194ZM211 239V238H210ZM14 240H17V239H14ZM23 240V239H22ZM33 240V239H32ZM40 240V239H39ZM83 240V239H82ZM97 240V239H96ZM95 240V241H96ZM139 240V241H140ZM159 240H160V238H159ZM165 240V239H164ZM200 240H201V238H200ZM208 240V239H207ZM240 240V239H239ZM246 241H248V239H245ZM260 240H261V238H260ZM2 241H3V239H2ZM2 241H1V243H2ZM5 241V240H4ZM20 241H21V239H20ZM27 241V240H26ZM30 241V240H29ZM145 241V240H144ZM143 240H142V242H144ZM147 241H149V240H147ZM155 241V240H154ZM154 241H152L151 242V244H153V242ZM161 241V240H160ZM175 241V240H174ZM184 241V240H183ZM189 241V240H188ZM196 241V240H195ZM252 241V240H251ZM257 241V240H256ZM259 241V240H258ZM28 242V241H27ZM26 242V243H27ZM41 242V241H40ZM44 242V241H43ZM79 242V244L81 243V240H79L78 239V241H77V243ZM159 242V241H158ZM157 242V243H158ZM204 242V241H203ZM250 242V241H249ZM252 242H254V241H252ZM261 242V241H260ZM4 244H5V242H3ZM14 243H15V241H14ZM21 243V242H20ZM33 243V242H32ZM39 243V242H38ZM49 243V242H48ZM63 243V242H62ZM146 243V242H145ZM162 243H164V242H162ZM161 243V244H162ZM168 243V242H167ZM201 243V242H200ZM256 243V242H255ZM17 244V243H16ZM28 245H25V246H27L26 248H29L28 250V252H29V254H30V252H31V255H30V257L33 255V256H35L36 254H34V251H33V248H34V246H33V244H31V242H30V244L29 243H27ZM43 244V245H42ZM41 245H39V246H41V247H43L45 244L44 243H42ZM67 244V243H66ZM76 244V243H75ZM78 244V245H79ZM124 244V243H123ZM150 244V245H151ZM160 243H159V245H161ZM165 244V243H164ZM164 244H162V245H164ZM192 244V243H191ZM209 244V243H208ZM237 244H238V242H237ZM246 244H248V243H246ZM253 244V243H252ZM1 245H3V244H1ZM1 245H0V248H1ZM6 245V244H5ZM9 245V244H8ZM11 245H13V244H11ZM15 245V244H14ZM21 245V244H20ZM35 245H36V243H35ZM48 245V244H47ZM81 245V244H80ZM99 245V244H98ZM107 245V244H106ZM110 245V244H109ZM149 244H148V247L150 246ZM154 246H156V241H155V244H153ZM158 244H157V246H159ZM204 245V244H203ZM258 245V244H257ZM261 245V244H260ZM16 246V245H15ZM25 246H24V248H25ZM37 246H38V244H37ZM37 246H35V247H37ZM73 246H75V245H73ZM89 246V245H88ZM188 246V245H187ZM191 246H193V245H191ZM199 246H200V244H199ZM206 247H207V245H205ZM210 246V245H209ZM249 246V245H248ZM250 246H251V244H250ZM3 247V246H2ZM7 247H10V246H7ZM11 247H13V246H11ZM17 247V246H16ZM23 247V246H22ZM137 247V246H136ZM147 247V246H146ZM153 246H151L150 248H152ZM165 247V246H164ZM201 247V246H200ZM238 247V246H237ZM257 247V246H256ZM255 247V245H253V248L252 247H250V248H252V249H254V248H256ZM4 248V247H3ZM6 248V247H5ZM18 248V247H17ZM20 248V247H19ZM25 248V249H26ZM40 248V247H39ZM70 248H71V246H70ZM117 248V247H116ZM145 248V247H144ZM156 248V247H155ZM192 248V247H191ZM202 248V247H201ZM203 248H204V246H203ZM200 249V250H202V254H203V251H204V249ZM260 248V247H259ZM2 249V248H1ZM0 249V250H1ZM15 249V248H14ZM35 249V248H34ZM38 249V248H37ZM71 249H73V247L71 248ZM154 249V248H153ZM190 249V248H189ZM194 249V248H193ZM193 249H191L192 251H195V250H193ZM198 249V250H199ZM211 249H212V247H211ZM246 249V248H245ZM263 249H264V247H263ZM263 249H262V251H263ZM4 250V249H3ZM10 251L12 250V249H9ZM15 250H17V249H15ZM39 250V249H38ZM37 250V251H38ZM149 250V249H148ZM260 250H261V248H260ZM260 250H259V252H260ZM5 251V250H4ZM24 251V250H23ZM40 251V250H39ZM38 251V252H39ZM44 251V250H43ZM75 251V250H74ZM84 251H85V249H84ZM154 251V250H153ZM157 251V250H156ZM188 251V250H187ZM190 251V250H189ZM190 252V253H193V252ZM212 251V250H211ZM254 251V250H253ZM252 251V252H253ZM261 251V252H262ZM0 252H2V250L0 251ZM9 252V251H8ZM8 252H7V250L4 252V254H6V256H7V254H8ZM12 252V251H11ZM10 252V253H11ZM21 252H22V248H21ZM38 252H36V253H38ZM69 252V251H68ZM109 252V251H108ZM196 252V251H195ZM199 251H197V253H198ZM217 252V251H216ZM240 252V251H239ZM256 252V251H255ZM260 252V253H261ZM10 253H9V255H10ZM26 253V252H25ZM40 253V252H39ZM51 253V252H50ZM196 253V255H195V257L197 256V255H200V254H197ZM204 253H205V251H204ZM251 253V252H250ZM12 254V253H11ZM27 254V253H26ZM88 254V253H87ZM185 254V253H184ZM187 254H189V253H187ZM195 254V253H194ZM201 254V255H202ZM244 254V253H243ZM255 254V253H254ZM259 254V253H258ZM262 254H263V252H262ZM261 254V255H262ZM8 255V256H9ZM13 255H18V253L16 254H13ZM25 255V254H24ZM23 255V256H24ZM37 255H39V254H37ZM101 255V254H100ZM200 255V258L201 257H203L204 256V258H205V255L203 254V256H201ZM248 255V254H247ZM246 255V256H247ZM256 256H257V254H255ZM6 256H5V259H3V260H5L6 261V259H8V258H6ZM16 256L14 257H12V258H15L16 259ZM89 256V255H88ZM93 256V255H92ZM150 256V255H149ZM151 256H154V255H151ZM191 256V255H190ZM259 256H260V254H259ZM262 256H264V254L262 255ZM0 257H1V255H0ZM18 257H19V255H18ZM37 257L38 256H35V258L37 259ZM78 257H80V256H78ZM91 257V256H90ZM172 257V256H171ZM181 257V256H180ZM261 257V256H260ZM12 258H10L9 259V261H11L12 262V260H14V259H12ZM34 258V257H33ZM34 258V259H35ZM62 258V257H61ZM197 258H199V256H197ZM117 259V258H116ZM119 259V258H118ZM264 259V258H263ZM1 261H2V263H5V261H3L2 259H0ZM17 260V259H16ZM33 260V259H32ZM49 260V259H48ZM52 260V259H51ZM198 261H196V262H199L200 260H204L203 258H201V259H197ZM0 261V262H1ZM30 261V260H29ZM46 261V260H45ZM149 261V260H148ZM156 261H157V259H156ZM172 261V260H171ZM241 261V260H240ZM243 261V260H242ZM251 261V260H250ZM264 261V260H263ZM11 262H9V263H11ZM31 262V261H30ZM39 262H40V260H39ZM43 262V261H42ZM41 262V263H42ZM49 262H50V260H49ZM67 262H69V261H67ZM117 262V261H116ZM160 262V261H159ZM203 262V261H202ZM204 262H206V261H204ZM8 263V264H9ZM13 263V262H12ZM17 263V261H15V264ZM24 264L25 262L23 261V262H20V264ZM40 263V264H41ZM47 263V262H46ZM171 263V262H170ZM195 263V262H194ZM200 263V262H199ZM199 263H197V264H199ZM254 263V262H253ZM6 264V263H5ZM62 264V263H61ZM67 264V263H66ZM69 264V263H68ZM157 264V263H156ZM158 264H160V263H158ZM186 264V263H185ZM188 264V263H187ZM192 264V263H191ZM196 264V263H195ZM201 264V263H200ZM208 264V263H207ZM242 264V263H241ZM244 264V263H243ZM263 264H264V262H263Z\"/></svg>",
    "mask_w": 264,
    "mask_h": 264
}]
</instances>
